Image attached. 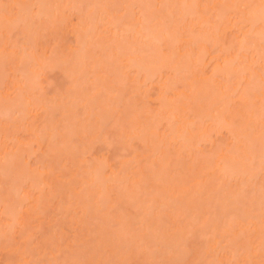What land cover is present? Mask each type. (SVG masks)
Masks as SVG:
<instances>
[{
    "label": "rangeland",
    "instance_id": "1",
    "mask_svg": "<svg viewBox=\"0 0 264 264\" xmlns=\"http://www.w3.org/2000/svg\"><path fill=\"white\" fill-rule=\"evenodd\" d=\"M10 1V0H9ZM9 1H7V0H0V9L1 8H3L2 10H0V11H2V13L0 12V14H4V15H6V16H10V15H7V11L10 9V7H11V10H14V8H16L15 6H14V8L11 6L16 0H11L10 1V3L12 2V1H14V2H12L9 6L8 5H6V3L7 4H9ZM26 1V0H25ZM53 1H55V0H52L51 2H53ZM57 1V0H56ZM54 2L53 3V5L54 4H56V5H59V9L58 10H60L61 9V6H60V4L62 5V8L64 7V9H66L67 8V6H70V5H72V4H70L69 5V3L70 2H73L74 4H76V2L77 3H79L78 1L79 0H68V1H66V0H62V1H59L58 3L57 2ZM63 1H65L66 3H68V4H62V3H64ZM70 1V2H69ZM76 1V2H75ZM82 1H84V0H81L80 1V3L81 4H77V5H72V8H73V6H80L79 8L78 7H74V8H78V9H81L83 12H84V10L86 9V7H87V5L90 3L91 4V2H93V1H91V0H85L84 2H82ZM119 5H123V4H127V3H129V6L131 5V4H133L134 2H131L130 0H129V2L128 1H117V0H115ZM152 1H157L158 2V0H152ZM161 1V0H160ZM27 2H29V4H30V2L31 1H29V0H27ZM89 2V3H88ZM94 2H96L95 0H94ZM93 2V3H94ZM100 1H98L97 0V4L99 3ZM105 3V5L107 4V2H106V0L105 1H101V3ZM115 2V4H117ZM125 2H127V3H125ZM147 2V1H146ZM204 2H205V0H204ZM96 3H94V4H96ZM109 3V2H108ZM111 4L110 5H108V6H110L111 7V5H113L114 6V9L112 10V8H113V6L110 8V7H108V8H110L114 13H119V10L120 9H122V6H118L119 8L117 9V10H115L116 8V5L115 4H112L113 2H110ZM149 3H151V1H149ZM32 4V3H31ZM50 5L52 4V3H49ZM87 4V5H86ZM96 4V5H97ZM117 4V5H118ZM151 4H153V3H151ZM157 5H159L158 3H156ZM156 4H153L150 8H152V10L153 11H150V14L151 15H153V12L154 11H156V10H154L153 8H155L157 5ZM4 5V6H3ZM13 5H15V3L13 4ZM27 5L28 4H26L25 5V7H23V11L22 12H24L25 13V11L26 10H28V12L29 13H31V9L33 8V10H35L34 8V6H32V8L29 10V9H27L26 7H27ZM67 5V6H66ZM104 5V4H103ZM125 5H123V8H124V6ZM133 5H135V3L133 4ZM133 5H131L130 7H128V9L126 8V6H128V4L125 6V8H126V12H132L131 10H135L136 8V12H137V14H139L140 12H138L139 10H138V7H140V6H137V7H132ZM31 6V5H30ZM89 6V5H88ZM92 6V4L90 5V7ZM95 6V5H94ZM136 6V5H135ZM154 6V7H153ZM9 7V8H8ZM50 7H52V6H50ZM55 7H57V6H55L54 5V12L56 11L55 10ZM71 7V6H70ZM69 7V8H70ZM97 7L99 8H101V7H104V6H100V4H98L97 5ZM107 7V6H106ZM106 7H104V9L106 8ZM121 7V8H120ZM131 7H132V9H131ZM159 7V6H158ZM160 7H162V5L160 6ZM159 7V8H160ZM13 8V9H12ZM28 8H30L29 6H28ZM72 8H71V12H72ZM87 8H89V7H87ZM92 8V7H91ZM91 8H89V9H91ZM96 8V7H95ZM124 8V9H125ZM134 8V9H133ZM159 8H158V10H159ZM4 9H8V10H5V12H7L6 14L5 13H3V10ZM51 9H53V8H51ZM64 9H62L61 11H62V13H64L65 14V11H64ZM77 9V10H78ZM84 9V10H83ZM103 8H102V10H98V12L99 11H102L101 13L103 14V11H106V10H109V9H105L104 10ZM131 9V10H130ZM155 9H157V7L155 8ZM32 10V11H33ZM69 11H70V9H68ZM68 10L66 11V12H68ZM75 10V9H74ZM73 10V11H74ZM81 10H78V11H81ZM92 10L93 11H97V8H96V10L94 9V8H92ZM138 10V11H137ZM151 10V9H150ZM156 11L157 13H160V12H162L161 11V8H160V10L159 11ZM15 11V10H14ZM52 11V10H51ZM80 12V14H82L83 16H84V14L86 13H91V12H89L88 10L86 11V12H84V14H83V12ZM116 11V12H115ZM11 12V11H10ZM9 12V13H10ZM21 12V11H20ZM19 12V13H20ZM27 12V11H26ZM53 12V11H52ZM98 12H96V13H91L92 15L91 16H93L94 14H98ZM107 12V13H106ZM105 12V14H110L109 16L108 15H104V16H102V17H117V15L115 16L114 14V16H112V13L113 12H111V11H106ZM111 12V13H110ZM120 12L122 13L123 12V10H120ZM164 12V11H163ZM162 12V13H163ZM13 13H15V12H12V15H13ZM18 15H19V13L18 12H16ZM76 13H78V14H76ZM120 13V14H121ZM155 13V12H154ZM17 14H16V16H17ZM36 13H33V15H35ZM39 14H41L42 15V13H39ZM52 14V13H51ZM67 14V13H66ZM66 14H65V16L63 17V19L62 18H60V16L62 15V14H60L58 11L57 12H55V13H53V15H51V17L53 16V18L52 19H54L55 17H58V19H61V20H64V21H66V19H68V17L66 16ZM120 14H118V16L120 17V19H121V16H120ZM131 14L132 13H129V15L131 16ZM136 13H133V15H135ZM136 14V15H137ZM3 15V16H4ZM15 15V14H14ZM25 15V14H24ZM23 15V16H24ZM29 15V14H28ZM37 16H38V14H36ZM69 15L71 16V17H69L70 18V22H69V20L67 21V22H69L71 25V27L73 26L74 27V25L75 24H78V23H76L77 21L79 22L80 21V25H78V27L79 26H82L83 28H84V25H86V26H88L86 23H84V24H82L83 22H84V19H86V17L85 18H83V16L80 18V15H79V12H77V11H75V12H73L72 14H70L69 13ZM68 15V16H69ZM78 15H79V17H78ZM90 15V14H89ZM89 15L87 14L86 16H88L89 17ZM124 15H126L125 14V12H124V14H123V17L125 18V16ZM127 15H128V13H127ZM154 15H156V14H154ZM159 14H157L156 16H158ZM160 15H164V13L163 14H161L160 13ZM159 15V16H160ZM2 16V17H3ZM16 16H13L12 18V22H11V24L12 23H15L16 21H18L19 20V18H17ZM20 16H22V14H20ZM22 16V17H23ZM32 16V15H31ZM42 16H44V14L42 15ZM42 16H39L40 17V19H41V17ZM90 16V17H91ZM100 16L101 15H99V18H100ZM139 15H137V17L136 16H134V17H136V18H140V16L138 17ZM150 16V15H149ZM156 16H150V18L152 19V18H154V20L152 19L150 22H157V20H159V19H157L156 18ZM15 17L18 19V20H16L15 19ZM21 17V18H22ZM45 17V16H44ZM43 17V18H44ZM65 17H66V19H65ZM87 17V18H88ZM88 18V21H90V19L92 20L93 18ZM94 17V19L96 18L95 16H93ZM119 17H117V18H119ZM129 17V16H128ZM132 17V16H131ZM130 17V18H131ZM21 18H20V21H21ZM36 19L38 18V17H35ZM77 18L78 19H80V20H77ZM156 18V19H155ZM159 18V17H158ZM14 19L16 20V21H14ZM23 19V18H22ZM39 19V18H38ZM38 19H37V21H38ZM45 19V18H44ZM50 19V18H49ZM48 19V20H49ZM57 19V20H58ZM93 19V20H94ZM102 19V21H104V20H108V18L107 19H105V18H100V19H98V21H100ZM104 19V20H103ZM126 19V18H125ZM135 19V18H134ZM215 18H213V20H214ZM10 20H11V17H10ZM27 20V22H28V20H29V22L28 23H30V22H33L34 24L36 23H38V22H36L35 21V19H33V17L31 18V17H29V16H26L25 17V21ZM41 20H43V19H41ZM110 20V19H109ZM113 20V19H112ZM111 20V21H112ZM116 20H118V19H116ZM116 20H114L115 22H116ZM156 20V21H155ZM215 20H217V19H215ZM1 21H3V20H1ZM0 21V22H1ZM4 21H5V19H4ZM20 21H18L16 24V30L14 29V28H12V26L13 25H11L10 24V22L8 21V23L11 25V28L12 29H14V30H12V29H9L10 28V25H8V24H6V25H8V29L9 30H12V31H9L8 29L6 30L7 31V33L4 31V33H1V32H3V31H1V30H3L5 27L7 28V26H4L5 25V23H3L4 25H1L2 27V29L0 30V46H4L5 47V49L3 48V46H2V48L0 49L1 50V53H3V50H4V56H5V53H6V57H8V56H10L9 54H11V53H13V55H12V59H13V56H15V64H11V62L10 63H3L2 64V62H4L5 60H6V58L5 59H0L1 60V62H0V64H1V67H0V70L2 71V72H0V74H1V76H0V102L2 101V103H0V105L1 104H3L4 102L6 103H4L3 104V106H0V154H3L4 156H5V158H4V156L2 155V157L4 158V159H2L4 162H2L3 164H1V162H0V164L2 165V167L3 168H1V166H0V198H1V195H4V197L5 198H2V200L4 201L5 199H6V197H9V196H11V197H13L14 198V196H15V198L18 200V197H16V196H20L21 198H22V195L21 194H23L24 193V191L26 190V194L27 193H30L29 195L31 196V197H29V195H27L28 196V200H32V201H35V198L38 196V193H36V191H38V190H36V191H33V190H31V191H29L30 189H29V187H30V183L28 184V181L25 183V184H23V179H25L26 180V178L27 179H29L30 178V176L32 177V178H30V181H32L33 182V184H35L34 182L35 181H37V177H33L32 176V174L31 173H29L28 171H33V170H31L32 168H34V171L35 170H37V169H39V168H42V169H39L40 170V175H41V173H43V172H45L46 173V175H48V174H50L51 173V175H49V177L50 178H52V179H54L55 181H56V185L55 184H52V182H50V185H55L57 188L61 185V186H64V188L62 189V187H61V189L63 190V195H61L62 193L60 192V190H58L57 188H56V190H58L57 192H56V190H55V188H53V186H49L50 188L52 187L53 188V190H51L52 192L51 193H53L54 191V195H48V197H49V199H48V201L44 204V205H42L40 202L42 201V199H41V197H40V201H39V204L37 205V201H35V202H32V204H30V203H28V202H30V201H27V202H24V204H22L23 202H20V201H22L23 199H20V197H19V199L20 200H18V202L16 201V199L14 198L11 202H12V206H14L15 208H17L18 207V204H22V206H24V207H21V209H20V211H19V208L18 209H16V210H18L19 212L18 213H16V215H18L19 214V216H22L21 218H23V219H21L20 217V219H19V221H20V223H21V221H23V225L20 227H17V225H16V228H10V227H12V226H15L14 224L16 223V221L15 220H17L18 221V219H17V217H14L13 215H15V214H10L11 216H9V217H14L15 219L13 220L12 218V221H11V219H9L7 216H6V218H8L11 222H12V226L10 225V224H8V223H10L9 222V220L8 219H4L5 218V214H4V217H2L3 216V214L2 215H0V223H2L3 221H6L7 222V220H8V230H12L11 232H6L7 230H5L4 228H0L1 229V236H0V264H7V263H10V264H16L15 262H16V258L18 257V256H20V252H22V253H25L24 255L27 257H23V259H25V260H27V262H28V264H29V262H33L34 261V263H32V264H36L35 262L37 261V259L39 258V261H41V259H42V256H44V254H43V252L44 253H46L45 254V256H44V260L45 259H48V258H50V259H52L53 257H54V260H49L48 259V262H46L47 264H50L51 262L53 263H58V264H72V263H75V261H78V262H76L75 264H87L89 261H91V263L89 262L88 264H244V262L241 260V259H243L242 258V256L241 255H243V254H245V250L247 249V248H249V247H247L246 245H245V243H244V245H245V247H244V249L242 248H239V249H241L242 251H240V250H238V252L237 253H240V252H242L241 253V255H239V254H235V255H237L236 257H235V255H232V253L234 254V252L233 251H235L236 250V245H239V242L240 241H242V239H240V238H243L244 236L241 234V231L242 230H244V229H242L241 231H239V233L241 234V236L242 237H240L239 236V233H238V230H234V231H236L237 232V241H238V239H239V242H237L238 244H236L235 245V243L233 244L232 242H231V240H232V238H234L233 237V233H235L234 231H233V233H232V231H231V233L229 234V232L228 231H226V230H228L229 228H230V230L232 229V227H231V225L230 224H233V223H230V222H232L233 220L235 221L234 223H236V221H238L241 217L243 218V216H242V212H244L245 210H246V212H245V214H243V215H246L245 217L247 218L248 217V219L246 220V218L244 217V219L246 220V221H244V225L245 226H247L246 228L247 229H249V228H251L252 227V225H247L246 223L249 221V217H250V220H251V218H253L252 220H254V218L255 217H253L255 214L257 215V216H261V212L263 211V210H261V209H264V207L263 208H261V206H262V203H264V201H263V199H264V175H263V171H264V168H263V170H260V171H257V168H256V166H255V164H253V162H252V164H253V166H251V162H248V160H247V163L246 164H248V163H250V166H249V164H248V166L251 168L252 167V169H254V166H255V171H253L252 172V176H253V174H254V176H253V179H251V184H250V182H249V180L250 179H246L245 177H237V181H240L241 179H246V183H245V180H242V181H240V182H242V184H244V185H242V186H245V184H247L246 185V187H242V186H240V184H236V183H238V182H235V179H236V177H232V179H228L227 177H226V180H228V182L226 183L225 182V180L223 181L220 177H219V175L220 174H218V173H216V175L218 174V181H217V178H216V176H212V175H214V173L215 172H212V171H210L209 169H211L212 170V168H211V165L213 166V163L211 162L210 163V167H209V162L207 163V160L210 158V154H211V152H213V147L212 146H215V143L216 144H221L220 146H221V148H222V151H223V149H225L226 147L224 146V148L222 147V145H223V143H224V141H220L222 138L224 139V137H225V139L226 138H229V137H227V135H224L225 133H220V132H218L217 131V129L218 128H220L219 126L218 127H216V126H214L213 124H212V126L213 127H216L217 129H210V131H209V133L208 134H210V135H208L206 132L204 133L205 135H206V142H204L203 144H201V142H202V139L200 140L201 142H200V144L201 145H199L198 147H200L198 150H196V148H197V146H195L196 148H194V149H192V150H189V152L191 151V154L189 153V156L188 155H186L185 153L188 151V150H186V152H185V149L183 150V152L180 150V149H182L183 148V146L182 147H180V145L182 144V143H179L180 141H178V139H177V143H178V145H177V143H176V145H177V150H176V145H175V143H174V145H173V143L172 144H170L171 143V140H169V139H171L170 137H171V135H175V130H174V132H173V134L172 133H170L171 131H170V129L171 128H174L175 129V124L173 125V121H170V120H167L166 119V121H165V119L164 118H160V117H158L157 118V116L154 114V111H155V102H153V103H151V100L153 101V100H155V98L156 97H154L155 95H157V94H155L156 92L154 91V89L155 88H157V86L155 85L156 83H158V85H163L164 83H166V82H162V83H160V81H158V80H163L164 78H165V75H167L168 77H169V75H170V73L169 74H165V72H163L164 73V75H162L161 74V76H163V78L162 79H160L159 78V76H160V74H156L157 76L156 77H158L157 79L158 80H156V77H154V76H150V77H152L153 79H150V80H147V81H149L150 83H151V80H153L152 81V83H151V85H154V86H156V87H151L150 88V86H148V84L146 85V83L147 82H143L144 80L146 81V79H144L145 77H143L145 74L146 75H153V72H154V70L153 69H150V68H148L147 70H145V72H147V73H145L144 72V74H142V72H141V75H140V72H136V70L137 69H135L134 70V68H133V71L136 73V74H134L133 73V71H131L130 70V68H126L125 67V69H124V63H125V61H124V59H125V56H127L129 53H124V51H125V49L123 50V48H127V49H136V51H134V52H132V55H133V53H136L135 55H138L139 56V54L140 53H142V51L141 52H138V51H140L141 50V48H145L144 50H146V48H149L150 46H152V45H150V43H146V41L143 39V40H141V39H139V38H137V36L136 37H134L133 39L135 40H133V39H131L130 37V40L132 41H134V43L136 44V46H134V44L131 46V44L133 43V41H132V43L130 44V42H129V39H128V36H130V35H127V34H125V36H122V40H121V35H124V34H120V37L118 38V39H120L121 40V43L122 42H124L123 44H120V46H117L116 47V49H118L119 51H120V53H119V51H117L116 49H113V47H111V42L110 43H108V44H106L107 42H109V41H107L106 43H103L104 42V39H105V37L106 38H110L111 36H113V34L115 35V33H113L112 32V34L110 35V32H108V31H106V32H104L101 28H106V26L107 27H109V25H106L105 24V26L104 25H101V23H100V25H101V27H99V24L97 23V22H94V21H92V22H94L95 24H97L96 26H98V29L96 28V27H92V28H94L95 30H97L96 32H95V30H92V33L93 32H95L94 33V35L93 34H91V32H89V34H91V35H93L92 37H94L93 38V41L91 40V42L89 41L90 40V38L92 39V37H89V35H87V37L88 38H85L86 40L88 39V41L91 43V45H90V43H87V47L85 48V46L84 45H81V44H83V43H81L80 45H81V47L82 48H85V49H88L90 46V49L92 48V46H94L93 47V52H92V50H90V49H88V51H86L85 49H84V52H86L85 54H87L89 51H91L92 53H93V55H96V56H94V58L92 59V57H93V55H90L91 53L89 52L87 55H85L86 56V59L87 58H91V59H89L90 60V62L92 61V60H94V59H96V60H98L97 62L99 63V59H100V64H101V62H102V64H101V69H100V72H99V74L97 73V71H99V68L100 67H98L97 66V62H96V60H94L92 63H90L89 61H88V59L86 60H84L83 59V61L81 60V58L79 57L80 55H79V49H74V46H76L78 43H74V41L76 40V39H78V38H76V36L77 35H75V34H73V32L71 31V33L73 34H69V29L66 31V27L64 28L63 27V25L64 26H66L65 24V22L63 23V21H62V23H63V25L61 26L60 25V22L61 21H59V22H57V21H55V23L56 24H58V25H60V27H62L61 29H59V26L57 27V28H55V29H53V30H51V31H54V30H56L54 33L53 32H49L50 31V29H48L47 28V25L48 24H46V22H43V24H42V21H41V25L43 26H45L44 28L41 26V29H42V31L39 29H36L35 31H37V32H41V35H39L40 34V32L39 33H37V32H35V31H33L34 30V28L33 29H29L28 30V34H29V31L30 30H32L33 32H31L30 31V33L33 35V36H35V40H34V38H32L31 40H28L27 38H25V37H27L28 36V34L26 33L27 31L25 30V27H23L24 29H21V28H19L20 29V32L22 31L23 32V30H24V32L22 33L21 32V34H20V32H18V27H20V25H21V27L22 26H24V25H22V24H20ZM45 21V20H44ZM86 21V20H85ZM127 21H130V19L128 20L127 19ZM126 20H124V19H122V21H120L121 23L122 22H127ZM223 21V20H222ZM222 21H219L220 22V24H218L217 26H215L216 25V21H215V25H214V28L215 27H218V26H222L221 25V23H223ZM50 21H48V23H49ZM54 22V21H53ZM82 22V23H81ZM91 22V21H90ZM107 22H109V21H107ZM119 22V21H118ZM119 22V23H120ZM218 22V21H217ZM18 23H19V25H18ZM68 23V24H69ZM104 23H106V21L104 22ZM23 24H25V22L23 23ZM27 24V23H26ZM32 24V23H31ZM53 23H51V25H52ZM67 24V27H69V25ZM73 24V25H72ZM82 24V25H81ZM107 24H109V23H107ZM113 24H115V23H110V27L108 28V30L109 31H111V30H113L111 27H112V25ZM116 24H118V23H116ZM155 24H157V23H149V27H150V25H155ZM224 24V23H223ZM50 25V24H49ZM166 25V24H165ZM164 25V26H165ZM4 26V27H3ZM28 26V25H27ZM37 26H38V28H40L39 26V23L37 24ZM36 26V27H37ZM55 27L57 26V25H54ZM76 26V25H75ZM92 26V25H91ZM103 26V27H102ZM115 26V25H114ZM118 26V28L120 27L119 26V24L117 25ZM167 26H171L170 24H168ZM167 26L166 27H164V28H167ZM14 27H15V25H14ZM51 27H53V26H51ZM70 27V28H71ZM89 27V26H88ZM181 27V26H180ZM5 28V29H6ZM28 28H29V26H28ZM27 27H26V29H28ZM32 28V27H31ZM54 28V27H53ZM80 28V27H79ZM82 28V29H83ZM90 28V27H89ZM101 30H100V29ZM111 28V29H110ZM114 28V27H113ZM116 29H117V27H115ZM160 28V27H159ZM163 28V30H165ZM169 28V27H168ZM170 28H172V26L170 27ZM169 28V29H170ZM218 28H223V26L222 27H218ZM52 29V28H51ZM59 29V30H58ZM78 29V28H77ZM85 29V28H84ZM116 29H114L113 31L114 32H117V31H119L120 29H118V30H116ZM160 29H162V27L160 28ZM197 29V28H196ZM195 29V30H196ZM206 29V28H205ZM58 30V31H57ZM74 30V29H73ZM188 30V29H187ZM207 30V29H206ZM206 30L204 31V30H198L197 29V31H199L200 32V34H199V32H197V31H194V33L196 34V33H198L197 35H199V37L200 38H202L201 40H200V38H198L199 40H197V35H193V32L192 33H190V35L191 36H194V39H195V37H196V40L199 42V41H204L205 40V38L207 37H205L204 36V32H206ZM216 30H218L217 28H216ZM8 31L9 32H11V33H8ZM75 31H77L76 29H75ZM83 32H84V30H82ZM82 31H80V32H82ZM156 31H157V29H156ZM168 31V30H167ZM170 31V30H169ZM189 31H191V28L189 29ZM204 31V32H203ZM219 31V30H218ZM227 30H225L224 31V33H222V34H220V35H222V37L221 38H223L224 39V41H225V44L224 43H222L223 41V39L222 40H220V37H219V40L220 41H222L221 43H222V45H224V46H226V45H228V44H226V43H232V47H231V45H230V47H228V48H233V44L235 43V42H233L232 41V39H233V37L234 36H232L230 33H231V31L229 32H226ZM58 32V33H57ZM80 32L78 33V34H80ZM109 34H108V33ZM203 32V36H204V38L203 37H201L202 36V33ZM226 32V33H225ZM25 33V34H24ZM34 33V34H33ZM54 35H53V34ZM86 33V32H85ZM158 33H160V30H158ZM162 33V32H161ZM160 33V36L162 35ZM234 33V32H233ZM52 34V35H51ZM88 34V33H87ZM104 34H107L106 36H104ZM177 34H179V33H177ZM235 34V33H234ZM24 35H27V36H25L24 37ZM30 35V34H29ZM100 35H102L101 37H100ZM108 35H110L109 37H107ZM131 35H134V34H131ZM167 35H168V37L169 36H171V37H173L172 35H169V33H167ZM206 35H208V33H206ZM23 36V37H22ZM81 37H79V40H80V42H81V39L80 38H82V35H80ZM116 36V35H115ZM114 36V37H115ZM117 36H118V32H117ZM164 34L161 36V38H160V41H161V39L163 38L164 39V37H166V35L164 36ZM209 36V35H208ZM72 37H75L74 39L72 38ZM85 37V35L83 34V38ZM126 37V38H125ZM133 37V36H132ZM167 37V38H168ZM24 38V39H23ZM29 38H31L30 36H29ZM99 38V39H98ZM112 38V37H111ZM111 38H110V41H111ZM137 38V39H136ZM166 38V39H167ZM192 38V37H191ZM37 39H38V41H37ZM125 41H124V40ZM163 39H162V41H163ZM165 39V45L164 44H162L161 43V46H160V41H159V46L157 45L158 44V42H157V44L156 43H154L155 44V46H157L156 48H158V49H156V50H159V49H163V48H160V47H164V48H167V47H169L168 45H170L171 44V42L170 43H168L167 42V40ZM193 39V38H192ZM204 39V40H203ZM24 40H27V41H24ZM102 40V41H101ZM115 40V39H114ZM117 40V39H116ZM120 40H117L118 42L120 41ZM136 40L137 41H139V40H141V41H143L145 44H147L146 46L147 47H143L142 45H144L143 44V42H141L140 41V46H142L141 48L139 47V43H137L136 42ZM150 39H147V41H149ZM169 40L170 41H172L171 40V38H169ZM32 41V42H31ZM38 43H36V42ZM85 41V40H84ZM97 41H99L100 43L98 44V42ZM116 41V42H117ZM196 41V42H197ZM31 42L32 44L31 45H33V42H35V44L33 45V49H34V46L35 45H37L38 47H36V49H34L33 51H35V53L37 52H39L38 54L36 53V56H35V53H34V57L31 55L30 56V59H29V62L30 61H33V63L32 62H30V64L32 65V66H35L36 65V67H37V63H35L36 61H35V59H37L36 57H37V55H39V54H43L42 55V58L44 59L45 57L44 56H48L49 55V52H50V55L48 56L49 58L47 59V57L45 58V59H47V60H43V59H41V57L40 56H38V57H40V60L39 61H41L42 60V62H39L40 64H38L39 66L37 67V68H40V65H41V63H42V67L40 68V69H37L38 71H42V68H44L43 69V73H40L39 75V77H41V78H39L40 80L38 81L37 80V78H36V80H34L33 81V83H34V86H29L28 88H30V87H33L32 88V90L31 91H33L32 93L30 92V94L32 95L30 98V100H32V102H31V105H29L30 107H31V109L30 108H28V111H25V113H27V114H31V113H33L34 111V115L33 114H31L32 116H35V114H36V117H34V118H32V116H31V120L29 119V120H27L28 118H29V116H27L26 118L27 119H25V123H26V121H27V124L26 125H28V122L31 124L30 126H29V131L31 130L32 131V128H34V127H36V129L34 130V133L35 132H37L38 131V133L39 132H41L40 133V135L39 134H37V133H35V137L37 138V140H35V141H38V143L36 142L35 144L37 145H41V149L39 150L37 147H36V145L35 144H33V142H31V141H34V139H36V138H34L33 139V137H31L30 138V134L29 133H32L33 134V132H29V131H25L24 129H27L26 127H28V126H26V127H22L25 123L23 122V121H21L22 120V114L24 115V116H26L24 113H22L21 114V111L23 110H26V107H24L25 109H23L22 107H23V105H22V103L24 102V100H23V98L24 97H26V96H22V94L25 92V86H26V88H27V86L29 85V82L31 83L32 82V77L33 76H35L36 77V75L38 74V72H36V69H34V68H36V67H34V68H32L31 69V67L32 66H30V65H27V66H29L28 68L30 69V71H32L33 69H34V71L35 72H31V73H33V75H31V74H29L28 75V73L29 72H26L25 70L26 69H28L27 67H26V69L24 70V66H26V65H24V64H28L29 62H27L28 61V57H27V55H28V53H26L25 51H27L28 50V48L31 46L29 43ZM76 42H77V40H76ZM96 42H97V44L98 45H100L99 46V49H98V46H97V44H96ZM103 44H105V45H101L102 43ZM118 42H117V44H118ZM151 42V41H150ZM167 42V43H166ZM23 43H24V45H23ZM112 43H113V41H112ZM127 43H129V44H127ZM153 43V42H152ZM151 43V44H152ZM218 43H219V45L218 46H221L220 45V42L218 41ZM39 44H40V46H39ZM84 44H85V42H84ZM124 44H126V45H128V46H126V45H124ZM154 44H153V47H152V49H150L149 51H148V49L146 50L147 51V54H145V52L146 51H144V55H145V58H150V59H152V58H155L156 57V55H158V53L161 51L162 52V50H159V52L158 51H154ZM30 45V46H29ZM97 47H96V46ZM108 45V46H107ZM119 45V44H118ZM122 45H124V47L122 46ZM150 45V46H149ZM24 46V47H23ZM26 46H27V49H25L26 48ZM55 46H59V47H55ZM63 46V48L64 47H66V49L67 48H72V49H74V52H73V55L74 54H76V58L77 57H79V59H78V61L80 60V62H79V64H78V62H76L77 60L76 59H73L74 57H75V55L73 56L72 54V57H71V55L70 56H67V55H69L70 53H72V50H70V52H67V53H69V54H67V53H62V54H64V55H59V54H61V52H60V50H62L61 49V47ZM104 46H107V47H104ZM109 46H110V50H116L117 51V53H116V51L114 52V51H110V52H113V53H111V55H109V52H107L106 50H104V52H107L106 54L105 53H103V51H101V53L104 55V56H98V54L100 53V51L98 52L97 50H103L104 48L105 49H108L109 48ZM126 46V47H125ZM129 46H131V47H133V48H131V47H129ZM235 46V45H234ZM39 47L44 51V53H43V51L41 50V49H39ZM55 47V48H54ZM77 48H79L80 46L79 45H77L76 46ZM118 47H120L121 49H122V51L123 52H121V49H119ZM222 47V46H221ZM24 48V49H23ZM31 48H32V46H31ZM101 48H103V49H101ZM140 48V50H138ZM151 48V47H150ZM8 49V52H6V50ZM56 49H57V51H56ZM58 49H60L59 51H58ZM65 49V48H64ZM219 49V48H218ZM12 51V52H10V51ZM39 50V51H38ZM42 52H41V51ZM52 50H54V51H52ZM69 50H66V51H69ZM75 50H77V52L75 51ZM80 50H82V49H80ZM138 50V51H137ZM152 50V51H151ZM166 50V49H165ZM164 50V51H165ZM224 50V49H223ZM235 50V48H233V51ZM29 52H32V50H28ZM97 51V52H96ZM133 51V50H132ZM164 51L162 52V53H164ZM10 52V53H9ZM51 52H53L54 53V55H53V53H51ZM55 52L56 53H59V54H57V55H59V56H61L60 58L62 59L61 61L62 62H65V63H68V61L66 62V60L67 59H72L73 60V63H72V61H70L73 65H76L75 66V69L73 68V65L69 62L68 64L70 65L69 66V68H68V66L67 65H63L62 64V62L60 61V60H58L59 59V57H57L56 56V54H55ZM76 52V53H75ZM96 54H95V53ZM127 52H129V50H127ZM148 52H151L152 53V55H150V53L148 54ZM153 52H156V53H153ZM167 52V51H166ZM226 51H224L223 53H225ZM228 52H229V49H228ZM9 53V54H8ZM46 53H48V54H46ZM80 53H83V52H80ZM100 53V54H101ZM124 53V54H123ZM222 53V54H223ZM227 53V52H226ZM259 53H262L263 54V52L261 51H259ZM3 54H1V57H3ZM31 54H33V53H31ZM46 54V55H45ZM65 54H67V55H65ZM112 54H114V56H115V54H117V56H115V57H117L118 58V60H121L122 59V57L124 56V58L121 60L122 62H120L121 63V65H123L122 67H121V65L119 66L117 63L115 64V62L117 61V58H115V57H112V58H115V62H113L114 61V59H113V61H112V58H111V56H113ZM142 54V55H143ZM159 54H161V53H159ZM51 55H53V58L55 59L56 57V60L55 61H58V62H56L55 63V61L53 60V58H52V56ZM77 55H79V56H77ZM110 56V58L108 59H106V57L107 56ZM123 55V56H122ZM141 55V54H140ZM155 55V56H154ZM29 56V55H28ZM63 56H67L66 58L65 57H63ZM89 56V57H88ZM121 58V59H119V57ZM154 56V57H153ZM160 56V55H159ZM11 57V56H10ZM24 59H23V58ZM81 57L83 58V55H81ZM97 57V58H96ZM103 57H105L104 59H103ZM152 57V58H151ZM4 58V57H3ZM50 58H52V59H50ZM66 60H65V59ZM85 58V57H84ZM10 59V58H9ZM9 59H7V60H9ZM19 59H22L21 60V65H22V63H23V65L21 66L20 65V60ZM51 61H50V60ZM65 61H64V60ZM102 59V60H101ZM106 59V61L108 62L109 60H111V62H113V63H110V61L107 63V62H104V60ZM4 60V61H3ZM18 60H19V63H18ZM24 60V61H23ZM13 61V60H12ZM74 61H75V63H74ZM85 61L86 62H89L90 64H92V66L90 65V68H88V66L89 65H87V67H86V64H85ZM259 61V60H258ZM61 62V63H60ZM124 62V63H123ZM18 63V64H17ZM45 65H44V64ZM50 63H51V67H49L48 68V66L50 65ZM58 63H60L59 64V68L57 69L56 67H58ZM96 63V64H95ZM106 63V64H105ZM110 63V64H109ZM35 64V65H34ZM46 64H47V66H46ZM55 65V64H57V65H55L54 67H53V65ZM62 64V65H61ZM94 64H95V66H97L98 68H94ZM210 64V63H209ZM258 64H260V66H261V62H258L257 63V65ZM17 65L19 66V68L17 67ZM45 67H44V66ZM84 65V66H83ZM99 65V64H98ZM109 66L108 68L106 67V66ZM210 65H212V62H211V64ZM256 65V66H257ZM2 66H4L3 68H2ZM62 66V67H61ZM78 66H80V67H78ZM106 68H104V67ZM112 66V67H111ZM126 66V65H125ZM182 66V65H181ZM209 66V65H208ZM208 66H207V68H208ZM61 67V68H60ZM68 68L67 70H64L63 68ZM82 67V68H81ZM92 67V68H91ZM103 67V68H102ZM120 67L121 68H123V70L122 69H120ZM180 67V66H179ZM179 67L177 68V69H179ZM210 68H211V66H209ZM254 67H255V65H254ZM253 67V71L254 72H256V69H257V67H255L254 68ZM2 68V69H1ZM22 68H23V70H22ZM65 68V69H66ZM96 69L95 71H91L90 72V70H88V69ZM132 68V67H131ZM182 68L184 69V67L182 66ZM182 68H180V70L179 71H177L178 73L179 72H181L182 74H176L175 73V75H177V76H173L172 77V75H171V77L170 78H168L167 77V81L168 80H171L172 78H174V82L176 81V78L178 77V78H180V76H181V78H183L184 76H183V73H184V75L186 76L187 75V73H186V71L185 72H183L181 69ZM207 68L205 69L207 72L210 70V69H208L207 70ZM259 68V67H258ZM20 69V70H19ZM28 69V70H29ZM109 69V70H108ZM120 69V70H119ZM130 70V71H127V70ZM22 70V71H21ZM27 70V71H28ZM102 70V71H101ZM151 70H153V71H151ZM197 70V69H196ZM24 71V72H23ZM47 71V72H46ZM77 71V72H76ZM81 71H83V72H81V73H84V74H82V75H79V74H77V73H80ZM89 72V73H87L89 76H87V74H86V72ZM121 71H126V72H128V73H133V77H136V75H137V78H135V79H137V80H133V83L132 82H127V79H128V81H130L129 79H134L132 76H130L131 78H129V75L130 74H128V73H125V72H121ZM258 71V70H257ZM66 72V73H65ZM68 72H70V74L68 73ZM77 74V75H75V73ZM101 72L104 74V73H108V76L107 75H105V76H103V78H104V80H106V81H103V80H97L98 78H97V75H100L101 74ZM122 73V75L124 76V78H125V75L126 74H128L127 75V77L128 78H126V81H124V79H123V77H121V73ZM149 72V73H148ZM254 72H252V74L254 73ZM259 72H261V74H262V71H261V68H260V70H259ZM22 73H23V75H26V76H22ZM27 73V74H26ZM34 73H35V75H34ZM37 73V74H36ZM65 73V74H64ZM69 74V76H68V74ZM71 73H74V74H71ZM96 73L97 75H94V74ZM120 73V74H119ZM151 73V74H150ZM44 74V75H43ZM61 74V75H60ZM93 74V75H92ZM255 74H260V73H255ZM30 75L32 76V77H30ZM139 75H140V77H139ZM143 75V76H142ZM159 75V76H158ZM38 76V75H37ZM70 76L72 77V78H70ZM78 77V78H76V77ZM80 76L82 77V78H80ZM85 76V77H84ZM87 76V77H86ZM93 76H95V77H93ZM102 76V75H101ZM101 76H99V77H101ZM143 78H142V77ZM183 76V77H182ZM253 76H254V74H253ZM30 77V78H29ZM90 77H92V78H90ZM149 77V78H150ZM233 77H235V76H233ZM250 76H248V79H247V82H249L248 80H250L251 78H254V77H251V78H249ZM25 78V79H24ZM29 78V79H28ZM34 78V77H33ZM74 78V80H75V78H76V80L78 81L77 83H76V81H74V80H71V79H73ZM93 78H94V80H93ZM107 78V79H106ZM140 78L142 79V84H141V87H144V86H147V87H144V92H145V89H146V92H147V90H148V92L146 93L147 95L149 94V92H150V95L149 96H147L148 98H149V105H148V103L147 102H145V103H147V108H145V112L144 111H142V109H140L141 107H140V105H139V103L141 102V101H139V96H140V99L141 98H143L142 99V101L144 100V97H146L144 94H143V90H141V91H139V89H141L140 88V86L138 87L137 86V82L139 83V82H141V80H140ZM177 78V79H178ZM225 78H227V77H224V80H226ZM228 78H231V77H228ZM227 78V82H228V80H231V79H228ZM236 78V77H235ZM27 79V80H26ZM35 79V78H34ZM87 79V80H86ZM90 81H89V80ZM102 79V78H101ZM120 82H118L117 83V80ZM217 79H218V83L219 82H221V81H219V80H221L222 79V77H221V79H219V77L218 78H215V80L217 81ZM234 79V78H233ZM84 80V81H83ZM114 80V82H110V81H113ZM121 80H122V82H121ZM173 80V79H172ZM256 80H259V79H256ZM256 80H251L253 83H255V81ZM26 81V82H25ZM75 82L76 83V86H75V84H73L72 82ZM116 81V82H115ZM154 81H156V82H154ZM158 81V82H157ZM163 81H166V78L163 80ZM210 81H212V80H210ZM233 80H231L230 82H228V83H232L233 84V82H232ZM236 81V80H235ZM37 82V83H36ZM43 82V83H42ZM85 82V83H84ZM101 82V83H100ZM102 82H104V83H102ZM110 84H109V83ZM148 82V83H149ZM172 82V83H171ZM169 81V84L171 85V84H173V86H179V85H177V83L175 82H173V81ZM225 83V85H224V87H226V90H227V93H226V91H224V89H223V91H224V93H225V95L227 96V95H229V96H227L228 97V99L226 100L228 103H227V106H226V108L228 107L229 108V104H230V106H233V99H232V97H234V95L236 96L237 95V93L239 94V92L237 91V89L235 90H233L232 89V91H231V88L233 87V85L232 84H230L231 86V88H230V94H229V88H227V85H228V83ZM237 82H238V84L239 85H241V81L239 82L238 80H237ZM243 82V81H242ZM247 82H244V84L246 83L247 84ZM39 83V84H38ZM69 83H70V85H69ZM132 83V84H131ZM143 83L145 84L144 86H142L143 85ZM210 84H211V82H209ZM213 83H216V82H214V80H213ZM256 83H257V81H256ZM259 83V82H258ZM258 83L256 84V85H258ZM27 84V85H26ZM32 84V83H31ZM38 84V85H37ZM40 84H41V86H40ZM104 84V85H103ZM168 84V82H167V84H165L166 86H170ZM176 84V85H175ZM210 84H208V87H210L211 85ZM223 84H224V82L222 81L221 82V84L219 83V85H222L223 86ZM251 84V83H250ZM74 85V86H73ZM79 85L81 86V87H79ZM110 85H112V88L110 87ZM135 85V86H134ZM138 85H140V84H138ZM237 85V84H236ZM38 86V87H37ZM120 86V87H119ZM135 88H139L138 90H136V89H134V87ZM215 86V84H213L212 86H211V88L212 87H214ZM244 86H247V85H244ZM252 86H254V84L252 85ZM68 87V88H67ZM70 87H72L73 88V90H72V88L71 89H69ZM114 87V88H113ZM150 88V89H147V88ZM162 87L163 86H161L160 88L162 89ZM170 87H172V86H170ZM240 87H242V88H239V86H238V89H243V84H242V86H240ZM251 87V86H250ZM249 87V88H250ZM15 88H17V89H15ZM27 88V90L26 91H30L29 89ZM34 88H36L35 90H34ZM78 88V89H77ZM133 88V89H132ZM172 88H175V87H172ZM178 88V87H177ZM236 88V87H235ZM247 88V87H246ZM249 88H248V90H249ZM254 87H252L251 89H253ZM256 88V87H255ZM254 88V90H255V92L253 91V93H256L257 92V88L255 89ZM15 89V90H14ZM158 89H159V87H158ZM210 89V88H209ZM214 90L216 89V88H213ZM250 89V91L249 92H251L252 90ZM19 90V91H18ZM75 90H76V92H75ZM78 90V91H77ZM80 90V91H79ZM82 90V91H81ZM135 90V91H134ZM156 90V89H155ZM210 90H212V89H210ZM214 90H212L211 92L209 91V90H207V88H205V92H204V90H202L203 92H204V94L206 95V96H203L202 98H205V99H209L210 97V94H212L213 92H214ZM246 90V89H245ZM36 91V92H35ZM139 91V92H138ZM157 91V90H156ZM159 91V90H158ZM158 91H157V93H158ZM235 91H236V93H235ZM242 91V90H241ZM244 91V90H243ZM8 92V93H7ZM23 92V93H22ZM71 92H73V93H76V94H72ZM100 92V93H99ZM135 92H137V93H142L143 94V96L144 97H141L142 96V94L140 93V94H137V93H135ZM206 92H208V93H206ZM217 94H218V92H219V96H221V91L219 90L218 91V89H216V91H215ZM235 93V94H233V93ZM7 93V94H6ZM13 93V94H12ZM17 93H18V95H17ZM26 93V92H25ZM40 93V94H39ZM42 93V94H41ZM67 93V94H66ZM94 93V94H93ZM101 94L99 97H98V100H96V99H94V96L96 95V94ZM123 94V95H120V94ZM133 93V94H132ZM210 93V94H209ZM215 93V94H216ZM243 93V92H242ZM245 93H248V92H245ZM258 93H260V91L258 92ZM5 94V95H4ZM21 94V95H20ZM27 94H29L28 92H27ZM27 94H25V95H27ZM37 96H35V95ZM82 94H85V95H82ZM139 95V96H137V95ZM203 94V93H202ZM216 94V96H218ZM233 96H232V95ZM2 95H4V96H2ZM6 95H8L9 97H8V99H5L7 96ZM17 95V96H16ZM20 95V96H19ZM40 95H41V97H40ZM92 95V96H91ZM154 95V96H153ZM208 95V96H207ZM213 95V94H212ZM230 95L232 96L231 98H229L230 97ZM239 95H242V94H239ZM239 95H237V96H239ZM246 95V94H245ZM250 95L252 96V94L250 93ZM250 95L248 94V98H246V99H249V98H251L250 97ZM264 95V94H263ZM22 96V97H21ZM28 96H30V95H28ZM39 96V97H38ZM87 96H91L90 98L88 97L87 99L85 98V97H87ZM151 96V97H150ZM222 97V99H226L227 97ZM247 96V95H246ZM2 97H5L4 99H5V101L3 102V98ZM15 97L17 98L18 97V99H16V101H17V103L18 102H20L19 101V99H21V101H23L21 104H18V106H16V101L14 102H12V100H14L15 99ZM21 97V98H20ZM55 97H57V99L55 98ZM59 97L60 98H62V99H59ZM67 97V98H66ZM72 97V98H71ZM82 97V98H81ZM93 97V98H92ZM102 97V98H101ZM146 97V98H147ZM200 97L201 96H199V101L201 100L200 99ZM208 97V98H207ZM12 98H14V99H12ZM27 99H29V97H26ZM37 98V99H36ZM38 98H43V100H41V99H38ZM55 98V99H54ZM66 100H65V99ZM69 98H71V100L69 99ZM76 98V99H75ZM119 98L121 99V100H119ZM147 98V99H148ZM211 98H213V97H211ZM219 97H217V99H218ZM239 98V97H238ZM238 98H234V100H236V101H238ZM10 99H12V100H10ZM27 99H26V101H27ZM34 99H36L35 101H36V103L34 102ZM64 99V100H63ZM82 99V100H81ZM84 99V100H83ZM94 99V100H93ZM216 99V98H215ZM220 99V98H219ZM218 99V100H219ZM230 99V100H229ZM38 100V101H37ZM57 100H59V102H57ZM73 100H76L75 102L73 101ZM102 100V101H101ZM203 100V99H202ZM201 100V101H202ZM210 100V99H209ZM217 100V101H218ZM7 101V102H6ZM15 105H12L11 104V102ZM46 101V102H45ZM53 101V102H52ZM54 101H56V102H54ZM60 101H62V102H60ZM80 101V102H79ZM92 101V102H91ZM99 101V102H98ZM146 101V100H145ZM205 102H208V100H204ZM212 101H214V99H212ZM212 101H210V102H208V103H206V104H204L203 106H199V107H204V109H201V110H197V109H195L197 112H200V113H203V114H205V112H207V113H211L212 112V110L215 108V107H217L218 109V111L219 112H222V108H219V102H221L222 100L220 99V101H216L217 102V104H214L215 103V101H214V103L212 102ZM224 101V100H223ZM223 101L221 102L222 103V105H223ZM244 101V100H243ZM8 102H10V103H8ZM70 102V103H69ZM72 102V103H71ZM98 102V103H97ZM132 104H131V103ZM204 102V103H205ZM242 102V101H241ZM250 102H251V100H250ZM27 103V102H26ZM32 103H33V105L35 106V108L36 109H34L33 108V110H32ZM48 103H50V104H48ZM54 103H56L55 104V106L53 105ZM93 103H94V105H93ZM98 105H97V104ZM142 103V102H141ZM144 103V102H143ZM141 104V105H143V106H146L145 105V103L144 104ZM210 103H212V104H214L213 105V109L212 108H210L211 110H209V109H207L208 111H206V108H208L207 107V105L209 106H211V104ZM243 103V102H242ZM24 104V103H23ZM38 104V105H37ZM44 104H46V105H44ZM75 104V105H74ZM76 104H77V106H76ZM96 104V105H95ZM135 104H137V107H134V106H136ZM200 104H202V102L200 103ZM238 105L237 106H239L240 108L238 109V110H242V106H240V104L239 103H237ZM251 104V103H250ZM262 104H264V101L262 102ZM262 104H257V105H259L258 107L259 108H264L263 106H261ZM40 105V106H39ZM47 105H49L48 107H47ZM58 105H60V106H58ZM66 105H67V107H66ZM70 105V106H69ZM71 105H73V107L71 106ZM134 105V106H133ZM197 105V107H198V104H196ZM217 105V106H216ZM234 105H236V104H234ZM257 105H255V107H256V109H257ZM7 106V107H6ZM14 106V107H13ZM19 106L22 108V109H19ZM25 106V105H24ZM38 106V107H37ZM52 106V107H51ZM53 106H54V110H53ZM58 107V109H55V107ZM65 106V107H64ZM103 106V107H102ZM139 106V107H138ZM206 106V107H205ZM237 106H235L234 108L235 109H237L238 107ZM251 106V105H250ZM6 107V108H5ZM11 107V108H10ZM43 107H44V109H43ZM51 107V108H50ZM64 107V108H63ZM157 107V106H156ZM251 107H253L254 108V106H251ZM18 108V109H17ZM60 108H62V109H60ZM70 108V109H69ZM71 108H74V109H71ZM139 109V112H138V114H137V111H138V109ZM150 108H152V109H150ZM154 108V109H153ZM195 108V107H194ZM227 108V109H228ZM230 108H232V107H230ZM233 108V109H234ZM5 109V110H4ZM16 109V110H15ZM37 109H39V110H37ZM42 109H43V111H42ZM100 109H102L103 111H102V113H103V115L101 114V110ZM104 109H105V111H104ZM130 109V110H129ZM131 109L133 110V111H135L136 112V114L134 113H131V116L130 117H132V121L131 122H133L132 123V126H133V124L135 123V122H139V121H136V119H138V118H141L140 117V114H142V117L143 118H149L147 121H150V122H144V124H147V123H149V124H147V126L148 125H151V126H153V125H156L157 127V129L155 128V126H154V128L157 130H153V129H150V127L151 126H145L143 123H141L140 124V122H142L141 120H140V122L138 123L139 124V127L141 128V125H142V129H144V128H146L147 130H148V128H149V130L147 131V133L149 132V131H152V132H156V134L154 133H151V132H149V134H151L150 136H147L148 134H146V138L148 137L149 139H151V138H153V141L155 140V141H158L157 143L154 141H152V140H149V142L151 141L153 144H155L156 146L157 145H160V146H157L158 147V149H160V152H158V150L156 149L157 147H155V151H153V144L152 143H150V145H148V143L145 141V142H143L141 139H138L139 141H137V139H134V140H136L135 141V143H134V141H130V139L128 138V137H126V140H122V138H125V137H123L124 135H122V137H120L121 135L119 134V131L122 133V132H124L125 133V135H126V133H127V135H128V133H129V130H132V128L131 129H126L125 127L126 126H124L123 125V123H127V127H128V125L131 127V125L129 124L130 123V117L129 116H127L128 115V113L129 112H131ZM146 109H147V111L149 110V115H148V113H147V111H146ZM216 109V108H215ZM234 109V112H235V115L237 114L236 113V111H238V110H235ZM244 109H247V108H245L244 107ZM255 109V108H254ZM11 110V111H10ZM14 110H15V112H14ZM19 112H18V111ZM30 110V111H29ZM49 110V111H48ZM56 110V111H55ZM60 110V111H59ZM66 110V111H65ZM70 110V111H69ZM73 110V111H72ZM107 110V111H106ZM129 110V111H128ZM151 110H153V114H152V112H150ZM203 110V112H201ZM228 110H230V109H228ZM258 110H259V112H258ZM260 110H262V109H257V112L258 113H260ZM18 113H17V112ZM46 113H48V114H46ZM75 111V112H74ZM111 113V114H109V112ZM142 111V112H141ZM205 111V112H204ZM210 111V112H209ZM230 111H232L233 112V110L231 109ZM29 112V113H28ZM39 112V113H38ZM42 112H43V114H42ZM51 112H53V113H51ZM107 112H108V114H107ZM141 112V113H140ZM143 112H144V114H147L148 116H150V117H148V116H146L145 115V117L143 116ZM238 112H240V111H238ZM242 112H243V110H242ZM245 112V111H244ZM256 111H254V114L256 113V114H258ZM15 113H16V115H15ZM45 113V114H44ZM60 113V114H59ZM62 113V114H61ZM64 113H66V115L64 114ZM74 113V118H72V114ZM140 113V114H139ZM151 113V114H150ZM20 114V115H19ZM38 114V115H37ZM41 114H42V116H41ZM68 114V115H67ZM106 114V116H104ZM113 114V115H112ZM130 114V113H129ZM240 114V113H239ZM238 114V116H235V119L236 118H238L240 115ZM264 114V113H263ZM263 114H262V112H261V114H260V116H263ZM19 115V116H18ZM46 116V118L45 119H42L41 120V117L43 118V116ZM47 115H49V116H47ZM107 115H109V117L110 118H108V116ZM112 115V116H111ZM152 115H155V116H153V117H155V118H157L158 120H159V118H160V123L162 122V120H164L165 122H163V123H159V122H157V119L154 121V120H152L151 118H152ZM13 116V117H12ZM41 116V117H40ZM65 116H67L66 118H65ZM101 118H100V117ZM136 116H137V118H136ZM139 116V117H138ZM256 116H259V114L258 115H256ZM259 116V117H260ZM22 117V118H21ZM40 117V118H39ZM55 117V118H54ZM64 119H63V118ZM68 117H70L69 119H68ZM108 118V120H105V119H107ZM128 117V118H127ZM135 117V118H134ZM20 118H21V120H20ZM37 118V119H36ZM48 118V119H47ZM59 118L60 119H62V120H59ZM97 118L99 119V123H98V120H97ZM103 118V119H102ZM105 118V119H104ZM134 118V119H133ZM142 118V120H144ZM155 118H153V119H155ZM206 119H207V117H205ZM205 118H203V121L205 120ZM208 118H209V116H208ZM255 118V122H259L258 120H260V118L261 119H263L264 120V116H263V118L262 117H260L258 120L256 119V117H254ZM67 119V122L65 121ZM75 119V120H74ZM129 119V120H128ZM151 119V120H150ZM162 119V120H161ZM196 119V118H195ZM194 119V120H195ZM252 119H253V117H252ZM50 121V123H52V125L50 124V123H48V121ZM125 120V121H124ZM128 120V121H127ZM198 121L200 120V119H197ZM201 120H202V118H201ZM209 120V119H208ZM237 120V122L239 121V119H236ZM242 120V119H241ZM241 120L239 121V122H241ZM254 120V119H253ZM257 120V121H256ZM263 120L261 121L260 120V122L259 123H261V122H263ZM19 121H21L22 123H20ZM45 121H47V122H45ZM55 121V122H54ZM122 121H124L123 123H122V127L121 126H118V125H121L120 124V122H122ZM135 121V122H134ZM168 121V122H167ZM207 121V120H206ZM44 122V123H43ZM115 122V123H114ZM152 122H154V124L152 123ZM170 122V123H169ZM195 122H196V120H195ZM194 122V123H195ZM202 122V121H201ZM201 122H199V123H201ZM208 122V121H207ZM236 122V121H235ZM156 123H158L159 125H157ZM175 123V122H174ZM198 123V124H199ZM205 123V122H204ZM209 124H208V126H210V123H213V122H211L210 120H209V122H208ZM41 124V125H40ZM58 124V127L56 126ZM70 124H72L71 126H70ZM153 124V125H152ZM170 124H172V125H170ZM196 124V123H195ZM194 124V125H195ZM198 124L197 125H195L196 127H197V129L199 128L200 129V126L201 127H204V128H202L201 129V131L202 130H204V131H208V129L206 130L205 129V127H207V123H205V124H203V123H201L200 124V126H198ZM203 124V125H202ZM250 124H252L251 125V129H253V133H254V129L255 128H258V125L259 124H257V123H255V126L256 127H254V122H252V123H250ZM257 124V125H256ZM262 124V123H261ZM263 124H264V122H263ZM34 125V126H33ZM45 125H47V126H45ZM79 125H81V126H79ZM166 125H169V126H166ZM194 125L192 124L191 125V127H194ZM206 125V126H205ZM249 125V124H248ZM25 126V125H24ZM39 126V127H38ZM43 126V127H42ZM50 126V127H49ZM54 127V130H53V127ZM64 126H66V129H65V127ZM70 128H69V127ZM174 126V127H173ZM260 126H262V125H259V127ZM41 127H42V129H41ZM46 127H47V129L48 130H50V131H53L52 133L56 136V133H57V136L56 137H54V135L52 134V139L50 140L49 139V135L47 134V135H45L46 133H48V132H50V131H48L47 129H46ZM49 127V128H48ZM68 127V128H67ZM72 127V128H71ZM76 129H75V128ZM78 127V128H77ZM80 127H82V128H80ZM125 128V129H122V130H120V129H118V128ZM195 127V128H196ZM212 127V128H213ZM249 127V126H248ZM253 127V128H252ZM264 127V126H263ZM31 128V129H30ZM40 128V129H39ZM44 128V129H43ZM58 129V130H56V129ZM74 128V129H73ZM80 128V129H79ZM210 128V127H209ZM261 128V127H260ZM260 128H258V129H256V130H259ZM69 129H70V131H69ZM73 129V131H71ZM77 129H79L78 131H80L79 133H78V131H77ZM81 129H82V131H81ZM194 129V128H193ZM193 129L191 130L190 129V127H189V131L191 130V131H193ZM196 129V130H197ZM243 129H244V127H243ZM242 129V130H243ZM250 129V130H251ZM56 130V132H54ZM65 130V131H64ZM217 131V133H219L217 136H214L213 137V134H215V132L214 131ZM222 130V129H221ZM249 130V131H250ZM261 130L262 129H260V131L259 132H256V133H258V134H261L262 132H261ZM44 131H45V133H44ZM60 131V132H59ZM74 131H77V132H75V134H74ZM128 131V132H127ZM190 131V132H191ZM201 131H196V132H194V134H193V132L191 133L192 135H193V137L194 136H196L197 135V137H200V132ZM213 131V132H212ZM223 131V130H222ZM224 131L225 132H228V130L226 131V129H224ZM223 131V132H224ZM263 131H264V129H263ZM62 132H64V133H62ZM70 132H72L71 134H70ZM81 132H83V133H81ZM244 132H246V129H245V131ZM244 132H242V134L244 135ZM251 132V131H250ZM261 132V133H260ZM44 133V134H43ZM51 133V132H50ZM60 133H62V134H60ZM76 133H78V135H76ZM197 133V134H196ZM199 133V134H198ZM201 133H203V131L201 132ZM213 133V134H212ZM230 133V132H229ZM247 133V132H246ZM256 133H254V137L255 136H258V134L256 135ZM39 136V139L40 138H42L43 139V141L41 140H38V136ZM152 134H153V136H152ZM171 134V135H170ZM204 134H202V137H203V135ZM211 134H212V136H211ZM228 134V133H227ZM29 135V136H28ZM41 135H42V137H41ZM51 135V134H50ZM64 135H65V137H64ZM68 136V138H67V136ZM120 135V136H119ZM160 135V136H159ZM199 135V136H198ZM231 135V134H230ZM246 135V134H245ZM248 135H250V134H248ZM33 136H34V134H33ZM47 137V138H44V137ZM70 136V137H69ZM74 136V137H73ZM84 136V137H83ZM100 136V137H99ZM152 136V137H151ZM155 136H158V139H157V137L155 138ZM176 136V135H175ZM208 136H211L210 137V139L212 138V141H213V144H212V141L210 142V143H207V142H209L210 140H209V137ZM229 136V135H228ZM233 135H231L230 136V138L232 137ZM247 136V135H246ZM246 136L244 137V141H247L248 143H246V144H248L249 145V142H251V144H252V140L251 139H253V141H255L254 140V137H253V134H252V138L248 141V137L246 138ZM262 136H264L263 135V133L261 134V136H259L260 137V140L259 141H261V139L262 140H264V137L262 138ZM86 137V138H85ZM151 137V138H150ZM205 137V136H204ZM64 138V139H63ZM96 138V139H95ZM120 138H121V140H120ZM127 138L129 139V143L128 142H126L127 141ZM161 140H160V139ZM173 138H175L176 139V137H174L173 136ZM208 138V139H207ZM233 138V137H232ZM256 138V137H255ZM33 139V140H32ZM45 139V140H44ZM46 139H47V141H46ZM56 139V140H55ZM61 140V142H62V140H63V144L62 143H60V140ZM68 139V140H67ZM103 139V140H102ZM175 139H173V141L175 140ZM222 139V140H223ZM31 140V141H30ZM55 142H54V141ZM78 140H80V141H78ZM83 140H84V142H86V144L83 142ZM148 140V139H147ZM208 140V141H207ZM17 141V142H16ZM28 141H30L29 143H27ZM51 141H53L54 143H57L56 145V148H51V146H52V144L53 143H51ZM56 141H58V142H56ZM90 141H92V143L90 142ZM140 141H142V143L140 142ZM226 141V140H225ZM231 141H234V140H232L231 139ZM230 141V139L228 140V142L230 143L231 142ZM259 141H257L258 143H259ZM15 142V143H14ZM20 142H21V144H23L22 146L20 145ZM41 142V143H40ZM43 142V143H42ZM47 142H50V145H49V143H47ZM68 142V143H67ZM87 142H89V143H87ZM96 142V143H95ZM118 142V143H117ZM122 143V145H121V143ZM128 143V144H125V143ZM133 144H132V143ZM174 142H176V141H174ZM221 142H223V143H221ZM228 142H226L227 143V146H228ZM256 141L254 142V143H257ZM262 143H263V141H261ZM259 143V144H256V146H252L251 148H255V147H258L259 145H260V147H264V145L262 144V143ZM14 143V144H13ZM24 143H27V145L26 144H24ZM31 143V145H29ZM83 143L85 144V145H89L90 146V148H89V146L88 147H86L85 145H83ZM95 143V144H94ZM131 143V144H130ZM146 143V144H145ZM158 143H160V144H158ZM235 143V142H234ZM234 143H230V146H233L234 145ZM253 143V145H255ZM17 144L20 146H18V149L16 148V146H17ZM42 144H45V145H43L44 146V149L46 150H44L43 148H42ZM48 144V145H47ZM59 144V145H58ZM65 144V145H64ZM72 144V147L70 146V145ZM199 144V143H198ZM197 144V145H198ZM233 144V145H232ZM263 146H262V145ZM12 145H16L15 146V148H16V153L14 152V150H15V148H14V146H12ZM79 145V146H78ZM82 145V146H81ZM124 145V146H123ZM152 145V146H151ZM226 145V144H225ZM258 145V146H257ZM26 146V148L29 150V149H31V150H29V151H27V149L26 148H24ZM35 146V147H34ZM69 146H70V148H69ZM147 148H146V147ZM149 146H151V147H149ZM235 146H236V143H235ZM9 147H12L10 150H9ZM32 147H33V149H32ZM49 147V148H48ZM65 147L67 148V149H69L70 150V152L71 153H73V151H74V153H76L75 155H77L78 153H81V157H79V154H78V156H77V160L78 159H80L81 161H82V163H84L85 164V162H87V161H89V162H87L86 163V165L85 166H87V164L89 165V163H90V160H91V158L92 159H99V160H105L104 162H108L109 164L107 165V167L110 165V167H112V168H110V170L111 169H113V166L115 167L113 170H115V172L113 173V176H112V179L113 180H110V182L111 181H114V185H113V183H111L110 185H108V183H107V185H105V187H103V188H101L100 186L102 185L103 186V184L106 182V181H104L103 182V184H101L100 186L98 185L97 187H100L101 188V191H99V189L95 186V185H97V184H100V183H102V182H100V183H97V184H93L92 186L89 184V186H85V188H80V187H78L77 186V184H76V182H78V181H75V177H76V175H77V177H76V179L78 178L79 179V175H80V173H81V171H79V169H84V170H88V169H91L92 168V166L93 165H91V168H90V166H88L89 168H84L83 167V165L81 164V161H77V160H75V156H73V155H70L71 153L70 152H68V150L66 149L65 150ZM73 147H76V148H73ZM84 148V150H82V148ZM248 146H245V148H246V150L248 151L249 149L247 148ZM250 147V146H249ZM13 148H14V150H13ZM19 148H21L20 150H19ZM39 148H40V146H39ZM86 148H89V150L88 149H86ZM126 148V149H125ZM150 148H152V151L151 150H148V149H150ZM180 148V149H179ZM215 148H217V147H215ZM228 149L229 148H231V147H227ZM237 148V147H236ZM9 151H8V150ZM36 149H38V150H36ZM49 149L52 151H49ZM58 149H61V150H58ZM64 149V150H63ZM24 150V151H23ZM34 150V151H33ZM43 150V151H42ZM54 150V151H53ZM56 150H58V151H60V152H58V151H56ZM63 150V151H62ZM92 150V151H91ZM180 150V151H179ZM193 150H195L196 151V153H195V151L193 152ZM218 150H220V149H218ZM233 150V149H232ZM262 150H264V148L262 149ZM8 151V152H7ZM18 151H20V152H18ZM64 151H66L69 155L67 156L65 153L66 152H64ZM78 151H80V152H78ZM84 151H85V153H84ZM87 151V152H86ZM178 151V152H177ZM215 151H217V150H215ZM221 151V150H220ZM221 151V152H222ZM225 151H226V149H225ZM233 151H236V150H233ZM232 151V152H233ZM252 151H253V149H252ZM252 151H251V153L249 154V157H253V158H255L254 159V162H257L258 161V163H257V167H258V169H261V165L259 164V163H261L262 164V166H264L263 165V161L262 160H260V159H262V157H261V155L263 156V154H264V151L262 152L260 149H259V151H261L263 154H261V155H259V152H257V153H254L253 155H252ZM2 152H5V153H2ZM12 152H14L13 154H12ZM17 152H18V154H17ZM22 152V153H21ZM29 152V153H28ZM44 154H42V153ZM49 152V153H48ZM55 152V153H54ZM180 152V153H179ZM197 152H198V154H197ZM220 152V153H221ZM249 152H250V150H249ZM248 152V153H249ZM7 153V154H6ZM26 153H28L27 155H26ZM51 153V154H50ZM83 153V154H82ZM154 153V154H153ZM178 153H179V155H178ZM200 153V154H199ZM214 153V152H213ZM248 153H247V155H248ZM10 156H9V155ZM55 154V155H54ZM181 154H184V155H181ZM256 154H258L257 156H260L259 158H257V157H255L256 156ZM13 155V156H12ZM15 155H17V157L15 156ZM19 155V156H18ZM31 155V156H30ZM46 155H48V156H46ZM51 155V156H50ZM53 155L55 156L54 158H51V157H53ZM114 155V156H113ZM181 155V156H180ZM213 155H215V154H213ZM240 155V154H239ZM15 156V157H14ZM50 156V157H49ZM217 156V155H216ZM232 156H234V157H236L235 156V154L234 155H232ZM238 156V155H237ZM1 157V155H0V158H2ZM12 157H14V158H17L16 160H12V159H14V158H12ZM75 157V158H74ZM102 157V158H101ZM212 157V156H211ZM213 158H214V156H213ZM20 159V160H19ZM83 159V160H82ZM216 158H214L213 159V162H214V160H215ZM258 159V160H257ZM1 160V159H0ZM1 160V161H2ZM19 160V161H18ZM94 160H92L93 162H94ZM212 160V159H211ZM257 160V161H256ZM15 161H17V162H15ZM97 161V160H96ZM95 161V162H96ZM193 161V162H192ZM260 161V162H259ZM80 162V167H79V165H77V163H79ZM93 162H91V164H93ZM117 164H116V163ZM9 163V164H8ZM11 163V164H10ZM19 164L18 165V167H20V169H19V171L17 170V168L18 167H16L17 165H14V164ZM23 163V164H22ZM25 163H27V164H25ZM96 163H99V162H96ZM102 163V162H101ZM135 163H137V164H135ZM190 163H192L191 165L194 167L195 166V164H196V166L194 167V168H196V170H194V168H192V166H190ZM194 163V164H193ZM5 164V165H4ZM25 164V165H24ZM112 164V165H111ZM128 164V165H127ZM208 164V167L206 166ZM258 164H259V166H258ZM28 167H27V166ZM42 165V166H41ZM81 165H82V167H81ZM95 165H98L97 167L99 168H101V166H103V165H101V166H99L100 164H95ZM133 165V166H132ZM189 165V166H188ZM79 168H78V167ZM105 166H106V164H104V168H105ZM247 166V165H246ZM31 167V168H30ZM36 167H38V168H36ZM94 168H95V166H93ZM106 167V168H107ZM124 167V168H123ZM127 167V168H126ZM192 168V170L194 171V173L192 174V172H191V170H190V168ZM204 167H207V171H201V173H200V169H204ZM28 168H29V170H28ZM36 168V169H35ZM45 168H47V169H45ZM118 168H120V170L118 169ZM126 168V169H125ZM132 168V169H131ZM188 168H189V170H188ZM209 168V169H208ZM16 169V170H15ZM97 169V168H96ZM129 169H131V170H129ZM202 169V170H203ZM42 170H43V172H42ZM46 170V171H45ZM103 170V167L101 168V171H99V169L98 170H96V174L97 175H99L100 177L99 178H103V179H99V181H101V180H105L106 178H104L103 176H108L109 175V173L111 172V171H113V170ZM119 170V171H118ZM123 170V171H122ZM125 170V171H124ZM126 170H127V172H126ZM133 170H135V171H133ZM204 170H206V168L204 169ZM208 170H209V172H211L212 173V175H209V174H211V173H209L208 175H207V173H208ZM214 170V169H213ZM17 171V172H16ZM23 172L24 171V173L23 174H20V173H18V172ZM27 171V172H26ZM38 171V170H37ZM97 171H99L98 173H97ZM105 171H109V173L108 172H106V173H108V174H106V173H104ZM116 171L117 172H119V173H116ZM128 171H131V173L130 172H128ZM195 171H197V172H195ZM252 171V170H251ZM16 172V173H15ZM21 172V173H22ZM48 172V173H47ZM104 173V174H101V173ZM120 172H121V174H120ZM124 172H126V174H123ZM133 172V173H132ZM191 172V173H190ZM205 172V173H204ZM260 172V173H259ZM29 173V174H28ZM33 173V172H32ZM54 173V174H53ZM85 173H86V171H85ZM127 173H130V174H127ZM136 173H137V175H136ZM255 173H259L260 175H258V174H255ZM262 173V174H261ZM15 174V175H14ZM17 174H19L18 176H16ZM26 175V177H25V175ZM31 174V175H30ZM84 174V173H83ZM106 174V175H105ZM117 174V177L120 179V180H123V182L124 181H126V183L128 182L127 181V178H134L135 179V181H138V183H139V185L137 186V184L136 183H134V181L133 182H128L129 184L130 183H132L133 184V186L134 187H132V189L131 190H129L128 189V187H130L129 185H128V187H126L127 185H126V183L124 182V185L122 186L121 184H123L122 183V181H120L119 183H117L116 182V180H115V175ZM20 175H22V176H20ZM33 175H35L36 176V172L33 174ZM38 175V174H37ZM40 175H38V178L39 179H41V177H40ZM75 175V176H74ZM86 175H88L87 177L88 178H90L89 177V174L88 173H86L85 174V176ZM121 175H123L122 176V178H121ZM132 175H134V177L132 176ZM28 176V177H27ZM44 176V174L42 175V177ZM126 176H128V177H126ZM150 176H154V178H152V180H151V182L149 181V185H151L150 183H152L154 180V184L152 185V186H156V184L157 185H162V187L161 188H164L165 187V185H168L169 186V184H170V188L168 187H165L167 190H165L164 191V189L163 190H161V188L158 186V188L160 189V191H159V193L161 192L162 194H164V195H162V194H159L158 196H157V194L156 193H158V192H156V189H155V194H156V196L157 197H153V196H151L152 194H150V192H148V191H152V188L151 187H149V188H151L150 190L148 189V191L146 190V189H144V187L146 186L145 185V183H146V180H148V177H150ZM252 176H250V177H252ZM261 176V177H260ZM22 177H24V178H22ZM49 177H47V178H49ZM98 177V176H97ZM96 177V178H97ZM126 177V178H125ZM222 177V176H221ZM257 177V178H256ZM14 178H17V179H14ZM22 178V179H21ZM44 178H45V176H44ZM47 178H45V179H47ZM49 178V179H50ZM86 178V177H85ZM87 178V179H88ZM220 178V179H219ZM222 178H224V177H222ZM20 179V180H19ZM38 179V184L40 183V180ZM45 179H43V180H45ZM48 179V182L49 181H51V179L49 180ZM91 179V178H90ZM90 179H88V181L90 182ZM118 179V180H119ZM154 179V180H153ZM234 179V180H233ZM239 179V180H238ZM42 180V181H43ZM81 180V181H80ZM79 180V182H82L83 180H84V177L83 178H81ZM130 180V179H129ZM195 180L196 181H198L199 182V184L197 183V182H195ZM221 180H222V182H224V184H222V182H221ZM233 180V181H232ZM253 180V181H252ZM17 183V181H21L20 182V184H23V186L21 185L20 186V184H19V182H18V186L19 187H21L20 189H19V187H17V185L15 184V182ZM41 181V182H42ZM53 181V180H52ZM85 181V180H84ZM87 180H86V182L87 183H89ZM139 181H142L141 183L139 182ZM144 181V182H143ZM158 181V182H157ZM220 181V182H219ZM248 181V182H247ZM45 182H47L46 180H45ZM58 182V183H57ZM116 182V183H115ZM148 182V181H147ZM177 183L178 185H179V187H177L178 188V190H177V188L175 189V190H177L176 191V194L175 193H173L172 195H174L175 197L174 198H172V199H174V202H176V203H174L173 201H171L170 200V198L171 197H169V200H167L168 198V196L166 197L165 195H171V193H169L170 191H174V189H173V185L175 184V183ZM256 182H258L257 184H256ZM54 183V182H53ZM61 183V184H60ZM83 183V182H82ZM82 183H79V185H81ZM85 183V182H84ZM86 183V184H87ZM173 183V184H172ZM226 183V184H225ZM37 184V185H38ZM41 185H43L42 183H40ZM48 184V183H47ZM58 184H60L59 186H57ZM92 184V183H91ZM131 184V185H132ZM147 184V183H146ZM255 184H256V186H255ZM13 185V186H12ZM25 185L27 186V187H25ZM29 185V186H28ZM41 185L39 186V188L41 187ZM84 185V184H83ZM82 185V186H83ZM115 185H119V186H115ZM121 185V186H120ZM148 185V184H147ZM148 185V186H149ZM164 185V186H163ZM176 185V184H175ZM248 185H250V186H248ZM252 185H253V187H252ZM33 186V185H32ZM35 186V185H34ZM34 186H33V188H34ZM45 186V185H44ZM43 186V187H44ZM81 186V187H82ZM106 186H110V187H113V188H111L110 189V187L108 188V187H106ZM115 186V187H114ZM141 186L143 187V188H141ZM148 186H146V187H148ZM172 186V187H171ZM247 186H248V188H247ZM47 187V186H46ZM46 187H44V188H46ZM84 187V186H83ZM91 188V189H93V190H96V189H98V190H96L97 191V193L95 194L94 192H92L93 194H95L94 196H95V198L97 199H95L96 201H94L93 199H92V196H90V197H88L89 195H86V197L84 196V194H88L89 193V191L91 190V189H86V188ZM92 187H94V188H92ZM119 187H121V188H119ZM125 189V190H123V188ZM157 187V186H156ZM242 187L243 189L241 190V192H240V188ZM4 188V189H3ZM12 188V189H11ZM14 188V189H13ZM16 188V189H15ZM25 188V189H24ZM27 188H28V190H27ZM31 188V187H30ZM33 188H31V189H33ZM37 188V187H36ZM42 188V187H41ZM40 188V189H41ZM44 188H43V190H44ZM60 188V187H59ZM73 188H80L79 189V192H77L78 191V189L76 190V191H74L75 192V194L76 193H80V190H81V192L82 193H80V194H83V195H80V197L81 196H84L86 199H84V197H83V199L84 200H82L83 202H86V200H90L89 202H86V203H88V205L89 206H86L87 204L86 203H84V207L86 208V207H88V208H86V209H84L83 210V208L84 207H80V206H82V205H76V201H77V197H75L76 195L74 194V192L73 191H71V189H73ZM107 188L108 189H110V190H107ZM131 188V187H130ZM135 188H138L137 190H135ZM155 188V187H154ZM157 188V189H158ZM250 188H252V189H250ZM254 188H256L258 191H256V190H254ZM3 189V190H2ZM9 189V190H8ZM11 189V190H10ZM22 189L24 190V191H22ZM83 189H85V191H86V193H84L85 191L83 190ZM102 189H103V191H102ZM114 189V190H113ZM119 189V190H118ZM135 191H137L136 193H139V191L141 190L142 192H143V194H144V196H142V193L140 192L139 193V198L140 197H142V198H140L141 200H143V197L145 198V199H148L147 200V202H145V200L143 201V203H142V201L141 200H139V198H138V194L137 195H135V197H136V199H135V197H134V201H133V197H130V196H132V195H134V193L135 192H133L134 190ZM158 189V190H159ZM169 189H172V190H169ZM221 189H223L224 190V192L226 193V192H228L227 190L229 189V192L230 191H233V193H234V195H236L237 194V196L236 197H234V195L233 194H230V197H228L229 196V193H226L225 195L227 196V194H228V196L227 197H225V195H224V197H225V201H228V202H225L223 199H222V194L220 193V190ZM231 189V190H230ZM5 190H7V192H9V193H6V192H3V191H5ZM46 190V192H47V188L45 189ZM74 190V189H73ZM84 192H83V191ZM121 190L123 191V192H121ZM180 190H181V192H180ZM198 190H201V191H204V194H203V192L202 193H199L198 192ZM238 190H239V192H238ZM244 190V191H243ZM12 191V192H11ZM19 191H22L21 193H19V194H17ZM27 191H29V192H27ZM39 191H41V190H39ZM92 191V190H91ZM126 191H127V193H126ZM133 192V193H131V192ZM153 191H154V189H153ZM163 191V192H162ZM179 191V192H178ZM184 191H187V192H185V193H183ZM252 191H254V193L252 192ZM45 192V191H44ZM45 192V193H46ZM70 192V193H69ZM71 192H73V194H74V197L71 195L72 193ZM167 192V193H166ZM175 192V191H174ZM196 192L198 193V194H202V196L200 197V195H198V194H196ZM221 192H222V190H221ZM224 192H223V194H224ZM11 193H13V195L11 194ZM16 193V194H15ZM50 192H48V194H49ZM50 193V194H51ZM58 193V194H57ZM59 193H61V194H59ZM91 193V194H92ZM102 193V194H101ZM105 195H104V194ZM129 193H131V194H129ZM135 193V194H136ZM179 193V194H178ZM182 193L183 194H185L186 196H189V201H191V203L189 204L188 202H186V203H188L187 205H185L186 207L188 206V211H187V209H185L184 207H182L183 208V210H185V211H182V212H184L185 214L187 213V214H189V216H187V214L185 215L184 213V218H183V216H182V213H180V215H179V212H181V207H179V205H178V203H182L184 200H182V202H178L181 198H179L178 199V197H177V194H178V196L181 194L182 195ZM186 193H189L188 195L186 194ZM230 193H232V192H230ZM240 193H242V194H240ZM25 194V193H24ZM25 194V195H26ZM40 195L42 194H44L43 193V191L42 192H40L39 193ZM97 194H99V195H101V196H103V197H105L103 200H105V199H108L109 200V204H108V201H107V203H103L104 201H102L101 199L103 198H97ZM107 194V195H106ZM123 194H124V196H123ZM128 194V195H127ZM148 194H150L149 196L150 197H153V198H151L152 199V201H150L149 200V198L147 197L148 196ZM238 194H240V195H238ZM6 195V196H5ZM24 195V196H25ZM32 195H33V198H32ZM37 195V196H36ZM39 195V196H40ZM98 195V196H99ZM121 195V196H120ZM165 196V200H166V202H165V200H164V202L162 201L163 199L160 197V196ZM180 195V196H181ZM241 195H242V198H240L241 197ZM46 196H47V194H45V196H43V203H44V201H45V198H46ZM64 196H66V197H64ZM106 196H108V197H106ZM146 196V197H145ZM183 196V195H182ZM221 196V199L219 198ZM232 196V197H231ZM239 196V198H240V200H241V204H239V203H236L237 202V197ZM263 198H262V197ZM26 197V196H25ZM25 197H24V199H25ZM35 197V198H34ZM204 197V198H203ZM223 197V198H224ZM233 197L235 198L234 200H232V201H235V203L233 204L232 203V201H230V199H233ZM262 198V199H260V198ZM31 198V199H30ZM61 198V199H60ZM129 198H130V200H129ZM157 198H159L158 200H159V203L158 202H154V200H157ZM162 200H161V199ZM164 198V197H163ZM175 198H177L176 200H175ZM201 198V199H200ZM227 198H229V200L227 199ZM255 198H258V200L261 202V203H258L259 201L256 199L255 200ZM8 199V198H7ZM6 199V201H4L3 202V205L5 204L6 205V203L8 204V207L10 206L11 208H9V211H11L12 212V210H15L11 205H10V201H9V199L7 200ZM38 198H36V200H37ZM76 199V200H75ZM184 199H185V196H184ZM202 199H203V201H204V203L203 202H201L202 201ZM218 199H220L222 202L221 203H223L224 205L227 203L228 205H229V203L231 204L230 206H229V208H228V206L227 205H222L221 203H220V201H218ZM252 199H254V200H252ZM1 200V199H0ZM27 200V199H26ZM72 200H75L74 201V205L73 204H71V202H72ZM91 200H93V201H91ZM100 200V204L101 205H103L102 207L104 208V206H105V210L101 207V205L99 204V207H97V203H98V201ZM79 201V200H78ZM82 201H80V202H78V203H81ZM137 203H136V202ZM139 201V202H138ZM167 201H169V204H167L168 205V208H167V206L166 205H164V204H162V205H164V207H166V209L165 210H168L170 207H172L173 205H175V206H177V208L178 209H176V208H174V207H172V208H170V210L171 209H173L171 212H170V210H168V211H166L167 212V214L165 213V211L163 212V210H164V208L162 207V208H159V207H161L159 204H161V202L162 203H167ZM250 202V201H254V203L256 202V203H258V204H253V202H250L249 203V207L251 208V207H253V209H254V211H253V209H250L247 205H245L244 203H246L247 204V202ZM1 202V201H0ZM6 202V203H5ZM9 202V203H8ZM16 202V203H15ZM97 202V203H96ZM144 202L147 204V206H148V208L146 207L145 208V206H146V204H144ZM174 204H173V203ZM15 203V204H14ZM26 203V204H25ZM33 203H35L36 205V207H35V209H33V207H34V204ZM93 203L96 207H94L93 206V204L91 205V204ZM142 203V204H141ZM158 203V204H157ZM170 203H172L171 205H170ZM252 203V205H250ZM27 204H29L30 206H28ZM71 204V205H70ZM83 204V203H82ZM139 204H141V205H139ZM144 204V205H143ZM153 204V205H152ZM204 204V205H203ZM233 204V205H232ZM244 204V205H243ZM4 205V206H5ZM17 205V206H16ZM19 205V206H20ZM28 206V207H26V206ZM32 205H33V207H32ZM40 205H41V207H40ZM70 205V206H69ZM143 205V206H142ZM150 205H152V206H155V207H150ZM157 205H159V206H157ZM170 205V206H169ZM201 205H203V206H201ZM222 205V206H221ZM259 205H261V206H259ZM75 206H77V207H75ZM93 206V208H96L97 210H95V209H93L92 211H97L99 214H100V216H97V218H95V214L97 213H94V212H92V214L93 215H91V214H89V215H91V218H90V216L89 217H87V216H83V214H82V212H81V216H83L82 218L83 219H85L86 221V223H84V220L81 218L80 219V210H81V208H82V211L84 212V213H86L85 212V210H87L88 212L90 211V207H92ZM141 206V207H140ZM184 206V205H183ZM227 206V207H226ZM258 206V209H259V211L256 209V207ZM263 206H264V204H263ZM41 209H40V208ZM43 207V208H42ZM70 207V208H69ZM76 209H78L79 207H80V209L79 210H76V211H74V208ZM140 209H139V208ZM227 208V209H222V208ZM231 207H232V209H231ZM249 208L248 210L246 209V208ZM255 207V208H254ZM2 208V206H0V209ZM4 208V207H3ZM2 208V209H3ZM5 208H7L6 206H5ZM22 208H24V209H26V208H32V209H29V210H26V211H28V212H26L24 209H22ZM37 208V209H36ZM61 208H63V210H64V208L65 209H67V212L69 211L70 213H71V215H70V213L69 214H67V212H65L66 210H64V213H63V210H61ZM142 208V209H141ZM143 208H145L146 210H144ZM179 208H180V210H179ZM261 208V209H260ZM1 209V210H2ZM89 209V210H88ZM102 209V210H101ZM156 209H159L160 210V214L158 213V210H156ZM161 209H163V210H161ZM242 209H245L244 211L242 210ZM255 209H256V211H255ZM8 210V209H7ZM22 210H24L25 211V214H24V212L22 211ZM32 210H36V211H32ZM72 210L74 211L73 213H72ZM140 210H142V212H140ZM149 211V212H147V214H145L146 212L145 211ZM151 210H154V211H151ZM174 210H175V212H176V214H175V212H174ZM176 210H178V212L176 211ZM223 210V211H222ZM227 210V211H226ZM252 210V211H251ZM8 211V213H10ZM42 211V212H41ZM137 211V212H136ZM143 211H144V213H143ZM227 212V213H225V212ZM228 211H229V213H228ZM248 211H250V212H252V215L253 216H251V213L249 214V216L247 215V212ZM4 212H6V211H4ZM23 212V213H22ZM140 212V213H139ZM152 212V213H151ZM156 212V213H155ZM168 212H170V215L172 216V218L174 217V220H175V218L177 217V215L179 216L178 218H176L177 219V224H175V225H173L172 227H174L175 229H177L176 231L177 232H180V231H182L181 230V228H185L182 232H185V233H182L181 234V232L180 233H177L176 231H173V230H175L174 228L173 229H169V224H174L175 222H176V220L175 221H173V222H170V223H167V221H164V222H166L167 224H166V226L167 227H164L163 229H164V231H165V233L163 232V231H161L160 232V229L158 228V227H156V225H159V224H156V225H154L155 223H153V222H150V221H153L154 220V222H158V220L157 219H159L158 217H159V215H161V218H162V216H163V214L165 213L166 215H164V216H167L168 215ZM174 212V213H173ZM253 212L255 213V212H257V213H255V214H253ZM264 212V211H263ZM262 212V214H264ZM6 214V215H9V214ZM37 213V214H36ZM109 213V214H108ZM138 215H137V214ZM142 213H143V215H142ZM148 213H149V215H148ZM0 214H1V211H0ZM65 214V215H64ZM107 215L106 217H105V215ZM136 215V216H133V215ZM141 214V215H140ZM152 214V215H151ZM225 214H229L230 215V217H234V219L232 220V218H230L228 215H226L225 216ZM69 215V216H68ZM85 215V214H84ZM98 215V214H97ZM148 215V216H147ZM154 215V216H153ZM191 215V216H190ZM225 216V217H223V216ZM233 215V216H232ZM77 216V217H76ZM102 216V217H101ZM104 216V217H103ZM131 216H133V218L131 217ZM139 216V217H138ZM144 216V217H143ZM153 216V217H152ZM157 217V219H155L156 217ZM237 216L239 217L240 216V218H238L237 219ZM256 216V217H257ZM73 217V218H72ZM85 217V218H84ZM92 217L94 218V220L92 219ZM107 217H109V218H107ZM135 217V218H134ZM140 217H141V219L143 220L145 217H146V219H144L145 221L143 222L141 219H140ZM168 217L170 218V216L168 215ZM227 217V218H226ZM235 217H236V220H235ZM258 217V218H259ZM263 217V218H262ZM88 218V219H87ZM98 218H100V219H98ZM103 218H106V222L104 221V223H106L105 225H107V226H105V225H103V227L104 228H102V227H99V226H101V225H97V224H99V222H100V224H103L102 223V219ZM112 218V219H111ZM115 218V219H114ZM118 218H120V220L118 219ZM121 218H122V220L124 221V222H126V221H129V224L131 223L132 224V227H130V226H127V229L128 228H133V229H135V230H133V229H130L131 230V235L134 237V235H135V237L137 236V238H139V237H141V235L144 237L145 235V238H147L146 239V241L143 239V237L142 238H139L140 240H138L137 238H133V240H138L136 243H135V241H132V244H133V242L136 244V246H130V242H131V240H132V236H130L128 233L121 239V238H118V240L116 239V240H113V239H115V237L117 236V235H119V234H117L116 235V233H112V235L113 234H115L116 236L114 237V238H109L108 237V235H106L107 234V232H109V233H111V232H114V231H116L115 230V227L114 226H112V225H115L114 223H116L117 221V223L119 224L118 226L121 228H119L118 229V226L116 227L118 230H119V233L121 234L122 232H123V230L125 229V228H123V227H121V225H120V223L119 222H122V223H124L122 220H121ZM126 218V219H125ZM147 218H151L152 220H149V219H147ZM154 218V219H153ZM166 219H167V217H165ZM168 218V219H169ZM172 218H171V220H168V221H172ZM242 218L240 219V221H238V222H242L243 223V220H242ZM258 218H256V219H258ZM82 220L83 221V223L81 222V221H77V220ZM90 219V220H89ZM108 219H109V221H108ZM129 219V220H128ZM134 219V220H133ZM139 219V220H138ZM180 219L183 221V222H181L180 221ZM184 219V220H183ZM261 219H263L264 220V216H261L260 217V221H261ZM72 220V221H71ZM98 220H100L99 222H98ZM104 220V219H103ZM130 220H131V222H130ZM147 220V221H146ZM149 220V221H148ZM156 220V221H155ZM162 220V219H161ZM164 220V219H163ZM179 220V221H178ZM185 220H187V222H185ZM231 220V221H230ZM242 220V221H241ZM13 221H14V224H13ZM77 221V224L75 223ZM93 221H94V224H93ZM112 221V222H111ZM134 221V222H133ZM136 221H138V224H137V222ZM141 221L143 222V224L145 223L146 225L144 226L142 223H141ZM160 221V220H159ZM226 221V222H225ZM227 221H230L229 222V224H227L228 222ZM256 220H254V221H252V222H255ZM6 222H3L2 223V225L0 224V226H3L4 225V223H6ZM107 222H108V224H107ZM147 222H149V224L150 223H152L154 226H155V229H159V231L158 230H153V226L152 227H150L149 226V224H147ZM163 222V221H162ZM209 222V223H208ZM216 222V223H215ZM223 222H225L224 224H226V227L227 226H229V228H226V227H224L223 228V230L225 229V231L223 232V233H221L222 231H221V226L220 225H224V224H221V223H223ZM251 222V221H250ZM20 223H17L18 225H21ZM71 223V224H70ZM90 223V224H89ZM139 223H141V225H143L144 227H142ZM178 223H180V225H179V228H178ZM206 225H205V224ZM218 223V226H220V231L218 230V231H216V232H220V235L221 234H223L224 236L223 237H225V234L226 235H228L229 234V237H230V235H232V237H230V238H228V239H225L224 238V241L222 242V243H224V244H220V243H218L217 241L220 239V238H218V237H220V235L219 234H217L218 236H213L212 237V235L211 234H213L214 232H211L212 230L214 231V230H217L218 229V227H216L217 229H207L209 226L208 225H210L211 227H213L212 225H214V224H217ZM249 223V222H248ZM127 223H124V224H122L123 226H125ZM162 224V223H161ZM165 224V223H164ZM163 224V225H164ZM258 224H259V222H258ZM9 225H10V227H9ZM97 227H95V226ZM110 225V226H109ZM184 225V227H181V226H183ZM243 225V224H242ZM260 225V224H259ZM262 225H264V224H261L260 226L262 227ZM75 226V227H74ZM108 226H109V228H108ZM116 226V225H115ZM233 227H235L234 225H232ZM248 226H250L249 228H248ZM259 226V228H261ZM140 227H142V229L140 228ZM148 228V229H145V228ZM161 227H163V226H160V228ZM207 227V228H206ZM75 228H77L76 230H75ZM95 228L96 229H98L97 231L95 230ZM102 228V229H101ZM123 228V229H122ZM150 228H152L151 230H149ZM203 228H206L205 230L203 229ZM215 228V227H214ZM263 228V227H262ZM261 228V229H262ZM2 229H3V231H5V232H3L2 231ZM82 229V230H81ZM91 231H90V230ZM103 229H106L107 230V232L105 231V233L106 234H104L103 233V235H106V236H101V237H99V240H101L100 242H101V244L100 243H98V241L99 240H97L98 238V236L101 234L102 235V232H101V230H103ZM126 229V230H127ZM137 229H140V230H138V231H136ZM162 229V228H161ZM170 231H169V230ZM178 229H180V230H178ZM238 229V228H237ZM261 229H258L257 228V230H255L256 232H258V231H260ZM100 230V231H99ZM145 230H146V232H145ZM168 230V231H167ZM172 230V231H171ZM82 231V232H81ZM90 231V232H89ZM95 231V232H94ZM100 232V234H99V232ZM128 231V230H127ZM126 231V232H127ZM132 231H135L136 232V234L134 233V232H132ZM140 231H143V233H140ZM147 231H149L148 232V234H147ZM154 231L157 233V234H159V233H162V237H163V239H162V237H161V234H160V237H161V239H160V237H158V235H156L155 237L156 238H158L159 240H161L162 242H163V245H164V239H168V237L170 238V236H168L167 238H165L164 236L165 235H171V234H180L181 236H184V238L183 237H180L179 236V241L178 242H180V243H177V242H174L173 240H172V246H170V245H168V244H166V245H164V247L161 245V241H159L158 242V239H156V238H154V235L156 234V233H154ZM167 231V232H166ZM245 231H247L246 229H245ZM250 233H252L254 230H252V231H250V229L248 230ZM254 231V232H255ZM130 232V231H129ZM170 232H172V233H170ZM192 234H191V233ZM210 232H211V234H210ZM227 232H228V234H227ZM82 234V236H81V234ZM152 233V234H151ZM248 233V232H247ZM259 234H260V236L259 237H261V238H259V241H257L258 243H262L263 242V240H261L262 238H264V230H262L261 232H258ZM258 233H256V235H259ZM49 234V235H48ZM90 234V235H89ZM123 234H125V232H123ZM122 234V235H123ZM145 234V235H144ZM174 234H173V236H174ZM216 234H213V235H216ZM249 234V233H248ZM57 235V236H56ZM89 235V236H88ZM96 235V236H95ZM122 235H119V236H122ZM235 235V234H234ZM245 235H246V233H245ZM47 236H48V239L50 240L49 242L51 243V245L50 244H48V239H47ZM61 236V237H60ZM79 236V237H78ZM84 236V237H83ZM86 236V237H85ZM153 236V237H152ZM172 236V239H174V240H178V238L176 237V236H174L173 237ZM178 236V235H177ZM240 238H239V237ZM253 236V235H252ZM252 236H247L248 237V240H250L251 239V237ZM46 237V238H45ZM52 237H54V239L52 238ZM59 237V238H58ZM65 237V238H64ZM94 237V238H93ZM97 239H96V238ZM153 239H152V238ZM211 237L213 238L212 240H215V241H211ZM214 237H215V239H214ZM222 237V236H221ZM236 237V236H235ZM257 237V236H256ZM52 238V239H51ZM74 238H77V239H79V240H77V239H74ZM107 238V239H106ZM117 238V237H116ZM125 238H126V240H128V242L125 240ZM131 238V239H130ZM148 238H149V241H151V239H152V242L151 243H149V241H147L148 240ZM181 238H183V239H181ZM188 238V239H187ZM216 238H218V239H216ZM250 238V239H249ZM45 239H47V244H46V242H44L45 241ZM94 239V240H93ZM104 239V240H103ZM111 239V240H110ZM244 240H247L246 239V236H245V238H243ZM253 239H254V237H253ZM43 240V241H42ZM53 240V241H52ZM55 240V241H54ZM61 240H63V241H61ZM84 240V241H83ZM106 240V241H105ZM108 240H110V241H108ZM122 240H124L123 242H122ZM155 240V241H154ZM170 240H171V238H170ZM183 240H184V242H183ZM220 240H222V238L220 239ZM235 240H236V238H235ZM234 240V241H235ZM252 240V239H251ZM256 240H258L257 238H256ZM261 240V241H260ZM26 241V243H24ZM79 243H78V242ZM95 241V242H94ZM107 241H108V243H107ZM112 241V242H111ZM119 241V242H118ZM158 243H157V242ZM169 241V240H168ZM252 241H255V240H252ZM166 242H167V240H166ZM170 242L171 241H169V244H170ZM174 242V243H173ZM208 242H217L218 244H219V246L218 245H216V244H213V243H209V245L211 246V248H212V246L214 245V247H213V249L214 248H216V249H214L215 250V252H213V250H212V252H211V248H208L207 246H206V244H208ZM220 242V241H219ZM236 242V241H235ZM246 242V241H245ZM250 242L251 241H249V242H247L248 243V246H249V244H250ZM256 242V241H255ZM55 244V246L57 247V248H55V247H53L54 245H52V244ZM68 243V244H67ZM70 243V244H69ZM83 243H85V244H83ZM98 243V244H97ZM109 244V246L107 245V244ZM111 243V244H110ZM123 243H128V245H127V247H125L124 245L125 244H123ZM141 243V244H140ZM143 243V244H142ZM153 243V244H152ZM154 243H157V244H154ZM176 243V244H175ZM183 244L181 247H180V244ZM23 244L24 245H26V247L25 246H23ZM46 244V246H49V247H45L44 245ZM88 244V245H87ZM148 244H152V245H154L153 247H156L157 249H158V251L161 253V252H164V251H168V248H165L166 246L167 247H171L170 249H172V250H174L175 248H177L175 245H177L178 246V248H180V249H176V250H179V251H176L175 250V253L174 254H168V253H166V255H162V256H160V258H158L159 260H157V257H159V256H157L156 257V255L158 254V253H156V255H154L155 256V258L154 259H151L152 258V256H149V254L150 253H152V254H154L153 252H152V250H154V252H155V250H156V248H153L152 247V249L151 248H148V250H147V246H148ZM175 244V245H174ZM205 244V245H204ZM241 244V243H240ZM242 244H243V241H242ZM262 244H264V242L262 243ZM69 245V246H68ZM99 246V249L97 248V247H95V246ZM105 245V246H104ZM155 245H157V246H155ZM174 245V246H173ZM221 245H223L224 247L226 246V248H224L223 246H221ZM43 246L46 248V251H45V248L43 249ZM88 246V247H87ZM93 246V247H92ZM101 246V247H100ZM130 248H129V247ZM143 246V247H142ZM161 246V247H160ZM215 246H218V248L217 247H215ZM221 246V247H220ZM241 246H243V245H241ZM42 247V248H41ZM53 247V248H52ZM78 247V248H77ZM83 247L85 248V250H86V252H85V250H83ZM140 247V248H139ZM175 247V248H174ZM206 247V248H205ZM223 247V248H222ZM236 247V248H235ZM239 247H240V245H239ZM94 248V249H93ZM131 248H133V249H131ZM137 248V249H136ZM163 248V249H162ZM235 248V249H234ZM263 248H264V245H263ZM43 249V250H42ZM170 249H169V251H170ZM207 251H206V250ZM209 249V250H208ZM15 250H17V251H15ZM51 250V251H50ZM91 251V250H95L94 252H93V256L91 257L90 255H92V253H89V251ZM142 250H144V251H142ZM164 250V251H163ZM39 251H41L40 253L41 254H43L42 256H41V254H38L39 253ZM52 251H54V252H52ZM157 251V252H158ZM19 252V253H18ZM74 253V255L72 254V253ZM92 252V251H91ZM150 252V253H149ZM174 252V251H173ZM236 252V251H235ZM260 252H264L263 251V249H260ZM21 253V255H23ZM49 253H50V255H49ZM52 253V254H51ZM60 253V254H59ZM85 254H87L86 256L87 257H85V258H83L84 257V255ZM89 254V255H88ZM151 254V255H152ZM38 255H40L39 257H38ZM83 255V256H82ZM148 255V256H147ZM159 255V254H158ZM258 255V254H257ZM262 256L264 255V254H261ZM261 255H259L258 257L259 258H256V259H254L252 262H254L253 264H264V258H261L262 256ZM50 256H52V257H50ZM59 256V257H58ZM89 256V257H88ZM244 256V255H243ZM47 257V258H46ZM150 257V258H149ZM63 258V259H62ZM72 258V259H71ZM87 258H91L89 261L87 260ZM162 258H163V260H162ZM169 258H170V260H169ZM32 259V260H31ZM75 259V260H74ZM17 260H21V262H22V257H21V259H20V257L17 259ZM29 260V261H28ZM31 260V261H30ZM57 260V261H56ZM165 260V261H164ZM167 260V261H166ZM249 260V259H248ZM248 260H247V262H246V260H245V264H249V262H248ZM251 260L252 259H250V264L252 263L251 262ZM38 261V262H39ZM43 261V260H42ZM45 261H47V260H45ZM45 261H43L42 263H44ZM63 261V262H62ZM64 261H65V263H64ZM169 261V262H168ZM17 262H19V261H17ZM37 262V263H38ZM157 262V263H156ZM51 263V264H52ZM53 263V264H54ZM41 264V263H40Z\"/></svg>",
    "mask_w": 264,
    "mask_h": 264
},
{
    "label": "bare ground",
    "instance_id": "2",
    "mask_svg": "<svg viewBox=\"0 0 264 264\" xmlns=\"http://www.w3.org/2000/svg\"><path fill=\"white\" fill-rule=\"evenodd\" d=\"M7 1H9V0H7ZM10 1H11V0H10ZM10 1H9V4L6 3V5L9 6L12 2H14V1H12V2L10 3ZM29 1H31L30 4H29V2H27V0H26V1H25V0H16V1L14 2L15 5H13L14 3L11 5L13 8H14V6L16 7V8H14L15 11H14V10H11V7H10V6H9V7H10L9 10H8V9H4V10H3V13L6 14V13L8 12L7 15H10V16H6V15H4V14H0V21L3 20V21L0 22V30L2 29V28H1L2 26H1V25H4L3 23H5L4 26H7V28L5 27L6 29L4 28L3 30H1V31H3V32H1V33H4V31L7 33L6 30L8 29V25H10L11 22L13 21V20H12V19H13L12 17H13V16H16V14H17L16 12L19 13L20 11H21V12L19 13V15L17 14L18 17L16 16L17 18H19V20H18L16 17H15V19L18 20V21H20V18L25 14V15L22 17L23 19L21 18V21H20V24H22V25H24V26L21 27V25H20V27H18V29H19V28L24 29L23 27H25V30L27 31V32H26L27 34H28V30H29V29H33V28H34L33 31H35L36 29H38V30L40 29V30L42 31V29H43L45 26H44V25H43V26L41 25V21H42V24H43V22H46V21H47L46 24H48V25H47V28L50 29V31H49L50 33H51V32L54 33L56 30H54V31H51V30L57 28L58 26H59V29H61L62 27H60V25H61V24L63 25V23L65 22V23H66V24H65L66 26L63 25V27H64V28L66 27V28H65L66 31L69 29V30H70V31H69V34H72V33H71V31H72L73 34L76 33L75 35H77V36H76V38H78V39H76L77 42H76V40H75L74 43H78L77 45H79L80 47L77 48V47H76L77 45H76V46H74V49H79V52H78V53H79V55H80V54L83 55V58L81 57V55H80V56L77 55V56H79V57L81 58L82 61H83V59H84V60L86 59V56H85V55H87L89 52L91 53L90 55H93L92 52L94 51V50H93V47H94V46H92L91 49H90L91 46L88 48V49L92 50V52L89 51L87 54H85L86 52H84V49L87 47V46H86L87 43H90L91 40L93 41V38H94V37H92V36H93L94 33L97 31V30H95V29L92 28V27H96V28L98 29V26H96L97 24H95L94 22H97V23L99 24V27H101V25H104V26H105V24H106V25H109V27H110V26H111L110 23L113 22V23H115V24H113L111 28H112L113 30L116 29L115 27H117L116 30L120 29L119 31H117V32H118V36H117V32H114L115 30H114V31H113V30L109 31V30H108L109 27H107V26H106V28H105V27H104V28H101L104 32H106V31L110 32V35L112 34V32L115 33L116 36L113 34V36H111L112 38L110 37V38H111V41H110V38H106V37H105L104 42H103V43H106L107 41H109V42H107L106 44H108V43L111 42L110 45H111V47H113V49H116L117 46H120V44H123V43H124V42L121 43V40H122V36H125V34L130 35V36H128L129 42L131 41L130 38L133 39L134 37L137 36V38H139V39H141V40L144 39V40L146 41V43H147V42L150 43V45H152V46L149 45L151 48H150V47H149V48H146V50L148 49V51H149L150 49H152L154 43L157 44V42H158L157 45L159 46V41H160V38H161V36H162L163 34H164V36L166 35V37L163 36L164 39L162 38L163 41H162V39H161V41H160V46H161V43H162V42H163L162 44L165 45V42H164V41H165V39L168 37L167 33H169V35H172L173 37L169 36V37L166 39L168 43L171 42V44L168 45L169 47L164 48V47L162 46V47H160V48H163V49H159V50H162V52L166 49V50L164 51V53H162L161 51L159 52V50H156V49H158V48H156L157 46H155V44H154V51H158V52L161 53V54L158 53V55H156L155 58H152V57H151L152 59H150V58H145V55H144L143 53H144V51H146V50H144L145 48H141V47H142V46H143V47H144V46L147 47V46H146L147 44H145V43H144L143 41H141V40H139V41L136 40V42L139 43V47L141 48V50H140V48L138 49V50H140V51H138V50H137V51H138V52H141V51H142V53H140L141 55L139 54V56H138V55H135L136 53H133V55H132V52L136 51V49H134L133 47H131L133 44H134V46H136V44L134 43V41H135L134 39H133L134 41L132 40L133 43H132V41L130 42V44L132 43L131 46H129V47H131V48H133V49L123 48V50L125 49V51H124L125 54H126V53H129L128 55L126 54L127 56H125V59H124L125 63L123 62V63H124V64H123V65H124V69H125V67H126V68H127V67L130 68V70L132 69L131 71H133V68H134V70L137 69L136 72H137V71L140 72V75H141V72H142V74H144L145 70H147L148 68L154 70L153 75H149V74H148V75L145 74L144 76L142 75L143 77H145L144 79H146V81L144 80L143 82H147L146 85L148 84V86H150V88H151V87L154 88V87L157 86V88H155V89H156L157 91L159 90L158 93H157V91L154 89V91L156 92L155 94H157V95H155V96L153 95V96L156 97V98H155V100H153V101L151 100V103L155 102V111H154V114L157 116V118H158V117H160V118H164L165 121H166V119H167V120H170V121H173V125L175 124V126H176L175 129H174V128H171V129H170V131L173 129L170 133L173 134L174 130H175V132H176V133H175L176 136L170 134V135H171V137H170L171 139H169V140H171V143H170V144L173 143V145H174V143H175V145H176V143H177V139H178V141H180L179 143H182L181 145L179 144L180 147L183 146L182 149H180V148H179V149H180L182 152H183L184 149H185V152H186V150H188L185 154L189 156V153L191 154V151L189 152V150H192V149L196 148L195 146H197L196 150H198V149L200 148V147H198V146L201 145V144H203L204 142H206V135L209 133L210 129H211V130H212V129L215 130V129H217L216 127L219 126L220 128H218L217 131L220 132V133H221V132H222V133H225L224 135H227V137H229V138H226V139H225V137H224V139L222 138L223 140H222V139L220 140V141H224V143H223V142H221V143H223V145H222L223 148H224V146L226 147V148H225L226 151H225V149H223V151H222V148H221V146H220L221 144L218 145V144L215 143V146H212V147H213V152H214V153L211 152V154H210V158L207 160V163L210 161V162L208 163V164H209V167H210V163H211V162L213 163V166L211 165L212 170L209 169V168H208V169H209L210 171H212V172H215V173H214V175H212V173L209 172V170H208L207 175H208L209 173H211V174H209V175L216 176L217 181H218V174H220L219 177H220L223 181L225 180L226 183L228 182V180H226V177H227L228 179H229V178L232 179V177H236L235 182H238V183H236V184H240V183H241L240 186H242V185H244V184H242V182H240V181L245 180V183H246V179H247V180L250 179V178L253 179L254 174H253V176H252V172L255 171V166H256V168H257V171L263 170L264 166H262L261 163H259V164L261 165V169H258V167H257V163H258L257 160H258V159L256 160L257 162H254V159H255V158H253V157H249V154L251 153L252 149H253V151H252V155H253L254 153H257V152H259V155H261V154H263L262 152L264 151V150H262L264 147H260V145H259V146L257 145L258 147H255V148H254V147L251 148L252 146H256V144H259L261 141H263V143H262V142H261V143L264 145V140L261 139V141H259V140H260V137H259V136H261L262 133H263V135H264V131H263V129H264V127H263V126H264V124H263L264 120L260 118V117L263 118V116H264V114H263V113H264V108H262V107L259 108V107H258V106H259L260 104H262V102L264 101V95H263V94H264V0H205V2H204V0H161V1L158 0V2H157V1L155 2V1H152V0H130L131 2H134L135 5H136V6L133 5V4H134V3H133V4H131V5H133L132 7L140 6V7H138V10H139V11L137 10L138 12H140L139 14H137V12L135 11L137 8L133 11V10H131L132 7H131V9H130L132 12H130V11H129V12H126V11H127L126 8L128 9V7L131 6V5L129 6V3H127V2H125V3H127L128 6H126L127 4H126V5L123 4V5L126 6V8H125V6H124V8H125V9H124V8H123V5H119L115 0H106V2H107L108 5L111 4L110 2H113L112 4H115V2H116V3L118 4V5L115 4V5H116V7H115L116 9H115V10H117V9L119 8L118 6H122V9H120V10H123V12L121 13L120 10H119V13H118V14L121 13V14H120V16L122 15V16H121V19H120V17L118 16L117 13H114V12L112 11V10L114 9V6H113V5H111V7L113 6V8H112V10H111V9H110V8H111L110 6H108L107 4L105 5L104 2L101 3L102 0H98V1H100V2L98 3V4H100V6H101V5L104 6V7L107 6L105 9H109V10H106V11H111V12H113V13H112V16H114V15L116 16V15H117V17H119V18H117V17H114V18H113V17H111V16H110V17H106V16H105V17H102V16H104V15H108V14H105L106 11H103V14H104V15L101 13L102 11H99V12H98V10H102V8L104 9V7H101V8L99 7V8H98V7H97L98 4L96 3L97 0H95L96 2H94V0H91V1H93L94 3L97 4V5H96V4H94L93 2H91V4H92L91 7L94 8L95 10H96V8H97V11H96V12H98V14H97V15H96V14L93 15V16H95L96 18L94 19V17L91 16L93 13H96V12L92 10V8L90 7L91 4H90L89 2H88V3H89V4H88L89 6H88L87 4H86V5H87V7L91 8V9H89V8H87V7H86L85 10L83 9L84 12H86V11L88 10L89 12L92 13V14H91V13H87L88 15L90 14V15H89V17L91 16L90 18H93V19H94V20H93V19H92V20L90 19L91 22L88 21V18H89V17L86 16L87 14H86V13L84 14V12H83L81 9H78L81 5H80L79 7H78V6H73V8H72V5L81 4V3H80L81 0L78 1L79 3H77V2L75 1L76 4H74L73 2H70V1H69V2H70L69 5H70V4H72V5H70L71 7L66 5V6H67L66 9H64V7L62 8V5L60 4V6H61V9H60V10H58V9L60 8L59 5L54 4L55 6H57V7H55V10H56L55 12L58 11L60 14H62V15L60 16V18L63 19V17H64L65 14L67 13L66 16L68 17V19H66V17H65L66 21L61 20V19H58V17H55L54 19H52L53 16L51 17V15H53V13H55V12H54V5H53V3H54L56 0L53 1V2H51L52 0H29ZM59 1H62V0H57L56 2L58 3ZM66 1H68V0H66ZM71 1H72V0H71ZM73 1H74V0H73ZM84 1H85V0H84ZM84 1H82V2H84ZM103 1H105V0H103ZM117 1L119 2V1H121V0H117ZM122 1H123V2H124V1H128V2H129V0H122ZM122 1H121V2H122ZM146 1H147V2H146ZM149 1H151V3H153V4H156V3L159 4V5L156 4V5H157V6H156L157 9H155L156 7L153 8V9L156 10V11H157L158 8L162 5V7H160V8H161V11H162V12L164 11V12H163L164 15L162 16V15H160V13L163 14L162 12L157 13L156 11H154L155 13L153 12V15H151V14H150V11H153V10H152V8H150V7H151L153 4L149 3ZM63 2H64V3H62V4H68V3H66L65 1H63ZM108 2H109V3H108ZM31 3H32V4H31ZM49 3H52V4L50 5ZM119 3H120V2H119ZM26 4H28L27 7H26L27 9L30 10V9L32 8V6H34V7H35V8H34L35 10H33V8H32V9L30 10L31 13H29L28 10H26L27 12L25 11V13L22 12V11L25 9V8L23 9V7H25ZM103 4H104V5H103ZM120 4H121V3H120ZM30 5H31V6H30ZM94 5H95V6H94ZM3 6H4V5H3ZM28 6H29L30 8H28ZM50 6H52V7H50ZM158 6H159V7H158ZM9 7H8V8H9ZM69 7H70V8H69ZM74 7H78V8H74ZM81 7H82V6H81ZM95 7H96V8H95ZM108 7H110V8H108ZM153 7H154V6H153ZM13 8H12V9H13ZM51 8H53V9H51ZM71 8H72V12H71ZM120 8H121V7H120ZM160 8H159V10H160ZM2 9H3V8H1L0 10H2ZM62 9H64L65 14L62 13V11H63ZM68 9H70V11H69ZM74 9H75V10H74ZM77 9H78V10H81V11L83 12L84 16H83L82 14H80L81 11H78ZM105 9H104V10H105ZM133 9H134V8H133ZM150 9H151V10H150ZM5 10H8V11L5 12ZM32 10H33V11H32ZM51 10H52L53 12H52ZM61 10H62V11H61ZM67 10H68V12H66ZM73 10H74V11H73ZM125 10H126V11H125ZM159 10H158V11H159ZM10 11H11V12H10ZM75 11L79 12L80 18H81L82 16H83V18L86 17V19H84V22H83V23L81 22V23L84 24V23L87 22L86 24H87L90 28H89L88 26H86V25H84V28H85V29H84L82 26H79V27H80V28H79L78 25H80V24H79L80 21H79V22H78V21L76 22V23H78V24H75L76 26H75V25H74V27H73V26H72V27L70 26L71 24L69 23V22H70V18H69V17H71V16L69 15V13L72 14V13L75 12ZM117 11H118V10H117ZM0 12L2 13V11H0ZM9 12H10V13H9ZM12 12H15V13H13V15H12ZM111 12H110V13H111ZM115 12H116V11H115ZM124 12H125V14H126V15H124L126 19L123 17ZM33 13L38 14V16H37L36 14L33 15ZM39 13H42V15L44 14L45 17L42 16L41 14H39ZM51 13H52V14H51ZM106 13H107V12H106ZM127 13H128V15H127ZM129 13H132V14H131L132 17L129 15ZM133 13H136V14L139 15V16L141 15L140 18H136L137 15H136V14L133 15ZM14 14H15V15H14ZM20 14H22V16H20ZM28 14H29V15H28ZM76 14H78V13H76ZM113 14H114V15H113ZM154 14H156V15L159 14L160 16H159V15L156 16V15H154ZM3 15H4V16H3ZM31 15H32V16H31ZM68 15H69V16H68ZM79 15H78V17H79ZM99 15H101L100 18H105V19L108 18V20H104V19H103L104 21H102V19H101V20H100V21L102 22V23H101L100 21H98V19H100V18H99ZM109 15H110V14H109ZM109 15H108V16H109ZM149 15H150V16H156V18L159 19V20H157V22H150L152 19L154 20V18L151 19ZM2 16H3V17H2ZM26 16H29V17H31V18L33 17V19H35V21L39 23V25H40L39 27H40V28H38V26H37L38 23H37V24H36V23L34 24L33 22L28 23L29 20H28V22H27V20L25 21V17H26ZM39 16H42L41 19H43V20H41ZM128 16H129V17H128ZM134 16H136V17H134ZM139 16H138V17H139ZM10 17H11V20H10ZM35 17H38V18H39V19L37 18L38 21H37V19H36ZM43 17H44L45 19H44ZM87 17H88V18H87ZM130 17H131V18H130ZM158 17H159V18H158ZM49 18H50V19H49ZM134 18H135V19H134ZM156 18H155V19H156ZM213 18H215V19H217V20H215V19L213 20ZM4 19H5V21H4ZM15 19H14V21H16ZM48 19H49V20H48ZM57 19H58L59 21H61V22H60V25H58V24L55 23V21L59 22ZM109 19H110V20H109ZM112 19H113V20H112ZM116 19H118V20H116ZM122 19H124V20H126V21H127V19H128V20L130 19V21L122 22V23H121L120 21H122ZM44 20H45V21H44ZM68 20H69V22H67ZM77 20H80V19L77 18ZM85 20H86V21H85ZM111 20H112V21H111ZM114 20H116V22H115ZM222 20H223V21H222ZM8 21L10 22V24L8 23ZM18 21H16L15 23H12V24H11V25H13L12 28H14L15 30H16V27H17V26H16V25H17L16 23H17ZM48 21H50V22L48 23ZM53 21H54V22H53ZM62 21H63V23H62ZM92 21H94V22H92ZM105 21H106V23H104ZM107 21H109V22H107ZM118 21H119L120 23H119ZM155 21H156V20H155ZM215 21H216V25H215ZM217 21H218V22H217ZM219 21H222V22L224 23V24L221 23V25L223 26V28H218V27H222V26H218V27H215V28H214V25L217 26L218 24H220ZM2 22H3V23H2ZM24 22H25V24H23ZM99 22L101 23V25H100ZM26 23H27V24H26ZM31 23H32V24H31ZM51 23H53V24L51 25ZM68 23H69V24H68ZM107 23H109V24H107ZM116 23L119 24V26H120L119 28H118V26H117L118 24H116ZM149 23H150V24H151V23H157V24H155V25H150V27H149V26H148ZM217 23H218V24H217ZM6 24H8V25H6ZM49 24H50V25H49ZM67 24L69 25V27H67ZM82 24H81V25H82ZM165 24H166V25H165ZM168 24H170V25L172 26V28H170L171 26H167ZM11 25H10V28H9V29H12V28H11ZM14 25H15V27H14ZM18 25H19V23H18ZM27 25L29 26V28H28ZM54 25H57V26L55 27ZM62 25H61V26H62ZM72 25H73V24H72ZM91 25H92V26H91ZM114 25H115V26H114ZM164 25H165V26H164ZM4 26H3V27H4ZM36 26H37V27H36ZM41 26L43 27L42 29H41ZM51 26H53L54 28L51 27ZM166 26H167V28H164V27H166ZM180 26H181V27H180ZM26 27H27L28 29H26ZM31 27H32V28H31ZM70 27H71V28H70ZM102 27H103V26H102ZM113 27H114V28H113ZM159 27H160V28L162 27V29H160ZM168 27H169L170 29H169ZM45 28H46V27H45ZM51 28H52V29H51ZM77 28H78V29H77ZM82 28H83V29H82ZM111 28H110V29H111ZM163 28H164L165 30H163ZM190 28H191V31H189ZM196 28H197L199 31H200V30H204V31H205V30L207 29L206 32L203 31V32H204V36H205V37L207 36V37L205 38V40L203 39L204 41H202V42H201V41H199V42L197 41V40H199L198 38H200V37H199V35H197L198 33H196V34L194 33V31H197ZM205 28H206V29H205ZM216 28H217L219 31L216 30ZM9 29H8V30H9ZM14 29H12V30H14ZM59 29H58V30H59ZM62 29H63V28H62ZM62 29H61V30H62ZM73 29H74V30H73ZM75 29H76L77 31H75ZM91 29H92V30H95V32L92 33V30H91ZM99 29H100V28H99ZM101 29H100V30H101ZM156 29H157V31H156ZM187 29H188V30H187ZM195 29H196V30H195ZM12 30H9V31H12ZM58 30H57V31H58ZM82 30H84V32H83ZM105 30H106V31H105ZM158 30H160V33L162 32V33H161V34H162L161 36H160V33H158ZM167 30H168V31H167ZM169 30H170V31H169ZM225 30H227L226 32H228V31L230 32V31H231L230 34H231L232 36H234L233 39H232V41L234 40L233 42H235V43L233 44V48H235L234 51H233V48H228V47H230V45H231V47H232V43H231V42H230V43H229V42L226 43V44H228V45H226V46L222 45V43L225 44L224 39L221 38L222 35H223L222 33H224ZM9 31H8V33H11V32H9ZM30 31L33 32L32 30H30ZM30 31H29V34H30V35H29V34H28V36H27V35H24V37L27 36V37H25V38H27L28 40H31L32 38H34V40H35V36H36V35L33 36V35L30 33ZM80 31H82V32H80ZM199 31H197V32H199ZM18 32H20V29L18 30ZM21 32H22V31H21ZM21 32H20V34H21ZM23 32H24V30H23ZM23 32H22V33H23ZM35 32H37V31H35ZM39 32H40V31H39ZM39 32H37V33H39ZM67 32H68V31H67ZM79 32H80V34H78ZM85 32H86V33H85ZM89 32H91V34H93V35L89 34ZM108 32H107V33H108ZM192 32H193V35H194V36H195V35L198 36V37L196 36V37H197V40H196V37H195V39H194V36H191V35H190V33H192ZM203 32L201 33V34H202L201 37L204 38V36H203ZM226 32H225V33H226ZM233 32H234L235 34H234ZM53 33H52V34H53ZM57 33H58V32H57ZM87 33H88V34H87ZM119 33H120V34H124V35H121V37H120V34H119ZM177 33H179V34H177ZM206 33H208L209 36L206 35ZM24 34H25V33H24ZM33 34H34V33H33ZM52 34H51V35H52ZM73 34H72V35H73ZM83 34L85 35L84 38H83ZM108 34H109V33H108ZM131 34H134V35H131ZM199 34H200V32H199ZM220 34H222V35H220ZM39 35H41V32H40ZM53 35H54V34H53ZM80 35H82V38H80V39H81V42H80V40H79V37H81ZM87 35H89V37H92V39L90 38V40H89L90 42L88 41V39H87V40L85 39V38H88ZM106 35H107V34H104V36H106ZM110 35H108L107 37H109ZM29 36H30L31 38H29ZM101 36H102V35H100V37H101ZM114 36H115V37H114ZM132 36H133V37H132ZM22 37H23V36H22ZM119 37L121 38V40L118 39ZM129 37H130V38H129ZM191 37H192L193 39H192ZM219 37H220V40L223 39V40H222L223 42L219 40ZM72 38L74 39L75 37H72ZM125 38H126V37H125ZM137 38H136V39H137ZM169 38H171L172 41H170ZM23 39H24V38H23ZM98 39H99V38H98ZM114 39H115V40H114ZM116 39H117V40H120V41L118 42ZM147 39H150V40L147 41ZM201 39H202V38H200V40H201ZM84 40H85V41H84ZM123 40H124V39H123ZM24 41H27V40H24ZM37 41H38V39H37ZM101 41H102V40H101ZM112 41H113V43H112ZM116 41L118 42L119 45L117 44ZM124 41H125V40H124ZM140 41L143 42L144 45L140 46V45H141V44H140ZM150 41H151V42H150ZM196 41H197V42H196ZM218 41L220 42V45H221L222 47H221V46H218V45H219ZM31 42H32V41H31ZM31 42H30V43L28 42V43L31 45V44H32ZM35 42H36V41H35ZM35 42H33V45L35 44ZM84 42H85V44H84ZM93 42H94V41H93ZM97 42H98V44L100 43L99 41H97ZM97 42H96V44H97ZM152 42H153V43H152ZM167 42H166V43H167ZM221 42H222V43H221ZM36 43H37V42H36ZM81 43H83V44H81ZM91 43H92V42H91ZM91 43H90V45H91ZM101 43H102V42H101ZM103 43H102L101 45H105V44H103ZM151 43H152V44H151ZM37 44H38V43H37ZM80 44H81V45H84L85 48H82ZM98 44H97V46H98V49H99V46H100V45H98ZM127 44H129V43H127ZM217 44H218V45H217ZM23 45H24V43H23ZM30 45H29V46H30ZM33 45H31L32 48H31V46L28 48V50H32V52H29L28 50L25 51V52L28 53V55H29V56L27 55V57H28V58H27V59H28L27 62H29L30 56H31V55L33 56L34 53H35V51H36V50H35V51H33V50L36 49V47H38L37 45H35L36 47L34 46V49H33ZM116 45H117V46H116ZM124 45H126V44H124ZM124 45H122V46L124 47ZM234 45H235V46H234ZM2 46H3V45H2ZM2 46H0V49L2 48ZM39 46H40V44H39ZM95 46H96V45H95ZM97 46H96V47H97ZM107 46H108V45H107ZM107 46H104V47H107ZM126 46H128V45H126ZM126 46H125V47H126ZM23 47H24V46H23ZM55 47L57 48V47H59V46H55ZM55 47H54V48H55ZM3 48L5 49L4 46H3ZM59 48H60V47H59ZM62 48H63V46L61 47V49H62ZM64 48H65V49H64ZM64 48H63L62 50L58 49V51H59V50H60V52L62 51L61 54L55 52L56 56L59 57L58 60H60V61H61L62 59L60 58L61 56H59V55H64V54H62V53H67V52H70V50H72V53H70V54L67 53V54H69V55L65 54V55H67V56H70L71 54L73 55V52H74V49H72V48H71V49H70V48H67V49H66V47H64ZM118 48L121 49L120 47H118ZM218 48H219V49H218ZM23 49H24V48H23ZM25 49H27V46H26ZM39 49H41V48L39 47ZM69 49H70V50H69ZM80 49H82V50H80ZM88 49H85V50L88 51ZM101 49H103V48H101ZM223 49H224V50H223ZM228 49H229V52H228ZM41 50H42V49H41ZM41 50H40V51H41ZM66 50H69V51H66ZM104 50H106L107 52H109V55H111V53H113V52H110V51H114V50H110V46H109L108 49H105V48H104L103 50H97V51H98V52L100 51V53H101V51H103V53L106 54L107 52H104ZM109 50H110V51H109ZM116 50L119 51L118 49H116ZM116 50H115V51H116ZM127 50H129V52H127ZM132 50H133V51H132ZM9 51H10V50H9ZM38 51H39V50H38ZM42 51H43V50H42ZM42 51H41V52H42ZM52 51H54V50H52ZM56 51H57V49H56ZM75 51L77 52V50H75ZM97 51H96V52H97ZM115 51H114V52H115ZM117 51H116V53H117ZM151 51H152V50H151ZM166 51H167V52H166ZM224 51H226L227 53H226V52L223 53ZM259 51H260V52L262 51L263 54H262V53H259ZM6 52H8V49L6 50ZM10 52H12V51H10ZM10 52H9V53H10ZM76 52H75V53H76ZM80 52H83V53H80ZM121 52H123L122 49H121ZM3 53H4V50H3ZM3 53H1V50H0V59H1V58H2V59H5V58H6L5 61L3 60L4 62H2V64H3V63H10V62H11V64H15V61H14V60H15V56H13V59H12V55H13V53H11V54L8 53L11 57H10V56L6 57V53H5V56H4ZM31 53H33V54H31ZM36 53H37V52H36ZM36 53H35V56H36ZM38 53H39V52H38ZM38 53H37V54H38ZM43 53H44V51H43ZM51 53H53V52H51ZM94 53H95V52H94ZM100 53L98 54V56L100 55V56L102 57V56L105 55V54L103 55L102 53H101V54H100ZM119 53H120V51H119ZM124 53H123V54H124ZM149 53H150V55H152L151 52H148V54H149ZM153 53H156V52H153ZM222 53H223V54H222ZM1 54H3V57H4V58L1 57ZM46 54H48V53H46ZM46 54H45V55H46ZM57 54H59V55H57ZM95 54H96V53H95ZM142 54H143V55H142ZM145 54H147V51L145 52ZM42 55H43V54H42ZM42 55H41V54L37 55V57H36L37 59H35V61H36L35 63H37V67L39 66L38 64H40L39 62H42V60L39 61V60H40V57H41V59H43V58H42ZM49 55H50V52H49ZM49 55H48V56H49ZM53 55H54V53H53ZM53 55H51L52 58H53ZM72 55H71V57H72ZM74 55H75V57H74L73 59H76V60H77L76 62H78V64H79V62H80V60L78 61L79 57L76 58V54H74ZM74 55H73V56H74ZM88 55H89V54H88ZM96 55H97V54H96ZM96 55H93L92 59H93L94 56H96ZM106 55H107V54H106ZM109 55L106 57V59H107V58H108V59L110 58ZM112 55H113V56H111V58L117 56V54H115V56H114V54H112ZM159 55H160V56H159ZM38 56H40V57H38ZM48 56H44V57H45V58L47 57V59H48V58H49ZM54 56H55V55H54ZM67 56H63V57L66 58ZM122 56H123V55H122ZM154 56H155V55H154ZM154 56H153V57H154ZM33 57H34V56H33ZM57 57H56V58H57ZM84 57H85V58H84ZM88 57H89V56H88ZM118 57H119V56H118ZM120 57H121V56H120ZM120 57H119V59H121ZM9 58H10V59H9ZM22 58H23V57H22ZM45 58H44V59H45ZM52 58H50V59H52ZM56 58H55V59L53 58V60L55 61ZM65 58H64V59H65ZM96 58H97V57H96ZM104 58H105V57H103V59H104ZM115 58H117V57H115ZM115 58H112V61H113V59H114L113 62L116 61ZM123 58H124V56L122 57V59H123ZM7 59H9V60H7ZM23 59H24V58H23ZM38 59H39V60H38ZM44 59H43V60H44ZM47 59H45V60H47ZM50 59H49V60H50ZM64 59H63V60H64ZM87 59H88V61L90 62L89 59H91V58H87ZM87 59H86V60H87ZM106 59L104 60V62H107ZM122 59H121V60H122ZM12 60H13V61H12ZM19 60H20V65H21V60H22V59H19ZM19 60H18V63H19ZM65 60H66V59H65ZM65 60H64V61H65ZM69 60L72 61V63H73V60H72V59H67L66 62L68 61V63H69V62H70ZM94 60H96V59H94ZM94 60H92L90 63H92ZM101 60H102V59H101ZM121 60H118V58H117V61L115 62V64L119 61L118 63L121 65V63H120V62H122ZM258 60H259V61H258ZM23 61H24V60H23ZM47 61H48V60H47ZM50 61H51V60H50ZM97 61H98V60H96V62H97ZM109 61H110V63H113V62H111V60H109ZM109 61H108V62H109ZM0 62H1V60H0ZM30 62L33 63V61H30ZM30 62H29L28 64H27V63L24 64V65H26V66H24V67H25L24 70L26 69V67H27V68L29 67V66H27V65H30V66L33 65L32 63H31L32 65H31ZM56 62H58V61H55V63H56ZM61 62H62V61H61ZM61 62H60V63H61ZM89 62H86V61H85V64L87 63V64H86V67H87V65H89L88 68H90V65L92 66V64L94 63V62H93L92 64H90ZM108 62H107V63H108ZM211 62H212V65H210ZM258 62H261V66H260V64L257 65ZM18 63H17V64H18ZM60 63H58V67H56L57 69L59 68V64H60ZM68 63L62 62L63 65L65 64V65H67L68 68H69V66H70L72 63L70 62V63H71L70 65H69ZM74 63H75V61H74ZM80 63H81V62H80ZM110 63H109V64H110ZM118 63H117V64H118ZM209 63H210V64H209ZM43 64H44V63H43ZM62 64H61V65H62ZM95 64H96V63H95ZM95 64H94V68H98V67H100V68H99V71H97V73L99 74L100 69H101V64H102V62H101V64H100V59H99V63L97 62V66H98V67L95 66ZM98 64H99V65H98ZM105 64H106V63H105ZM119 64H118V65H119ZM20 65H19V66H20ZM22 65H23V63H22ZM22 65H21V66H22ZM34 65H35V64H34ZM44 65H45V64H44ZM44 65H43V66H44ZM52 65H53V64H52ZM55 65H57V64H55ZM55 65H53V67H54ZM72 65H73V64H72ZM76 65H77V64H76ZM76 65H73V68H74V69H75V66H76ZM102 65H103V64H102ZM120 65H119V66H120ZM123 65H121V67H122ZM125 65H126V66H125ZM181 65L184 67V69L182 68ZM208 65L211 66V68H210ZM254 65H255V67L258 66L259 68L257 67V69H256V68L254 67ZM256 65H257V66H256ZM19 66L17 65L18 68H19ZM46 66H47V64H46ZM83 66H84V65H83ZM105 66H106V65H105ZM179 66H180V67H179ZM207 66H208V68H207ZM0 67H1V64H0ZM3 67H4V66H2V68H3ZM34 67H36V65H35V66H32L31 69L34 68ZM37 67L34 68V69H36V72H38V74L36 73L38 76H37V75H36V77L33 76L35 79L31 76V75H33V73H31V72H35L34 69H33L32 71H30L29 68H28L29 70H28V69L25 70L26 72H29L28 75L31 74L30 77H32V78H31V79H32V82H31L32 84L29 82V85L27 86V88H28L29 86H31V85L34 86L33 81L36 80V78H37V80L39 81V80H40L39 78L42 77V76L39 77V76H40L39 74H40V73H43L42 71H43L44 68H42V71H41V72L37 70V69H40V68L42 67V63H41V65H40V68H37ZM44 67H45V66H44ZM49 67H51V63H50V65L48 66V68H49ZM61 67H62V66H61ZM61 67H60V68H61ZM76 67H77V66H76ZM78 67H80V66H78ZM103 67H104V66H103ZM103 67H102V68H103ZM106 67L108 68L109 66H106ZM111 67H112V66H111ZM121 67H120V69L123 70V68H121ZM131 67H132V68H131ZM178 67H179V69H177ZM253 67L256 69V72H254L255 70L253 71ZM2 68H1V69H2ZM54 68H55V67H54ZM65 68H66V67H65ZM65 68H63V69H64V70H67V69H68V68H66V69H65ZM81 68H82V67H81ZM91 68H92V67H91ZM94 68H93V69H88V70H90V72H91L92 70L95 71L96 69H94ZM104 68H105V67H104ZM180 68H182V69H181L182 71L184 70L183 72L186 71L187 75L185 76L184 73H183V76H184V77L182 76L183 78H181V76H180V78L177 77L178 79L176 78V81H175V82L177 83V85L180 84L179 86H177L178 88H177L176 86H173V84H171V85L169 84V81H170V82H171V81L174 82V78H172L173 80L171 79V80H168V81H167V77H168V76L165 75L166 81H163L165 78H164L163 80H158V79H157L158 77H156V76H157L156 74H160V76H159V75H158V76H159L160 79H162L163 76H161V74L164 75L163 72H165V74H169V73H170V75H169L168 78H170L171 75H172V77H173V76L175 75V73H176L177 71L180 70ZM206 68H207V70H208V69H210V70L207 72V71L205 70ZM260 68H261L262 74H261V72H259ZM105 69H106V68H105ZM120 69H119V70H120ZM196 69H197V70H196ZM19 70H20V69H19ZM22 70H23V68H22ZM22 70H21V71H22ZM27 70H28V71H27ZM40 70H41V69H40ZM108 70H109V69H108ZM126 70H127V69H126ZM130 70H127V71H130ZM148 70H149V69H148ZM148 70H147V71H148ZM153 70H151V71H153ZM176 70H177V71H176ZM257 70H258V71H257ZM67 71H68V70H67ZM101 71H102V70H101ZM131 71H130V72H131ZM0 72H2V71L0 70ZM23 72H24V71H23ZM46 72H47V71H46ZM76 72H77V71H76ZM79 72H80V71H79ZM81 72H83V71H81ZM81 72H80V73H77V74H79V75L84 74V73H81ZM85 72H86V71H85ZM95 72H96V71H95ZM121 72L128 73V72H126V71H121ZM121 72H120V73H121ZM252 72H254V73H253L254 76H253ZM65 73H66V72H65ZM65 73H64V74H65ZM68 73L70 74V72H68ZM68 73H67V74H68ZM74 73H75V72H74ZM74 73H71V74H74ZM87 73H89V72H86V74H87ZM120 73H119V74H120ZM133 73L136 74L134 71H133ZM133 73H131V74L128 73V74H130V75H129V78H131L130 76L133 77ZM145 73H147V72H145ZM148 73H149V72H148ZM255 73H260V74H255ZM26 74H27V73H26ZM69 74H68V76H69ZM77 74L75 73V75H77ZM93 74H94V73H93ZM93 74H92V75H93ZM128 74L125 75V78H124V76H123L124 74L122 75V73H121L120 75H121V77H123L124 81H126V78H128V77H127ZM150 74H151V73H150ZM176 74H182V73H181V72H179V73L177 72ZM34 75H35V73H34ZM43 75H44V74H43ZM60 75H61V74H60ZM94 75H97V74L95 73ZM101 75H102V76H101ZM105 75L108 76V73L106 72V73L103 74V73L101 72L100 75H97V78H98L97 80L100 79V80L106 81V80H104V78H103V76H105ZM140 75H139V77H140ZM0 76H1V74H0ZM22 76H26V75H23V73H22ZM87 76H89V75L87 74ZM87 76H86V77H87ZM99 76H101V77H99ZM142 76H141V77H142ZM150 76H154V77H156V80L160 81V83H162V82H163V83L166 82V83H164L163 85H162V84H161V85H158L159 82L157 81L158 83L155 84L156 86L151 85V83H152L153 80H151V83H150L149 81H147V80L153 79V78L150 77ZM175 76H177V75H175ZM175 76H174V77H175ZM233 76H235L236 78L233 77ZM248 76H250L249 78H251V77H254V78H251L250 80H248L249 82H247ZM30 77H29V78H30ZM38 77H39V78H38ZM72 77H73V76H72ZM72 77L70 76V78H72ZM75 77H76V76H75ZM84 77H85V76H84ZM93 77H95V76H93ZM143 77H142V78H143ZM149 77H150V78H149ZM218 77H219V79H221V77H222V79L219 80V81H221V82L223 81V82H224L223 86H222V85H219V83L221 84V82L218 83V79H217V81L215 80V78H218ZM224 77H227V78H228V77H231V78H228V79L233 80L232 82H233L234 85H233L232 83H228V82H230L231 80H228V82H227V78H225L226 80H224ZM29 78H28V79H29ZM76 78H78V77H76ZM76 78H75V80H74V78L71 79V80H74V81H76V83H77L78 81L76 80ZM80 78H82V77L80 76ZM90 78H92V77H90ZM101 78H102V79H101ZM133 78H134V79H129L130 81H128V79H127V82H129V83L132 82V83H133V80H137V79H135V78H137V75H136V77H133ZM233 78H234V79H233ZM24 79H25V78H24ZM106 79H107V78H106ZM256 79H259V80H256ZM26 80H27V79H26ZM86 80H87V79H86ZM88 80H89V79H88ZM93 80H94V78H93ZM116 80H117V79H116ZM140 80H141V82H139V83L137 82V86H138V87L140 86L141 89H139V88H138V89H139V91L143 90V94L147 97V96L150 95V92H149L148 95L146 94V93L148 92V90H147V92H146V89H145V92H144V87H147V86H144L145 84L143 83L142 86H144V87H141L142 79L140 78ZM210 80H212V81H210ZM213 80H214V82H216V83H213ZM235 80H236V81H235ZM237 80H238L239 82L241 81V85L238 84ZM251 80H256L257 83L259 82L258 85H256V84H257L256 81H255V83H253L254 81L252 82ZM74 81H73L72 83L75 84V86H76V83H75ZM83 81H84V80H83ZM89 81H90V80H89ZM242 81H243V82H242ZM25 82H26V81H25ZM110 82L112 83V82H114V80H113V81H110ZM115 82H116V81H115ZM118 82H119V81L117 80V83H118ZM121 82H122V80H121ZM135 82H136V81H135ZM135 82H134V83H135ZM148 82H149V83H148ZM154 82H156V81H154ZM167 82H168V84H169L170 86L175 87V88H172V87H170V86H166L165 84H167ZM175 82H174V83H175ZM209 82H211L212 85L215 84V86L211 88L212 85H211ZM226 82L228 83L227 88H229V94H230V88H231V87H230V86H231L230 84L233 85V87L231 88V91H232V89H233V90H234V89H235V90L237 89L238 92L240 91L239 94H242V95H239V94L237 93V95H239V96H237V95L235 96V95H234V97H232V96H233L232 94H231L232 96L230 95L229 98L232 97V99H233L234 102L232 103L233 106H230V104H229V108H228V107H227V108L230 109V110L232 109L233 112L230 111V110H228V109L226 108L227 103L229 102V101H228V102L226 101V100L228 99L227 96H229V95L226 96L225 93H224V91H226V93H227V90H228V89L226 90V87H224V85H225ZM244 82H247V84H246V83L244 84ZM36 83H37V82H36ZM42 83H43V82H42ZM84 83H85V82H84ZM100 83H101V82H100ZM102 83H104V82H102ZM108 83H109V82H108ZM119 83H120V82H119ZM119 83H118V84H119ZM132 83H131V84H132ZM134 83H133V84H134ZM171 83H172V82H171ZM250 83H251V84H250ZM38 84H39V83H38ZM38 84H37V85H38ZM109 84H110V83H109ZM135 84H136V83H135ZM138 84H140V85H138ZM208 84H210L211 86L208 87ZM236 84H237V85H236ZM242 84H243V89H238V86H239V88H242V87H240V86H242ZM253 84H254V86H252ZM26 85H27V84H26ZM69 85H70V83H69ZM103 85H104V84H103ZM119 85H120V84H119ZM175 85H176V84H175ZM244 85H247V86H244ZM40 86H41V84H40ZM73 86H74V85H73ZM120 86H121V85H120ZM120 86H119V87H120ZM134 86H135V85H134ZM134 86H133V87H134ZM161 86H163L162 89L160 88ZM250 86H251V87H250ZM37 87H38V86H37ZM79 87H81V86L79 85ZM110 87L112 88V85H110ZM158 87H159V89H158ZM235 87H236V88H235ZM246 87H247V88H246ZM249 87H250V88H249ZM252 87H254V88L256 87V88H257V89L255 88V89L257 90L256 93H253V91L255 92V90H254V88L251 89ZM27 88H26V86H25V89H24V90H25L26 93H25V92H24V93L22 92V93H23L22 96L24 95V96H26V97H29V99H27L26 97H24V98H23L24 102L21 101V99H19V101H20L21 103H22V102L24 103V104L22 103V105H23L22 108L25 109L24 107H26V110H24V111L22 110V111H21V114L24 113L26 116H24V115L22 114V117H23V118L21 117L22 120H21V118H20V120L23 121L24 123H25V119L28 118L27 116H29V118H28L27 120H29V119L31 120V116H32L31 114H33V113L35 112V111H34V112L31 113V114H27V113H25V111H28V108L31 109V107H30L29 105H31V102H32V100H33V99L30 100V99H31L30 97L32 96V95L30 94V92H31V93L33 92V91H31L33 87L28 88L30 91H26ZM67 88H68V87H67ZM71 88H72V87H70L69 89H71ZM113 88H114V87H113ZM150 88L148 87L147 89H150ZM205 88H207V90H209L210 92H211L212 90H214L213 88H216V89H218V91H219V90L221 91V92H220V93H221V96H219V95H220L219 92H218V94L215 92V91H216V89H215L214 92L212 93L213 95L209 93V94H210V96H209V97H210V98H209L210 100H209V99L202 98L203 96H206V95L204 94V92H205ZM209 88L212 89V90H210ZM224 88H225V89H224ZM248 88H249V90H248ZM15 89H17V88H15ZM15 89H14V90H15ZM35 89H36V88H34V90H35ZM77 89H78V88H77ZM132 89H133V88H132ZM134 89L138 90V89L135 88V87H134ZM223 89H224V91H223ZM245 89H246V90H245ZM250 89L252 90L251 92H249ZM72 90H73V88H72ZM202 90H204V92H203ZM241 90H242V91H241ZM243 90H244V91H243ZM18 91H19V90H18ZM77 91H78V90H77ZM79 91H80V90H79ZM81 91H82V90H81ZM134 91H135V90H134ZM139 91H138V92H139ZM259 91H260V93H258ZM27 92H28L29 94H27ZM35 92H36V91H35ZM75 92H76V90H75ZM141 92H142V91H141ZM141 92H140V93H141ZM242 92H243V93H242ZM245 92H248V93H245ZM7 93H8V92H7ZM7 93H6V94H7ZM71 93H72V94H76V93H73V92H71ZM99 93H100V92H99ZM99 93L96 94V95L94 96V99L98 100V97L101 95V94H99ZM135 93H137V92H135ZM140 93H137V94H140ZM202 93H203V94H202ZM206 93H208V92H206ZM215 93H216L218 96H216ZM232 93H233V92H232ZM235 93H236V91H235ZM235 93H233V94H235ZM250 93L252 94V96L250 95ZM12 94H13V93H12ZM25 94H27V95H25ZM32 94H33V93H32ZM39 94H40V93H39ZM41 94H42V93H41ZM66 94H67V93H66ZM93 94H94V93H93ZM132 94H133V93H132ZM137 94H136V95H137ZM141 94H142V93H141ZM143 94H142L141 97H144ZM245 94H246L247 96H246ZM248 94L250 95L251 98L246 99V98L249 97ZM4 95H5V94H4ZM4 95H2V96H4ZM17 95H18V93H17ZM17 95H16V96H17ZM20 95H21V94H20ZM20 95H19V96H20ZM28 95H30V96H28ZM34 95H35V94H34ZM82 95H85V94H82ZM120 95H123V94L121 93ZM202 95H203V96H202ZM6 96H7L6 98H5V97H2V98H3V99H4V98H5V99H8L9 96H8V95H6ZM22 96H21V97H22ZM35 96H36V95H35ZM91 96H92V95H91ZM91 96H87V97H85V98L87 99L88 97L90 98ZM137 96H139V95H137ZM199 96H201V97H200L201 100L203 99L202 101H201V100H200V101L198 100V99H199ZM207 96H208V95H207ZM225 96H226L227 98H226V99H222V97H225ZM21 97H20V98H21ZM36 97H37V96H36ZM38 97H39V96H38ZM40 97H41V95H40ZM146 97H144V100L142 101L143 98L140 99V96H139V101H141L142 103H143V102H144V103L147 102L148 105H149V101H148L149 98L147 97V98H148V99H147ZM150 97H151V96H150ZM211 97H213V98H211ZM217 97H219L222 101L224 100V101H223V105H222V103H221L222 101L218 103V104L220 105L219 108H222V112H219V111L217 110V109H218V108H217V107H218L217 105H216L217 107H215L216 109H215V108L213 109V105H214V104H217V102L220 101V99L218 98V99H219V100H218ZM235 97H236V98L239 97V98H238V101L234 100ZM55 98L57 99V97H55ZM55 98H54V99H55ZM66 98H67V97H66ZM71 98H72V97H71ZM71 98H69V99L71 100ZM81 98H82V97H81ZM92 98H93V97H92ZM101 98H102V97H101ZM207 98H208V97H207ZM215 98H216V99H215ZM5 99L3 100V102L5 101ZM12 99H14V98H12ZM12 99H10V100H12ZM16 99H18V97H17V98L15 97V99L12 100V102H13V101L15 102ZM26 99H27V101H26ZM36 99H37V98H36ZM36 99H34V102H35V103H36V101H35ZM38 99L43 100V98H38ZM59 99H62V98L59 97ZM64 99H65V98H64ZM64 99H63V100H64ZM75 99H76V98H75ZM94 99H93V100H94ZM121 99H122V98H121ZM121 99L119 98V100H121ZM212 99H214L215 103H214V101H212ZM65 100H66V99H65ZM81 100H82V99H81ZM83 100H84V99H83ZM145 100H146V101H145ZM204 100H208V102L212 101V102L214 103V104L210 103L211 106H210V105H209V106L207 105L208 108H206V111H208L207 109L211 110L210 108H212L213 110H212L211 113H207V112L204 111L205 114H203V113L197 112V111L195 110V109H197V110H198V109H199V110L204 109V107H203V108H202V107H199V106H203L204 104L208 103V102H205ZM217 100H218V101H217ZM229 100H230V99H229ZM243 100H244V101H243ZM250 100H251V102H250ZM37 101H38V100H37ZM73 101L75 102L76 100H73ZM101 101H102V100H101ZM216 101H217V102H216ZM241 101H242L243 103H242ZM6 102H7V101H6ZM10 102H11V101H10ZM10 102H8V103H10ZM12 102H11V104L14 105ZM20 102L17 103V101H16V103H15L16 106H18V104H21ZM26 102H27V103H26ZM45 102H46V101H45ZM52 102H53V101H52ZM54 102H56V101H54ZM57 102H59V100H57ZM60 102H62V101H60ZM79 102H80V101H79ZM91 102H92V101H91ZM98 102H99V101H98ZM98 102H97V103H98ZM141 102L139 103L140 107L142 106L140 109H142V111L145 112V108H147L148 105H147V103H145L146 106H143V105H141V104H142ZM201 102H202V104H200ZM204 102H205V103H204ZM0 103H2V101H1ZM4 103H5V102H4ZM4 103H3V104H4ZM69 103H70V102H69ZM71 103H72V102H71ZM97 103H96V104H97ZM130 103H131V102H130ZM144 103H143V104H144ZM237 103H239L240 106H242V110H243V112H242V110H238L240 107L237 106V105H238ZM250 103H251V104H250ZM3 104H1L0 106H3ZM5 104H6V103H5ZM48 104H50V103H48ZM52 104H53V103H52ZM55 104H56V103H54L53 105L55 106ZM96 104H95V105H96ZM131 104H132V103H131ZM153 104H154V103H153ZM196 104H198V107H197ZM234 104H236V105H234ZM257 104H259V105H257ZM24 105H25V106H24ZM34 105H35V104H34ZM34 105H33V103H32V110H33V108L36 109V108H35L36 105H35V106H34ZM37 105H38V104H37ZM44 105H46V104H44ZM50 105H51V104H50ZM56 105H57V104H56ZM74 105H75V104H74ZM93 105H94V103H93ZM97 105H98V104H97ZM135 105H136V106H134V105H133V106H134V107H137V104H135ZM250 105H251V106H254L255 109H254L253 107H251ZM255 105H257V109H262V110H260V113H258L259 110H258V112H257V109H256ZM263 105H264V104H262L261 106H263ZM14 106H15V105H14ZM14 106H13V107H14ZM39 106H40V105H39ZM48 106H49V105H47V107H48ZM54 106H53V110H54ZM58 106H60V105H58ZM69 106H70V105H69ZM71 106L73 107V105H71ZM76 106H77V104H76ZM156 106H157V107H156ZM214 106H215V105H214ZM235 106H237L238 108L235 109V108H236ZM6 107H7V106H6ZM6 107H5V108H6ZM37 107H38V106H37ZM51 107H52V106H51ZM51 107H50V108H51ZM60 107H61V106H60ZM64 107H65V106H64ZM64 107H63V108H64ZM66 107H67V105H66ZM102 107H103V106H102ZM138 107H139V106H138ZM194 107H195V108H194ZM205 107H206V106H205ZM209 107H210V108H209ZM230 107H232V108H230ZM234 107H235V108H234ZM244 107L247 108V109H244ZM263 107H264V106H263ZM10 108H11V107H10ZM22 108L19 106V109H22ZM148 108H149V107H148ZM148 108H147V109H148ZM200 108H201V109H200ZM233 108H234L235 110L240 111V112L236 111L237 114L235 115V112H234V109H233ZM17 109H18V108H17ZM43 109H44V107H43ZM43 109H42V111H43ZM55 109H58V107L56 106ZM60 109H62V108H60ZM69 109H70V108H69ZM71 109H74V108H71ZM137 109H138V108H137ZM147 109H146V111H147ZM150 109H152V108H150ZM150 109H149V110H150ZM153 109H154V108H153ZM4 110H5V109H4ZM15 110H16V109H15ZM15 110H14V112H15ZM37 110H39V109H37ZM62 110H63V109H62ZM100 110H101V114L103 115V113H104V112L102 113L103 110H102V109H100ZM129 110H130V109H129ZM129 110H128V111H129ZM149 110L147 111L148 115H149ZM10 111H11V110H10ZM17 111H18V110H17ZM17 111H16V112H17ZM19 111H20V110H19ZM19 111H18V112H19ZM29 111H30V110H29ZM48 111H49V110H48ZM55 111H56V110H55ZM59 111H60V110H59ZM65 111H66V110H65ZM69 111H70V110H69ZM72 111H73V110H72ZM104 111H105V109H104ZM106 111H107V110H106ZM132 111H133V110L131 109V112H129L130 114L128 113L127 116L130 117V116H131V113H133V112L136 114V112H135L136 110L133 111V112H132ZM142 111H141V112H142ZM244 111H245V112H244ZM254 111H256V112L259 114V116H260V114H261V112H262L263 116H260V117H259V116H256V115H258V114H256V113L254 114ZM18 112H17V113H18ZM44 112H45V111H44ZM74 112H75V111H74ZM108 112H109V111H108ZM108 112H107V114H108ZM138 112H139V109H138V111H137V114H138ZM141 112H140V113H141ZM144 112H143V116H144V117H145V115L148 116L147 114H144ZM150 112H152V114H153V110H151ZM201 112H203V110H202ZM209 112H210V111H209ZM28 113H29V112H28ZM38 113H39V112H38ZM45 113H46V112H45ZM45 113H44V114H45ZM51 113H53V112H51ZM134 113H133V114H134ZM140 113H139V114H140ZM239 113H240V114H239ZM42 114H43V112H42ZM42 114H41V116H42ZM46 114H48V113H46ZM59 114H60V113H59ZM61 114H62V113H61ZM64 114L66 115V113H64ZM109 114H111V113L109 112ZM150 114H151V113H150ZM238 114H239L240 116H239L238 118H236V119H239V121L242 119L241 122H239V121L237 122V120L235 119V116H238ZM15 115H16V113H15ZM19 115H20V114H19ZM19 115H18V116H19ZM30 115H31V116H30ZM33 115H34V114H33ZM37 115H38V114H37ZM67 115H68V114H67ZM112 115H113V114H112ZM112 115H111V116H112ZM155 115H152V118H151V119L154 120V121L157 119V118L153 117V116H155ZM41 116H40V117H41ZM47 116H49V115H47ZM73 116H74V113L72 114V118H74ZM104 116H106V114H105ZM107 116H108V118H110L109 115H107ZM208 116H209V118H208ZM12 117H13V116H12ZM26 117H27V118H26ZM34 117H36V114H35V116H32V118H34ZM40 117H39V118H40ZM44 117L46 118V116L44 115L43 118L41 117V120H42V119H45ZM66 117H67V116H65V118H66ZM99 117H100V116H99ZM132 117H133V116H132ZM132 117H130V120L128 119V120L130 121L129 124L131 125V127H130L129 125H128V127H127V123H123L125 120L122 121V122H120L121 125H118V126H121V127L124 125V126H126V127H125L126 129H128V128L131 129V128H132V130H129V129H128V130H129L128 135H127V133H126V135H125L124 132L121 133V132L119 131V134L121 135V136H120V135H119V136L122 137V135H124L123 137H125V138H122V140H126V137H128V138L130 139V141L133 139L132 141H134V143H135V141H136V140H134V139H137V141H139L138 139H141L143 142L146 141L147 143L149 142V140H152V141H153V138H151V137L153 136L154 133L156 134V132L149 131V132L153 133L152 136L150 137L151 139H149L148 137L146 138V137H145L146 134H148L147 136H150V135H151V134H149V132L147 133V131L149 130V128H148V130H147L146 128L142 129V125H141V128H140V127H139V124H138V123L140 122V120L142 121V122H140V124H141V123L144 124V122H150V121H147L149 118H147V119H146V118H143V117H142V114H140V117H141V118L136 119V121H139V122L137 123V122L134 121L135 123H134L133 126H132V123H133V122H131V121H132V120H131ZM138 117H139V116H138ZM148 117H150V116H148ZM205 117H207V119H206ZM252 117H253L254 120L252 119ZM254 117H256V119H257V118H258V119L260 118L261 121L263 120V122H261L262 124L259 123L260 120H258V119H257V120H258L259 122H255V118H254ZM54 118H55V117H54ZM62 118H63V117H62ZM69 118H70V117H68V119H69ZM100 118H101V117H100ZM100 118H99V119H100ZM106 118H107V117H106ZM108 118H107V119L104 118V119H105V120H108ZM127 118H128V117H127ZM134 118H135V117H134ZM134 118H133V119H134ZM136 118H137V116H136ZM142 118H143L144 120H142ZM153 118H155V119H153ZM160 118H159V120H160ZM195 118H196V119H195ZM201 118H202V120H201ZM203 118H205L204 121H203ZM36 119H37V118H36ZM47 119H48V118H47ZM63 119H64V118H63ZM99 119L97 118L98 123H99ZM102 119H103V118H102ZM151 119H150V120H151ZM194 119L196 120V122H195ZM197 119H200V120L198 121ZM208 119H209L211 122H213V123H210V126H208V124H209V123H208V122H209ZM59 120H62V119L59 118ZM74 120H75V119H74ZM128 120H127V121H128ZM159 120L157 119V122L160 123ZM161 120H162V119H161ZM206 120H207L208 122H207ZM257 120H256V121H257ZM21 121H19V122L22 123ZM47 121H48V120H47ZM47 121H45V122H47ZM50 121H51V120H50ZM50 121H48V123H50ZM65 121L67 122V119H66ZM165 121L162 120L161 123H163V122H165ZM201 121H202V122H201ZM235 121H236V122H235ZM29 122H30V121H29ZM29 122H28V125L30 126L31 124H30ZM54 122H55V121H54ZM155 122H156V121H155ZM167 122H168V121H167ZM174 122H175V123H174ZM194 122H195L196 124H195ZM199 122H201V123H203V124L207 123V124H206L207 127H205V129L207 128L208 131H204V130H202L203 133H201V132H202L201 129L204 128V127H201V126H200L201 123H199ZM204 122H205V123H204ZM252 122H254V127H256V126H255V123H257V124H259V125H262V126H260L261 128H260L259 125H258V128L262 129V130H261L262 133L260 132L261 134L256 133V132H259L260 129H259V130H256V129H258V128H255V129H254V133H256V135L258 134V136H255L256 138L254 137L253 129H251V125H252V124H250V123H252ZM43 123H44V122H43ZM114 123H115V122H114ZM122 123H123V125H122ZM152 123L154 124V122H152ZM161 123H160V124H161ZM169 123H170V122H169ZM198 123H199V124H198ZM26 124H27V121H26V123L24 124L25 126L23 125L22 127H26V126H28V125H26ZM50 124L52 125V123H50ZM147 124H149V123H147ZM147 124H144V125L147 126ZM153 124H152V125H153ZM156 124L159 125L158 123H156ZM192 124H193V125H194V124H195V125L198 124V126H200V129H199V128L197 129V127H196L195 125H194V127H191ZM203 124H202V125H203ZM212 124H213L214 126H216V127H213ZM248 124H249V125H248ZM257 124H256V125H257ZM40 125H41V124H40ZM71 125H72V124H70V126H71ZM161 125H162V124H161ZM170 125H172V124H170ZM206 125H205V126H206ZM29 126L26 127L27 129H24L26 132L29 131V129H28ZM33 126H34V125H33ZM45 126H47V125H45ZM56 126L58 127V124H57ZM79 126H81V125H79ZM148 126H151V125H148ZM148 126H147V127H148ZM154 126H155V128L157 127L156 125H153V126L150 127V129L156 130L157 128L155 129ZM166 126H169V125H166ZM248 126H249V127H248ZM252 126H253V125H252ZM30 127H31V126H30ZM38 127H39V126H38ZM42 127H43V126H42ZM42 127H41V129H42ZM49 127H50V126H49ZM49 127H48V128H49ZM52 127H53V126H52ZM64 127H65V129H66V126H64ZM68 127H69V126H68ZM68 127H67V128H68ZM169 127H170V126H169ZM173 127H174V126H173ZM189 127H190L191 130L194 128L193 131L190 130V131H191V132H190V131H189ZM195 127H196V128H195ZM209 127H210V128H209ZM212 127H213V128H212ZM243 127H244V129H243ZM34 128L36 129V127H34ZM34 128H32V131H31V130L29 131V132H33L34 136H33L32 133H29V134H30V138L33 137V139L36 138V137H35V133H37V134H39V135H40V133H41V132L38 133V131L34 133V130H35ZM58 128H59V127H58ZM69 128H70V127H69ZM71 128H72V127H71ZM74 128H75V127H74ZM74 128H73V129H74ZM77 128H78V127H77ZM80 128H82V127H80ZM80 128H79V129H80ZM125 128H122V129H125ZM252 128H253V127H252ZM30 129H31V128H30ZM39 129H40V128H39ZM43 129H44V128H43ZM46 129H47V127H46ZM55 129H56V128H55ZM73 129H72L71 131H73ZM75 129H76V128H75ZM79 129H77V131H78ZM118 129L122 130L120 127H119ZM196 129H197V130H196ZM207 129H206V130H207ZM221 129H222L223 131H224V129H226V131L228 130V132H225V131L223 132ZM242 129H243V130H242ZM245 129H246V132H247V133L244 132ZM250 129H251V130H250ZM47 130H48V129H47ZM53 130H54V127H53ZM56 130H58V129H56ZM56 130H55L54 132H56ZM66 130H67V129H66ZM214 130H213V131H214ZM249 130H250L251 132H250ZM48 131H50V130H48ZM64 131H65V130H64ZM69 131H70V129H69ZM77 131H74V134H75V132H77ZM81 131H82V129H81ZM156 131H157V130H156ZM196 131H198V132L201 131L200 134L198 133V134L200 135V137H197V135L193 137V135L191 134L192 132H193V134H194V132H196ZM213 131H212V132H213ZM217 131H214L215 134L212 133V134H213V137H214V136H217V135L219 134V133H217ZM50 132H51V133H50ZM50 132L46 133L45 135L48 134V135H49V139L51 140V139L53 138V137H52V134H53L52 132H53V131H50ZM59 132H60V131H59ZM79 132H80V131H78V133H79ZM127 132H128V131H127ZM205 132H206V133L208 132V133L205 135V134H204ZM229 132H230V133H229ZM242 132H244V135L242 134ZM44 133H45V131H44ZM44 133H43V134H44ZM62 133H64V132H62ZM62 133H60V134H62ZM71 133H72V132H70V134H71ZM78 133H76V135H78ZM81 133H83V132H81ZM222 133H221V134H222ZM227 133H228V134H227ZM37 134H36V135H37ZM50 134H51V135H50ZM196 134H197V133H196ZM202 134H204L203 137H202ZM212 134H211V136H212ZM230 134L233 135V136H232L233 138H232V137L230 138V136H231ZM245 134H246L247 136H246ZM248 134H250V135H248ZM252 134H253L254 140H255L256 142L259 141V143H258V142H257V143H254L255 141H253V139H251V138H252V137H251ZM53 135H54V134H53ZM62 135H63V134H62ZM194 135H195V134H194ZM199 135H198V136H199ZM208 135H210V134H208ZM219 135H220V134H219ZM228 135H229V136H228ZM28 136H29V135H28ZM37 136H38V135H37ZM56 136H57V133H56ZM56 136L54 135V137H56ZM66 136H67V135H66ZM159 136H160V135H159ZM173 136L176 137V139L173 138ZM204 136H205V137H204ZM211 136H208L210 141L207 142V143H210V142L212 141V138H213V137L210 139ZM245 136H246V138L248 137V138H247L248 141H249L250 139L252 140V144H251V142H249V145L246 144V143H248V142H247V141H244V137H245ZM41 137H42V135H41ZM64 137H65V135H64ZM69 137H70V136H69ZM73 137H74V136H73ZM83 137H84V136H83ZM99 137H100V136H99ZM156 137H157V139H158V136H155V138H156ZM263 137H264V136H262V138H263ZM44 138H47V137L45 136ZM67 138H68V136H67ZM85 138H86V137H85ZM128 138H127V141H126V142L129 141ZM214 138H215V137H214ZM249 138H250V139H249ZM33 139H32V140H33ZM47 139H48V138H47ZM47 139H46V141H47ZM63 139H64V138H63ZM95 139H96V138H95ZM147 139H148V140H147ZM159 139H160V138H159ZM173 139H175L174 141H176V142H174ZM201 139H202V142L200 141ZM207 139H208V138H207ZM229 139H230V141H231V139L234 140V141H231V142H232V143L235 142V143H236V146H235V143H234V145L232 144L233 146H230V143H231V142H230V143L228 142ZM35 140H37V138L34 139V141H31V140H30V141L33 142V144H35L36 142L38 143V141H35ZM38 140H40V141L42 140V141H43L42 138L39 139V136H38ZM44 140H45V139H44ZM55 140H56V139H55ZM59 140H60V139H59ZM67 140H68V139H67ZM102 140H103V139H102ZM120 140H121V138H120ZM160 140H161V139H160ZM225 140H226V141H225ZM30 141H28L27 143H29ZM53 141H54V140H53ZM53 141H51V143H53L52 146H51V148H53V147L56 148V146H57L56 144H57V143H54L55 141H54V142H53ZM78 141H80V140H78ZM130 141H129V142H130ZM142 141H140V142L142 143ZM154 141H155V140H154ZM154 141H153V142H154ZM207 141H208V140H207ZM213 141H214V140H213ZM213 141H212V144H213ZM16 142H17V141H16ZM56 142H58V141H56ZM80 142H81V141H80ZM83 142H84V140H83ZM90 142L92 143V141H90ZM129 142H128V143H129ZM155 142L157 143L158 141H155ZM200 142H201V144H200ZM214 142H215V141H214ZM226 142L229 143L228 146H227V143H226ZM14 143H15V142H14ZM14 143H13V144H14ZM27 143H24V144L27 145ZM40 143H41V142H40ZM42 143H43V142H42ZM47 143H49V145H50V142H47ZM60 143L63 144V140H62V142H61V140H60ZM67 143H68V142H67ZM84 143L86 144V142H84ZM84 143H83V145H85ZM87 143H89V142H87ZM95 143H96V142H95ZM95 143H94V144H95ZM117 143H118V142H117ZM120 143H121V142H120ZM124 143H125V142H124ZM128 143H125V144H128ZM131 143H132V142H131ZM131 143H130V144H131ZM150 143H152V142L150 141V142L148 143V145H150ZM198 143H199V144H198ZM253 143H254L255 145H253ZM89 144H90V143H89ZM132 144H133V143H132ZM145 144H146V143H145ZM152 144H153V143H152ZM158 144H160V143H158ZM197 144H198V145H197ZM210 144H211V143H210ZM225 144H226V145H225ZM262 144H261V145H262ZM20 145L22 146L23 144H21V142H20ZM29 145H31V143H30ZM35 145H36V144H35ZM43 145H45V144H42V148L44 149V146H43ZM47 145H48V144H47ZM58 145H59V144H58ZM64 145H65V144H64ZM69 145H70V144H69ZM90 145H91V144H90ZM121 145H122V143H121ZM177 145H178V143H177ZM177 145L175 146V147H176V150H177ZM179 145H178V146H179ZM263 145H262V146H263ZM12 146H14V148H15L16 145H12ZM18 146H19V145L17 144V146H16L17 149H18ZM39 146H40V148H39ZM70 146L72 147V144H71ZM70 146H69V148H70ZM78 146H79V145H78ZM81 146H82V145H81ZM85 146L88 147L89 145H85ZM123 146H124V145H123ZM151 146H152V145H151ZM151 146H149V147H151ZM154 146L157 147V146H160V145H157V146H156L155 144H153V146H152V147H153V151H155V150L157 149L158 152H160V149H158V147L155 149ZM245 146H248V147H247L248 149L250 148V149H249L250 152H249V150H248V151L246 150ZM249 146H250V147H249ZM19 147H20V146H19ZM22 147H23V146H22ZM34 147H35V146H34ZM36 147H37L39 150L41 149V145H38V144H37ZM145 147H146V146H145ZM160 147H161V146H160ZM215 147H217V148H215ZM227 147H231V148L228 149ZM236 147H237V148H236ZM11 148H12V147H9V150H10ZM14 148H13V150H14ZM16 148H15V150H14L15 153H16V151H17ZM24 148H26V146H25ZM48 148H49V147H48ZM54 148H53V149H54ZM73 148H76V147H73ZM81 148H82V147H81ZM89 148H90V146H89ZM89 148H86V149L89 150ZM146 148H147V147H146ZM20 149H21V148H19V150H20ZM26 149H27V148H26ZM32 149H33V147H32ZM38 149H36V150H38ZM45 149H46V148H45ZM45 149H44V150H45ZM56 149H57V148H56ZM66 149H67V148L65 147V150H66ZM125 149H126V148H125ZM154 149H155V150H154ZM218 149H220L222 152H221L220 150H218ZM232 149H233V150H236V151H233ZM259 149H260L262 152L259 151ZM7 150H8V149H7ZM9 150H8V151H9ZM29 150H31V149H29ZM29 150L27 149V151H29ZM58 150H61V149H58ZM58 150H56V151H58ZM63 150H64V149H63ZM63 150H62V151H63ZM67 150H68V152H70L69 149H67ZM82 150H84V148H82ZM148 150H151V151H152V148H150V149H148ZM180 150H179V151H180ZM215 150H217V151H215ZM8 151H7V152H8ZM23 151H24V150H23ZM33 151H34V150H33ZM42 151H43V150H42ZM45 151H46V150H45ZM49 151H51V150L49 149ZM53 151H54V150H53ZM91 151H92V150H91ZM194 151H195V150H193V152H194ZM232 151H233V152H232ZM14 152H12V154H13ZM18 152H20V151H18ZM18 152H17V154H18ZM51 152H52V151H51ZM58 152H60V151H58ZM64 152H66V151H64ZM78 152H80V151H78ZM86 152H87V151H86ZM177 152H178V151H177ZM220 152H221V153H220ZM248 152H249V153H248ZM0 153H1V152H0ZM2 153H5V152H2ZM15 153H14V154H15ZM21 153H22V152H21ZM28 153H29V152H28ZM28 153H26V155H27ZM41 153H42V152H41ZM48 153H49V152H48ZM54 153H55V152H54ZM70 153H71V152H70ZM84 153H85V151H84ZM160 153H161V152H160ZM179 153H180V152H179ZM179 153H178V155H179ZM183 153H184V152H183ZM195 153H196V151H195ZM247 153H248V155H247ZM260 153H261V154H260ZM6 154H7V153H6ZM42 154H43V153H42ZM50 154H51V153H50ZM65 154H66L67 156L69 155L67 152H66ZM75 154H76V153H74V151H73V153L70 154V155H73V156L76 157V158L74 157L75 160H77V156H78V154H79V157H81V153H78L77 155H75ZM82 154H83V153H82ZM153 154H154V153H153ZM197 154H198V152H197ZM199 154H200V153H199ZM213 154H215V155H213ZM234 154H235L236 157L232 156V155H234ZM239 154H240V155H239ZM0 155H1V157H2L3 154H0ZM8 155H9V154H8ZM43 155H44V154H43ZM54 155H55V154H54ZM54 155H53V157H51V158H54V157H55ZM181 155H184V154H181ZM181 155H180V156H181ZM216 155H217V156H216ZM237 155H238V156H237ZM254 155H255V154H254ZM254 155H253V156H254ZM257 155H258V154H256L255 157L259 158L260 156H257ZM3 156H4V155H3ZM9 156H10V155H9ZM12 156H13V155H12ZM15 156L17 157V155H15ZM15 156H14V157H15ZM18 156H19V155H18ZM30 156H31V155H30ZM46 156H48V155H46ZM50 156H51V155H50ZM50 156H49V157H50ZM113 156H114V155H113ZM211 156H212V157H211ZM213 156H214V158H216V159L214 160V162H213V159H214ZM14 157H12V158H14ZM261 157H262V159H260V160L263 161V165H264V154H263V156L261 155ZM261 157H260V158H261ZM4 158H5V156H4ZM4 158L2 157V158H0V159L2 160V159H4ZM101 158H102V157H101ZM16 159H17V158H14V159H12V160L14 161V160H16ZM211 159H212V160H211ZM1 160H0V162H1V164H3L2 162H4V161H3V160L1 161ZM19 160H20V159H19ZM19 160H18V161H19ZM82 160H83V159H82ZM92 160H94V159L91 158L90 163H89V165L87 164V166H85V165H86V163L89 162V161L85 162V164H84V163H82V161H81L80 159L77 160V161H81V164H82L83 167L86 168V169L89 168L88 166H90V168H91V165L95 166V168L92 166V168H91V169H88V170H84V169L82 170V169H79V171H81V173H80V175H79V179H78V178L76 179L77 175H76V177H75V181H78V182H76L77 186L80 187V188H85V186H89V184L92 186L94 183L97 184V183L102 182V183H100V184L95 185V186L97 187L98 185L100 186L101 184H103L104 181H106V182L103 184V186H102V185L100 186L101 188L105 187V185H107V183H108V185H110L111 183H113V185H114V181H111V182H110V180H113V179H114V178L112 179L113 173L115 172V170H113V169H114L116 166H115V167L113 166V169H111V170H113V171H111L110 168H112V167H110V165L107 167V165H108L109 163H108V162H104L105 160H102V159H101V160H99V159H95L94 162H93ZM96 160H97V161H96ZM247 160H248V162H251V166H253V164H255L254 169H252V167H251V168L249 167V166H250V163H248L249 166H248V164H246V163H247ZM95 161H96V162H99V163H96ZM15 162H17V161H15ZM91 162H93V164H91ZM101 162H102V163H101ZM192 162H193V161H192ZM252 162H253V164H252ZM259 162H260V161H259ZM115 163H116V162H115ZM1 164H0V166H1V168H3ZM8 164H9V163H8ZM10 164H11V163H10ZM22 164H23V163H22ZM25 164H27V163H25ZM25 164H24V165H25ZM95 164H100L99 166L103 165V166H101V168L103 167V170L106 169V170H110V171H111L110 173H109V171H105V172H104V173H106V172L109 173L108 176H103L104 178H106L105 180H101V181H99V179H103V178H99L100 176L96 174V170L99 169V171H101V168H100V167L98 168V167H97L98 165H95ZM104 164H106L105 168H104ZM116 164H117V163H116ZM135 164H137V163H135ZM191 164H192V163H190V166H192ZM193 164H194V163H193ZM208 164L206 165L207 167H208ZM259 164H258V166H259ZM4 165H5V164H4ZM14 165H17L16 167H18L19 164L16 163V164H14ZM77 165H79V167H80V162L77 163ZM82 165H81V167H82ZM111 165H112V164H111ZM127 165H128V164H127ZM246 165H247V166H246ZM26 166H27V165H26ZM41 166H42V165H41ZM132 166H133V165H132ZM188 166H189V165H188ZM195 166H196V164H195ZM195 166H194V167H195ZM27 167H28V166H27ZM77 167H78V166H77ZM79 167H78V168H79ZM83 167H82V168H83ZM106 167H107V168H106ZM109 167H110V168H109ZM194 167L192 166V168H194ZM207 167H204V169L206 168V170H204L203 168H202L203 170L200 169V170H199L200 173H201V171H202V172H203V171H207ZM30 168H31V167H30ZM36 168H38V167H36ZM36 168H35V169H36ZM96 168H97V169H96ZM116 168H117V167H116ZM123 168H124V167H123ZM126 168H127V167H126ZM126 168H125V169H126ZM189 168H190V167H189ZM189 168H188V170H189ZM192 168H190V170H191V172H192V174H193L194 171L192 170ZM19 169H20V167L17 168L18 171H19ZM39 169H42V168H39ZM39 169H37L38 171H37V170L34 171V168H32L31 170H33V171H28L29 173L32 174V176H33L34 178L37 177V178H36L37 181H38V179H39V178H38V175H40V174H39V173H40V170H39ZM45 169H47V168H45ZM118 169L120 170V168H118ZM131 169H132V168H131ZM131 169H129V170H131ZM213 169H214V170H213ZM15 170H16V169H15ZM28 170H29V168H28ZM119 170H118V171H119ZM190 170H189V171H190ZM194 170H196V168H194ZM251 170H252V171H251ZM45 171H46V170H45ZM85 171H86V173L89 174V177L91 176V177H90L91 179L87 177L88 175L85 176V174H86ZM99 171H97V173H98ZM122 171H123V170H122ZM124 171H125V170H124ZM133 171H135V170H133ZM16 172H17V171H16ZM16 172H15V173H16ZM21 172H22V171H21ZM21 172H18V173H20V174H23V173H24V171H23L22 173H21ZM26 172H27V171H26ZM32 172H33V173H32ZM35 172H36V176L33 175ZM42 172H43V170H42ZM112 172H113V173H112ZM126 172H127V170H126ZM126 172H124L123 174H126ZM128 172L131 173V171H128ZM191 172H190V173H191ZM195 172H197V171H195ZM29 173H28V174H29ZM47 173H48V172H47ZM83 173H84V174H83ZM100 173H101V172H100ZM104 173H101V174H104ZM108 173H106V174H108ZM116 173H119V172L116 171ZM130 173H127V174H130ZM132 173H133V172H132ZM204 173H205V172H204ZM216 173H218V174L216 175ZM253 173H254V172H253ZM259 173H260V172H259ZM259 173H255V174L260 175ZM31 174H30V175H31ZM37 174H38V175H37ZM43 174H44L45 178H47V177H49V175H51V173L48 174V175H46L45 172L41 173V175H40L41 179H39V180H40V183H42L43 185H41L40 183L38 184L39 181H38V182L35 181V182H34L35 184H33V182H32L33 180L30 181V178H32L31 176H30L29 179H27V178H26V180L23 179V180H24V181H23V184H25V183L28 181V184L30 183V187H31V188H33V186L35 185L33 189H31V188L29 187V189H30L29 191H31V190H33V191L38 190V191H36V193H38V196L36 195V196H37L36 198H38V199L36 200V198L34 197V198H35V201L38 202L37 205L39 204V201H40L39 199H40V197H41V199H42V201H43V199H44L43 196H45V194H47L44 203H43L42 201L40 202L42 205H44V204L48 201V199H49L48 195H49V196H50V195H51V196L54 195V192H55V191H54L53 193H51V192H52L51 190H53V188H55V190H56V188H57V187L55 186V185H56V181H55L54 179H52V178L49 177V178L51 179V181L48 182V179H49V178L45 179L44 176L42 177ZM53 174H54V173H53ZM106 174H105V175H106ZM120 174H121V172H120ZM261 174H262V173H261ZM14 175H15V174H14ZM18 175H19V174H17L16 176H18ZM24 175H25V174H24ZM114 175H115V174H114ZM136 175H137V173H136ZM263 175H264V171H263ZM20 176H22V175H20ZM74 176H75V175H74ZM97 176H98V177H97ZM122 176H123V175H121V178H122ZM132 176L134 177V175H132ZM221 176L224 177V178H222ZM250 176H252V177H250ZM25 177H26V175H25ZM27 177H28V176H27ZM83 177H84V180H85V181L83 180V181H82L83 183H82V182H79V180H80L81 178H83ZM85 177H86V178H85ZM96 177H97V178H96ZM115 177H116V178H115L116 182L118 181L117 183H119L120 181H122V183H123V184H121L122 186L124 185V182L126 183V181L123 182V180H124L123 178H124V177L122 178L123 180H120V179L117 177V174L115 175ZM126 177H128V176H126ZM126 177H125V178H126ZM237 177H241V178H242V177H245L246 179H241L240 181H237ZM260 177H261V176H260ZM22 178H24V177H22ZM22 178H21V179H22ZM87 178L90 179V182L88 181ZM152 178H154V176H153V177L150 176V177H148V180H146V183H147L148 185H149V181L151 182ZM220 178H219V179H220ZM256 178H257V177H256ZM14 179H17V178H14ZM43 179H45L47 182H45V180H43ZM50 179H49V180H50ZM118 179H119V180H118ZM129 179H130V180H129ZM150 179H151V180H150ZM251 179L249 180L250 184L252 183V182H251ZM19 180H20V179H19ZM42 180H43V181H42ZM52 180H53V181H52ZM86 180H87L89 183H87ZM153 180H154V179H153ZM222 180H221V182H222ZM233 180H234V179H233ZM233 180H232V181H233ZM238 180H239V179H238ZM41 181H42V182H41ZM80 181H81V180H80ZM127 181H128V182H133V181H134V183H136L137 186L139 185L138 181H135L134 178H133V179H132L131 177H130V178H127ZM147 181H148V182H147ZM154 181H155V180H154ZM154 181H153V182H154ZM252 181H253V180H252ZM14 182H15V181H14ZM18 182H19V181H17V183L15 182V184L17 185ZM20 182H21V181H20ZM20 182H19V184H20ZM50 182H52V184H55V185H50ZM53 182H54V183H53ZM84 182H85V183H84ZM116 182H115V183H116ZM128 182L126 183V185H127L126 187H128V185H129L131 188L128 187V189L131 190L132 187H134V186H133L132 183L129 184ZM139 182L141 183L142 181H139ZM143 182H144V181H143ZM153 182L150 183L151 185H149V186L145 183V185L148 186V187H146V186H145V187L143 186V187H144V189H146L147 191H148V189L150 190V189L152 188V191H148V192H150V194H152L151 196H153V197H157L159 194H162L161 192L159 193L160 189L158 188V186L161 188L162 185L160 186V185H157V184H156L157 187H156L155 185L152 186V185L154 184ZM157 182H158V181H157ZM195 182H197V183L199 184L198 181L195 180ZM219 182H220V181H219ZM239 182H240V183H239ZM247 182H248V181H247ZM47 183H48V184H47ZM57 183H58V182H57ZM79 183H82V184L79 185ZM86 183H87V184H86ZM91 183H92V184H91ZM120 183H121V182H120ZM174 183H175V182H174ZM226 183H225V184H226ZM257 183H258V182H256V184H257ZM23 184H20V186H21V185L23 186ZM37 184H38V185H37ZM60 184H61V183H60ZM60 184H58L57 186H59ZM83 184H84V185H83ZM131 184H132V185H131ZM141 184H142V183H141ZM172 184H173V183H172ZM175 184H176V185H175ZM175 184L173 185V186H174L173 189H174L175 192H174L172 189H169V190H172V191L169 192V193L172 192L171 195H165L166 197L168 196V197H167V198H168L167 200H169V197H171L170 200L173 201V202H174V199H172V198H174V197L176 196L175 194H176V191L178 190L177 187H179V185H178L177 183H175ZM222 184H224V182H222ZM256 184H255V186H256ZM32 185H33V186H32ZM40 185H41V187H42V188L40 187L41 189L39 188ZM44 185H45V186H44ZM48 185H49V186H53V188H52V187L50 188ZM61 185H62V184H61ZM61 185L59 186L60 188H59V187L57 188L58 190H60L61 187H62V189L64 188V186H61ZM82 185H83L84 187H83ZM121 185H120V186H121ZM246 185H247V184H245V186H242V187L244 188V187H246ZM12 186H13V185H12ZM28 186H29V185H28ZM43 186H44V187L47 186V187H46V188H47V192H46V190H45L46 188H44ZM81 186H82V187H81ZM93 186H94V185H93ZM115 186H119V185H115ZM115 186H114V187H115ZM124 186H125V185H124ZM163 186H164V185H163ZM167 186H168V185H165V187H167ZM169 186H170V184H169ZM169 186H168V187H169ZM248 186H250V185H248ZM248 186H247V188H248ZM17 187H19V186L17 185ZM23 187H24V186H23ZM25 187H27V186L25 185ZM36 187H37V188H36ZM100 187H97V188L99 189V191H101V188H100ZM106 187H108V186H106ZM109 187H110V186H109ZM109 187H108V188H109ZM143 187L141 186V188H143ZM149 187H151V188H149ZM154 187H155V188H154ZM165 187H164V188H165ZM168 187H167V188H168ZM171 187H172V186H171ZM242 187H241V188L239 187V188H240V189H239L240 192H241V190L243 189ZM252 187H253V185H252ZM20 188H21V187H19V189H20ZM43 188H44V190H43ZM80 188H79V189H80ZM92 188H94V187H92ZM108 188H107V190H110V189L113 188V187H110V189H108ZM119 188H121V187H119ZM122 188H123V187H122ZM157 188H158L159 190H158ZM164 188H161V190H163ZM169 188H170V187H169ZM176 188H177V190H175ZM0 189H1V188H0ZM3 189H4V188H3ZM3 189H2V190H3ZM11 189H12V188H11ZM11 189H10V190H11ZM13 189H14V188H13ZM15 189H16V188H15ZM24 189H25V188H24ZM62 189L60 190V192H61V191L63 192ZM73 189H74V190H73ZM73 189H71V191L74 192V191H76L78 188H73ZM79 189H78L77 192H79ZM86 189L88 190V189H91V188L88 187V188H86ZM94 189H95V188H94ZM98 189H96V190H98ZM137 189H138V188H135V190H137ZM153 189H154V191H153ZM155 189H156V192H158V193L155 192ZM250 189H252V188H250ZM8 190H9V189H8ZM20 190H21V189H20ZM27 190H28V188H27ZM39 190H41V191H39ZM58 190H56V192H57ZM83 190L85 191V189H83ZM83 190H82V191H83ZM91 190H92V191H91ZM91 190L89 191L88 194H84V196L86 197V195H89L88 197H90V196L93 195V196H92V199H93L94 201H96L97 199L95 198L94 195L97 193V191H96V190H93V189H91ZM113 190H114V189H113ZM118 190H119V189H118ZM123 190H125V189L123 188ZM133 190H134V189H133ZM135 190H134L133 192L136 193L138 190H137V191H135ZM165 190H167V189L165 188L164 191H165ZM221 190H222V192H221ZM221 190H220V193L222 194L223 197H224V195H225L226 193H229V196H228V194H227L228 197H230V194H233V195H234L233 191H230V192H232V193L229 192V189L227 190L228 192H226V193L224 192L223 189H221ZM230 190H231V189H230ZM239 190H238V192H239ZM254 190L258 191L256 188H254ZM22 191H24V190L22 189ZM22 191H19L17 194L21 193ZM29 191H27V192H29ZM42 191H43L44 194H43V195H42V194L40 195L39 193L42 192ZM44 191H45L46 193H45ZM84 191H83V192H84ZM94 191H95L96 193H95ZM102 191H103V189H102ZM243 191H244V190H243ZM3 192L9 193V192H7V190H5V191H3ZM11 192H12V191H11ZM48 192H50L51 194H50V193L48 194ZM58 192H59V191H58ZM62 192H61V193H62ZM73 192H71V193H72L71 195L74 197L75 192H74V194H73ZM92 192H94L95 194H93ZM121 192H123V191L121 190ZM130 192H131V191H130ZM133 192H131V193H133ZM140 192L142 193V196H144V194H143V192H142L141 190L139 191V193H140ZM154 192L157 194V196H156V194H155ZM162 192H163V191H162ZM178 192H179V191H178ZM180 192H181V190H180ZM182 192H183V191H182ZM185 192H187V191H184L183 193H185ZM198 192H199V193H202V192H203V194H204V191L198 190ZM223 192H224V194H223ZM252 192L254 193V191H252ZM22 193H23V192H22ZM24 193L26 194V190L24 191ZM24 193L21 194V195H22V198H21L19 195L16 196V197H18V200L23 199V200L20 201V202H23L24 200H25L24 202L30 201V200H28L29 198H28V196H27V195H29L30 193H27L26 195H25ZM61 193H59V194H61ZM69 193H70V192H69ZM80 193H82L81 190H80ZM80 193H79V194H80ZM84 193H86V191H85ZM91 193H92V194H91ZM126 193H127V191H126ZM131 193H129V194H131ZM135 193H134V195H132V196H130V197H133V196L135 197V195L138 194L137 196H138V198H139V193H136V194H135ZM166 193H167V192H166ZM173 193H175V194H174L175 196L172 195ZM183 193H182L183 196H182L181 194H180L181 196H180V195L178 196L179 193L177 194L178 199L181 198L178 202H182V200H184L182 203H178L179 207H181V212H179V215H180V213H182V216L185 214L184 212H182V211H185V210H183L182 207H184L185 209H187L188 206L186 207L185 205H187L188 203H189V204L191 203V201H189V200H190V199H189V196H186V195L183 194ZM11 194L13 195V193H11ZM15 194H16V193H15ZM57 194H58V193H57ZM79 194H78V193L75 194V195H76L75 197H77L76 205H82V206H80V207H84V206H83L84 203L89 202L90 200H86V202H83L82 200L86 199L87 197H86V198H85L84 196H81V197H80V195H83V194H80V195H79ZM101 194H102V193H101ZM103 194H104V193H103ZM150 194H148V196H147L148 198L150 197V196H149ZM186 194L188 195L189 193H186ZM196 194H198V193L196 192ZM240 194H242V193H240ZM240 194H238V195H240ZM24 195H25L26 197H25ZM30 195H31V194H30ZM30 195H29V197H31ZM39 195H40V196H39ZM61 195H63V193H62ZM98 195H99V194H97V198H99V197L102 198V197H103V196H101V195H99V196H98ZM104 195H105V194H104ZM106 195H107V194H106ZM127 195H128V194H127ZM162 195H164V194H162ZM162 195H161L160 197H161L163 200H162L161 198H160V199L164 202V200H165V196H162ZM198 195H200V197L202 196V194H198ZM5 196H6V195H5ZM120 196H121V195H120ZM123 196H124V194H123ZM184 196H185V199H184ZM227 196L225 195V197H227ZM236 196H237V194L234 195V197H236ZM19 197H20V199H19ZM24 197H25V199H24ZM64 197H66V196H64ZM83 197H84V199H83ZM106 197H108V196H106ZM134 197H133V201H134ZM145 197H146V196H145ZM153 197H150L149 200H150L151 198H153ZM163 197H164V198H163ZM223 197H222V199L224 200L225 197H224V198H223ZM231 197H232V196H231ZM234 197H233V199H230V201L234 200V199H235ZM261 197H262V196H261ZM263 197H264V196H263ZM263 197H262V198H263ZM2 198H5L4 195H1V198H0V199H1V200H0V201H1V202H0V206H2V208L4 207L3 209L1 208L2 210L0 209V211H1V214H0V215L3 214L2 217H4V214H5V213L7 214L8 211H9V208H11V207H10V206L8 207V204L5 202L6 205H5V204H4V205L7 207V208H5V206L3 205V202L6 201L7 198H8L9 201L11 202V201L15 198V196H14V198L11 197V196L6 197V199H5L4 201L2 200ZM32 198H33V195H32ZM94 198H95L96 200H95ZM104 198H105V197H103V198L101 199L102 201H104L103 203L105 204V203H107V201H108V204H109V200H108V199L103 200ZM140 198H142V197H140ZM140 198H139V200H141ZM203 198H204V197H203ZM219 198L221 199V196H220ZM237 198H238V199H237V202H236V203H239V202H240L239 204H241V203L243 202V201L241 202V200H240V198H242V195H241L240 198H239V196H238ZM259 198H260V197H259ZM262 198H260V199H262ZM8 199H7V200H8ZM11 199H12V200H11ZM15 199H16V198H15ZM26 199H27V200H26ZM30 199H31V198H30ZM60 199H61V198H60ZM135 199H136V197H135ZM153 199H154V198H153ZM158 199H159V198H157V200H154V202L156 201V202L159 203V200H158ZM176 199H177V198H175V200H176ZM178 199H177V200H178ZM200 199H201V198H200ZM220 199H218V201H220V203H221L223 200L221 201ZM227 199L229 200V198H227ZM256 199L258 200V198H255V200H256ZM18 200L16 199L17 202H18ZM32 200H33V199H32ZM32 200H31V201H32ZM46 200H47V201H46ZM75 200H76V199H75ZM75 200H72L71 204L74 205V201H75ZM78 200H79V201H78ZM93 200H91V201H93ZM129 200H130V198H129ZM136 200H137V199H136ZM144 200H145V202H147L148 199H145V198L143 197V200H141L142 203H143ZM177 200H176V201H177ZM252 200H254V199H252ZM13 201H14V200H13ZM13 201H12V202H13ZM31 201L28 202V203L32 204V202H35V201H32V202H31ZM80 201H82V202H81V203H78V202H80ZM150 201H152V199H151ZM185 201L188 202V203H186ZM204 201H205V200H204ZM204 201H203V199H202L201 202L204 203ZM224 201H225V200H224ZM224 201H223V202H224ZM258 201H259V200H258ZM263 201H264V199H263ZM12 202L10 203V205L12 204ZM24 202H23L22 204H24ZM135 202H136V201H135ZM138 202H139V201H138ZM145 202H144V204H146ZM156 202H155V203H156ZM165 202H166V200H165ZM173 202H172V203H173ZM225 202H228V201H225ZM250 202H253V204H255V205L258 204V203H261L260 201H259L258 203H256L257 201H256L255 203H254V201H250ZM250 202L248 201L247 204H246V203H244V204L247 205V206L249 207V203H250ZM8 203H9V202H8ZM15 203H16V202H15ZM15 203H14V204H15ZM18 203H19V202H18ZM82 203H83V204H82ZM96 203H97V202H96ZM136 203H137V202H136ZM142 203H141V204H142ZM158 203H157V204H158ZM172 203H170V205H171ZM174 203H176V202H174ZM174 203H173V204H174ZM232 203L234 204L235 201H232ZM22 204H21V205L18 204V207H17V208H15L14 206L11 205L15 210H12V212L9 211V212H10V213H8L9 215H6V214H5V218H4V219L6 220V219H8V218H9V219L12 218V219L14 220V219H15L14 217H17V216H18L17 219H18L19 217L21 218L22 216H19V214L16 215V213H18V212L20 211L21 207H24V206H22ZM25 204H26V203H25ZM33 204H34V207H33V205H32V207H33V209H35V207H36L35 205H36V204H35V203H33ZM71 204H70V205H71ZM86 204H87L86 206H89L88 203H86ZM90 204H91V203H90ZM92 204H93V203H92ZM92 204H91V205H92ZM97 204H98L97 207H99L100 200L98 201ZM101 204H102V203H101ZM101 204H100V205H101ZM141 204H139V205H141ZM144 204H143V205H144ZM162 204L166 205L167 208H168V205H167V204H169V201H167L166 204H165V203H162V202H161V204H159V205L161 206V207H159V208H162V207H163L164 210H163V209H161V210H163V212L165 211L166 214H167L166 211L170 210V208H172V207L178 209V208H177L178 205L175 206V205H176V204H175V205H173V206L171 205L172 207H170L168 210H165L166 207H164V205H162ZM189 204H188V205H189ZM221 204L224 205L223 203H221ZM233 204H232V205H233ZM244 204H243V205H244ZM263 204H264V203H262V206H261V205H259V206H261V208H263V207H264ZM19 205H20V206H19ZM27 205L30 206L29 204H27ZM70 205H69V206H70ZM95 205H96V204H95ZM95 205L93 204L94 207H96ZM105 205H106V204H105ZM143 205H142V206H143ZM152 205H153V204H152ZM152 205H150V207H151ZM159 205H157V206H159ZM170 205H169V206H170ZM183 205H184V206H183ZM203 205H204V204H203ZM203 205H201V206H203ZM222 205H221V206H222ZM225 205H227L228 208H229V206H230L231 204L229 203V205H228V204L226 203ZM225 205H224V206H225ZM250 205H252V203H251ZM16 206H17V205H16ZM25 206H26V205H25ZM28 206H26V207H28ZM93 206L90 207V211H89V212H88L87 210H85L86 213H84V212L82 211V208H81V210H80V219H81L83 216H87V217L90 216V218H91V215H93L92 212H94L95 210H97L96 208H93ZM102 206H103V205H101V207H102ZM227 206H226V207H227ZM19 207H20V208H19ZM40 207H41V205H40ZM40 207H39V208H40ZM75 207H77V206H75ZM80 207H79L78 209H77V208L75 209V208L73 207V208H74V211L79 210ZM140 207H141V206H140ZM146 207L148 208L147 204H146L145 208H146ZM152 207H155V206H152ZM226 207H225V208H222V209H227ZM18 208H19V211L16 210V209H18ZM42 208H43V207H42ZM69 208H70V207H69ZM86 208H88V207H86ZM86 208L84 207L83 210L86 209ZM92 208L95 209V210L92 211V210H93ZM102 208H103V207H102ZM138 208H139V207H138ZM145 208H143V209L146 210ZM155 208H156V207H155ZM174 208H173V209H174ZM245 208H246V207H245ZM249 208H250V207H249ZM249 208H246V209L248 210ZM254 208H255V207H254ZM261 208H260V209H261ZM7 209H8V210H7ZM11 209H12V208H11ZM22 209H24V208H22ZM29 209H32V208H26V209H24V210L26 211V210H29ZM36 209H37V208H36ZM40 209H41V208H40ZM103 209L105 210V206H104ZM139 209H140V208H139ZM141 209H142V208H141ZM173 209H171L170 212H171ZM231 209H232V207H231ZM250 209H253V207H251ZM250 209H249V210H250ZM256 209L259 211L258 206L256 207ZM256 209H255V211H256ZM24 210H22V211H23L24 214H25V211H24ZM61 210H63V208H61ZM64 210H66L65 212H67V209L64 208ZM64 210H63V213H64ZM88 210H89V209H88ZM101 210H102V209H101ZM156 210H158V213L160 212L159 209H156ZM179 210H180V208H179ZM242 210L244 211L245 209H242ZM261 210L264 211V209H261ZM4 211H6V212H4ZM32 211H36V210H32ZM74 211L72 210V213H73ZM151 211H154V210H151ZM176 211L178 212V210H176ZM187 211H188V209H187ZM222 211H223V210H222ZM226 211H227V210H226ZM251 211H252V210H251ZM253 211H254V209H253ZM263 211H262V212H263ZM23 212H22V213H23ZM26 212H28V211H26ZM41 212H42V211H41ZM68 212H69V211H68ZM68 212H67V214L70 213V212H69V213H68ZM76 212H77V211H76ZM81 212H82L83 216H81ZM96 212H97V211H95L94 213H96ZM136 212H137V211H136ZM140 212H142V210H140ZM140 212H139V213H140ZM145 212H146L145 214H147V212H149V211L147 210V211H145ZM170 212H168V215L170 216V218L168 217V215H167V216H164V215H166V214L164 213L163 216H162V218H161V215H159V217H158L159 219H157V217L155 216V217H156L155 219L158 220L157 223L154 222V220H153V221H150V222L155 223L154 225L160 223L159 225H156V227H158V228L160 229V232L163 231V232L165 233V231H164L163 228H164V227H167L166 224H167V223H170V222H173V221L176 220V222H175L174 224H173V223H172V224H169V226H170L169 229H173L175 226H174V227H172V226L175 225V224H177V219H176V218L179 217V216L177 215V217H176L175 220H174V217L172 218V216L170 215ZM174 212H175V210H174ZM174 212H173V213H174ZM185 212H186V211H185ZM224 212H225V211H224ZM245 212H246V210H245L244 212H242V213L245 214ZM249 212H250V211L247 212V215L249 216V214L251 213V216H253V215H252V212H250V213H249ZM259 212H260V211H259ZM262 212H261L260 214H261V216H264V214H262ZM88 213L91 214V215H89ZM143 213H144V211H143ZM143 213H142V215H143ZM149 213H150V212H149ZM149 213H148V215H149ZM151 213H152V212H151ZM155 213H156V212H155ZM183 213H184V214H183ZM187 213H188V212H187ZM187 213H186V214H187ZM225 213H227V212H225ZM228 213H229V211H228ZM248 213H249V214H248ZM255 213H257V212H255ZM255 213L253 212V214H255ZM263 213H264V212H263ZM10 214H12V215L15 214V215H13L14 217H9V216H11ZM36 214H37V213H36ZM73 214H74V213H73ZM84 214H85V215H84ZM97 214H98V215H97ZM108 214H109V213H108ZM136 214H137V213H136ZM159 214H160V213H159ZM175 214H176V212H175ZM186 214H185V215H186ZM243 214H242L243 218L241 217L242 220H243V223H242V222H238V221H240V219H241L240 216H239V217L237 216V219H238V218H240V219H239L238 221H236V223H234V222H235V221L233 220L234 217H230L229 214H225V216L228 215V216H229L230 218H232V220H233L232 222H230L231 220H230V221H227V222H228L227 224H229V222H230V223H233V224H230L231 227H232L231 230H230V228H229L230 225L226 227V224H224L226 221L223 222V223H221V224H224L223 226H222V225H220V226H221V231L223 230L224 227L229 228L228 230H226V231L229 232V234L231 233V231H232V233H233V231H234L235 229L238 230V233H239V231H241L242 229H244V230L241 231V234L244 232V233L242 234V235L244 236L243 238H245V236H246V239H247V240H244L243 238H240V237H242L240 233H239V236H240V237L238 236L240 239H242L243 244H242V241L239 242V239H238V241H237V232L234 231L235 233H233V237H234V238H232L231 242L233 241L232 243H233V244L235 243V245L238 244L237 242H239L240 247H239V245H236V247H237V248L235 247V248H236V250H235L236 252L233 251L234 254L232 253V255H235V254H239V255H241V253L243 252L241 249H242V248L244 249V247H245V245H246V246L249 247V248H247V249L245 250V254L242 253L244 256L241 255L242 258H243V259H241V260H242V261L244 262V264H245V263L247 262V260L249 259L248 262H249V264H250V259H252V260H251V262H252L254 259L259 258V257H258L259 255L264 254V252H260V249H263V251H264V248H263V245H264V244H262V243L264 242V240H263L264 238L261 239V240H263L262 243H261V242H260V243L257 242V241H259V238H261V237H259L260 234H259L258 232H261L262 230H264V225H262L263 228L260 226L261 224H264V220L261 219V221H260V217H261V216H260V217L257 216L258 214H257V215L255 214V215L253 216V217H255V218H254V220H256L255 222H252V221H254V220H252L253 218H251V220H250V217H249V221H248L249 223L247 222L246 224H247V225H252L251 228H249L250 226H248V228L250 229V231H252V230L255 231V230H257V228H258V229H261V228H262V229H261L260 231H258V232H256V231L254 232V231H253L252 233H250V232L248 231L249 229L246 228L247 226L244 225V221H246V220L248 219V217L246 218V217H245L246 215H243ZM64 215H65V214H64ZM70 215H71V213H70ZM104 215H105V214H104ZM137 215H138V214H137ZM140 215H141V214H140ZM148 215H147V216H148ZM151 215H152V214H151ZM185 215H184V216H185ZM6 216H7L8 218H6ZM68 216H69V215H68ZM97 216H100V214H99L98 212L95 214V218H97ZM106 216H107V215H105V217H106ZM133 216H136V215L134 214ZM133 216H131V217L133 218ZM153 216H154V215H153ZM153 216H152V217H153ZM184 216H183V218H184ZM187 216H189V214H187ZM190 216H191V215H190ZM222 216H223V215H222ZM225 216H223V217H225ZM232 216H233V215H232ZM256 216H257V217H256ZM76 217H77V216H76ZM101 217H102V216H101ZM103 217H104V216H103ZM138 217H139V216H138ZM143 217H144V216H143ZM165 217H167V219H166ZM244 217L246 218V220L244 219ZM258 217H259V218H258ZM20 218H19V219H20ZM72 218H73V217H72ZM84 218H85V217H84ZM107 218H109V217H107ZM134 218H135V217H134ZM168 218H169V219H168ZM171 218H172V221H168V220H171ZM226 218H227V217H226ZM256 218H258V219H256ZM262 218H263V217H262ZM9 219H8V220H9ZM12 219H11V221H12ZM19 219H18V221L15 220V221H16L15 224H14V221H13V224H14L15 226H12V225H11L12 222H11L10 220H9L10 223H8V220H7V222H6V221H3V222H6V223H4L3 226H0V228H1V227H2V228L5 227L4 229L7 230L6 232H11V231L13 230V229H12L13 227L16 228V225H17V227H19V226L21 227V226L24 224L23 221H21V223H20ZM21 219H23V218H21ZM82 219H83V218H82ZM85 219H86V218H85ZM85 219H83V220H84V223H86V222H85V221H86ZM87 219H88V218H87ZM92 219L94 220L93 217H92ZM98 219H100V218H98ZM103 219H104V220H103ZM103 219H102V223H103V224H100V222H99L100 220H98L99 224H97V225H101V226H99V227H102V228H104L105 226H107V225H105L106 223H104V221L106 220V218H103ZM111 219H112V218H111ZM114 219H115V218H114ZM118 219L120 220V218H118ZM125 219H126V218H125ZM140 219H141V217H140ZM144 219H146V217H145ZM144 219H143V220L141 219V220L144 222V221H145ZM147 219H149V218H147ZM153 219H154V218H153ZM161 219H162V220H161ZM163 219H164V220H163ZM23 220H24V219H23ZM89 220H90V219H89ZM121 220H122V218H121ZM128 220H129V219H128ZM133 220H134V219H133ZM138 220H139V219H138ZM149 220H152V219L150 218ZM149 220H148V221H149ZM159 220H160V221H159ZM183 220H184V219H183ZM235 220H236V217H235ZM242 220H241V221H242ZM71 221H72V220H71ZM77 221H81V222L83 223L82 220H79V219H78ZM77 221L75 222L76 224H77ZM108 221H109V219H108ZM122 221H123V220H122ZM142 221H141V223L143 224ZM146 221H147V220H146ZM155 221H156V220H155ZM162 221H163V222H162ZM164 221H167V223L164 222ZM178 221H179V220H178ZM180 221L183 222L181 219H180ZM250 221H251V222H250ZM0 222H1V221H0ZM3 222H2V223H3ZM105 222H106V221H105ZM111 222H112V221H111ZM117 222H118V221H117ZM117 222L114 223L116 226H115V225H112V226L115 227V230H116V231L109 233V232H107L106 229H103V230H101V232H102V235H101L100 232H99L100 230H99L98 232H99L100 235L97 237L98 239H97L96 237H95V238H96L97 240H99V237H101V236H106V235H108L109 238H111V237L114 235V236L112 237V238H114L117 234L122 235L123 232H125V234H123L122 236L117 235V236H116L117 238L115 237V239H113V240H116V239L118 240V238H121V239H122L127 233H128L130 236H132V235L130 234V233H131V230H130V229H133V228H128V229H127V226L132 227V224H131V223L129 224V221H126V222L123 221L124 223H127L125 226L122 225V224H124V223L119 222L120 225H121V227L125 228L121 234L119 233V230H120L121 228L118 226L119 224H118ZM130 222H131V220H130ZM133 222H134V221H133ZM136 222H137V224H138V221H136ZM185 222H187V220H185ZM258 222H259L260 225L258 224ZM2 223H0V224L2 225ZM7 223L10 224V225L12 226V227H10V225H9V227H10L12 230H8V229H7V228H8V224H7ZM17 223H20L21 225H18ZM141 223H139V224L141 225ZM161 223H162V224H161ZM164 223H165V224H164ZM208 223H209V222H208ZM215 223H216V222H215ZM70 224H71V223H70ZM89 224H90V223H89ZM93 224H94V221H93ZM107 224H108V222H107ZM147 224H149V222H147ZM163 224H164V225H163ZM204 224H205V223H204ZM206 224H207V223H206ZM206 224H205V225H206ZM242 224H243V225H242ZM103 225H105V226L103 227ZM143 225L145 226L146 224L144 223ZM143 225H141V226L144 227ZM151 225L154 227L153 230H158V231H159V229H155V226H154L152 223L149 224L150 227H152ZM179 225H180V223H178V228H179ZM232 225H234L235 227H233ZM94 226H95V225H94ZM109 226H110V225H109ZM109 226H108V228H109ZM117 226H118V229L120 228L119 230L116 228ZM160 226H163V227H161L162 229L160 228ZM208 226H209V227H208V228L206 227V228H207V229L210 228L211 230H212V229H217L216 227H218L217 230H214V231L212 230L211 232H214L213 234H216V233H217V234L220 235V232H216V231H218V230L220 231V226H218V223L212 225L213 227H211L210 225H208ZM259 226H260L261 228H259ZM74 227H75V226H74ZM95 227H96V226H95ZM142 227H140V228L142 229ZM181 227H184V225L181 226ZM214 227H215V228H214ZM96 228H97V227H96ZM96 228H95V230L97 231L98 229H96ZM102 228H101V229H102ZM123 228H122V229H123ZM206 228H203V229L205 230ZM237 228H238V229H237ZM16 229H17V228H16ZM76 229H77V228H75V230H76ZM126 229H127L128 231H127ZM145 229H148V228L146 227ZM151 229H152V228H150L149 230H151ZM169 229H168V230H169ZM174 229H175V228H174ZM184 229H185V228H181L182 231H183ZM245 229H246L247 231H245ZM81 230H82V229H81ZM89 230H90V229H89ZM133 230H135V229H133ZM138 230H140V229H137L136 231H138ZM168 230H167V231H168ZM176 230H177V229H175V230H173V231H176ZM178 230H180V229H178ZM2 231H3V229H2ZM90 231H91V230H90ZM90 231H89V232H90ZM105 231L107 232V234L105 233ZM126 231H127V232H126ZM129 231H130V232H129ZM167 231H166V232H167ZM169 231H170V230H169ZM171 231H172V230H171ZM182 231H180L181 234H182V233H185V232H182ZM224 231H225V229H224L221 233H223ZM3 232H5V231H3ZM6 232H5V233H6ZM81 232H82V231H81ZM94 232H95V231H94ZM132 232H134V233L136 234L135 231H132ZM138 232H139V231H138ZM145 232H146V230H145ZM148 232H149V231H147V234H148ZM163 232H162V233H163ZM176 232H177V231H176ZM180 232H177V233H180ZM211 232H210V234H211ZM228 232H227V234H228ZM247 232H248L249 234H248ZM103 233L106 234V235H103ZM112 233H116V235H115V234L112 235ZM140 233H143V231H140ZM154 233H156V232L154 231ZM157 233H158V232H157ZM157 233L154 235V238H156V237H155L156 235H158V237H160V234H161V237H162V233H159V234H157ZM170 233H172V232H170ZM190 233H191V232H190ZM245 233H246V235H245ZM256 233H258L259 235H256ZM80 234H81V233H80ZM151 234H152V233H151ZM173 234H174V233H173ZM173 234H171V235L168 234V235H165V236H164L165 238H167L168 236H170V238H171V240H170L169 237H168V239H164V241H165V242H164V245L168 244V245L172 246V240H173L174 242L180 243V242H178V241L180 240V239H179V236L184 238V236H181L180 234H176V235L174 234V236H176V237L178 238V240L176 241V240L172 239ZM191 234H192V233H191ZM213 234H211L212 237H213V236H218L217 234H216V235H213ZM223 234H224V233H223ZM223 234H221L220 237H218V238H220V239L222 238V240L219 239V240L217 241V242L220 243V244H224V243H225V242H224V243H222V242L224 241V238H225L226 236H227V237H226L225 239H228V238L232 237V235H230V237H229V234H228V235L225 234V237H223V236H224ZM234 234H235V235H234ZM48 235H49V234H48ZM89 235H90V234H89ZM89 235H88V236H89ZM111 235H112V236H111ZM144 235H145V234H144ZM177 235H178V236H177ZM248 235H249V236H252V235H253V236L251 237V239H252V240H255L256 242H255V241H252L250 238H249L250 240H248V237H247ZM0 236H1V229H0ZM56 236H57V235H56ZM81 236H82V234H81ZM95 236H96V235H95ZM145 236H146V235H145ZM145 236L143 237V236L141 235V237H139V238H142V237H143V239H144ZM174 236H173V237H174ZM221 236H222V237H221ZM235 236H236V237H235ZM256 236H257V237H256ZM60 237H61V236H60ZM78 237H79V236H78ZM83 237H84V236H83ZM85 237H86V236H85ZM134 237H135V235H134ZM134 237L132 236V240H131V242H130V243H131L130 246H133V245L136 246L135 243H136L138 240H140L139 238H137V236H136L135 238H137L138 240H136V239L133 240ZM152 237H153V236H152ZM152 237H151V238H152ZM161 237H160V239H161ZM212 237H211V241H215V240H212V239H213ZM253 237H254V239H253ZM258 237H259V238H258ZM45 238H46V237H45ZM52 238L54 239V237H52ZM52 238H51V239H52ZM58 238H59V237H58ZM64 238H65V237H64ZM93 238H94V237H93ZM101 238H102V237H101ZM112 238H111V239H112ZM174 238H175V237H174ZM183 238H181V239H183ZM218 238H216V239H218ZM235 238H236V240H235ZM256 238H257L258 240H256ZM47 239H48V236H47ZM47 239H45L44 242H46ZM74 239H77V238H74ZM106 239H107V238H106ZM111 239H110V240H111ZM130 239H131V238H130ZM146 239H147V238H145L144 240L146 241ZM152 239H153V238H152ZM152 239H151V241H149V238H148L147 241H149V243H151V242H152ZM156 239H158V238H156ZM162 239H163V237H162ZM187 239H188V238H187ZM214 239H215V237H214ZM77 240H79V239H77ZM93 240H94V239H93ZM103 240H104V239H103ZM110 240H108V241H110ZM125 240H126V238H125ZM166 240H167V242H166ZM168 240L171 241L170 244H169V241H168ZM234 240H235L236 242H235ZM261 240H260V241H261ZM42 241H43V240H42ZM49 241H50V240L48 239L47 242H48V244L51 245V243H50ZM52 241H53V240H52ZM54 241H55V240H54ZM61 241H63V240H61ZM79 241H80V240H79ZM83 241H84V240H83ZM100 241H101V240H99L98 243L101 244L102 241H101V242H100ZM105 241H106V240H105ZM108 241H107V243H108ZM123 241H124V240H122V242H123ZM126 241L128 242V240H126ZM132 241H135V243L133 242V244H132ZM154 241H155V240H154ZM159 241H161V240L158 239V242H159ZM219 241H220V242H219ZM245 241H246V242H245ZM249 241H251V242H250V244H249V246H248V243H247V242H249ZM47 242H46V244H47ZM77 242H78V241H77ZM94 242H95V241H94ZM111 242H112V241H111ZM118 242H119V241H118ZM156 242H157V241H156ZM158 242H157V243H158ZM174 242H173V243H174ZM183 242H184V240H183ZM217 242H215V243H214V242H208V244H206V246L208 245L207 247H208V248H211V246L209 245V243H210V244H211V243L216 244ZM24 243H26V241H25ZM78 243H79V242H78ZM98 243H97V244H98ZM107 243H106V244H107ZM157 243H154V244H157ZM160 243H161V245L164 247L163 242L161 241ZM218 243H217L216 245L219 246ZM240 243H241V244H240ZM244 243H245V245H244ZM46 244H45L44 246H45L46 248L49 247V246H46ZM67 244H68V243H67ZM69 244H70V243H69ZM83 244H85V243H83ZM110 244H111V243H110ZM123 244H125V243H123ZM140 244H141V243H140ZM142 244H143V243H142ZM152 244H153V243H152ZM152 244H148V246H147V250H148V248H151V249H152V247L154 246V245H152ZM175 244H176V243H175ZM175 244H174V245H175ZM26 245H27V244H26ZM26 245L23 244V246H25V247H26ZM52 245H54L53 247L57 248V247H56L57 245L55 246L54 243H53ZM87 245H88V244H87ZM101 245H102V244H101ZM107 245L109 246V244H107ZM127 245H128V243H126L124 246L127 247ZM157 245H158V244H157ZM157 245H155V246H157ZM174 245H173V246H174ZM177 245H178V244H177ZM177 245H175V246L178 248ZM182 245H183V244L181 243V244H180V247H181ZM204 245H205V244H204ZM241 245H243V246H241ZM44 246H43V249L45 248ZM68 246H69V245H68ZM104 246H105V245H104ZM158 246H159V245H158ZM218 246H215V247L218 248ZM221 246H223V245H221ZM221 246H220V247H221ZM53 247H52V248H53ZM87 247H88V246H87ZM92 247H93V246H92ZM95 247H97V248L99 249V246L96 245ZM100 247H101V246H100ZM128 247H129V246H128ZM136 247H137V246H136ZM142 247H143V246H142ZM160 247H161V246H160ZM213 247H214V245H213L212 248H211V252H212V250H213V252H215L214 249H216V248L213 249ZM223 247H224V246H223ZM223 247H222V248H223ZM41 248H42V247H41ZM46 248H45V251H46ZM77 248H78V247H77ZM129 248H130V247H129ZM139 248H140V247H139ZM153 248H156V247H153ZM165 248H168V251H167V252L163 250L164 252H161V253H160L159 251H160L161 249L158 251V249L156 248L155 252H154V250H152V252H153L154 254H152V253L149 252V253H150L149 256H152L151 259H154V258H155L154 255H156V253H158L159 255L157 254L156 257L159 256V257H157V260H159L158 258H160V256H162L163 254H164V255H166V253H168V254H170V255H171V254H174V253H175V250L177 249V248L174 247L175 249L172 250V249H170L171 247H167V246H166ZM205 248H206V247H205ZM224 248H226V246H225ZM235 248H234V249H235ZM239 248H241V249H239ZM43 249H42V250H43ZM93 249H94V248H93ZM131 249H133V248H131ZM136 249H137V248H136ZM162 249H163V248H162ZM169 249H170V251H169ZM178 249H180V248H178ZM83 250H85L84 247H83ZM99 250H100V249H99ZM205 250H206V249H205ZM208 250H209V249H208ZM216 250H217V249H216ZM238 250H240V251H242V252L237 253ZM15 251H17V250H15ZM50 251H51V250H50ZM88 251H89V250H88ZM91 251H92V252H91ZM91 251H89V253H92V255H90V256L92 257V256H93V252H94L95 250H91ZM142 251H144V250H142ZM157 251H158V252H157ZM173 251H174V252H173ZM176 251H179V250H176ZM206 251H207V250H206ZM40 252H41V251H39L38 254H41V253H42V252H41V253H40ZM52 252H54V251H52ZM85 252H86V250H85ZM18 253H19V252H18ZM21 253H22V252H20V256H18V257L16 258V262H15V263H16V264H28L27 260L23 259V257H24V258L26 257V256L24 255L25 253H22L23 255H21ZM46 253H47V252H46ZM46 253L43 252L44 256H45ZM71 253H72V252H71ZM43 254H41V256H42ZM51 254H52V253H51ZM59 254H60V253H59ZM72 254L74 255V253H72ZM151 254H152V255H151ZM257 254H258V255H257ZM49 255H50V253H49ZM86 255H87V254H85L83 258L87 257ZM88 255H89V254H88ZM39 256H40V255H38V257H39ZM41 256H40V257H41ZM44 256H42L41 261H39V258H38L37 261H36L35 263H36V264H40V263H41V264H47L46 262H48V259H49V260H54V257H53L52 259H50V258L45 259V260H47V261H45V260L43 259ZM82 256H83V255H82ZM147 256H148V255H147ZM236 256H237V255H235V257H236ZM261 256H262V255H261ZM19 257H20V259H21V257H22V262H21V260H17ZM50 257H52V256H50ZM58 257H59V256H58ZM88 257H89V256H88ZM153 257H154V258H153ZM237 257H238V256H237ZM26 258H27V257H26ZM46 258H47V257H46ZM149 258H150V257H149ZM238 258H239V257H238ZM261 258H264V255H263ZM62 259H63V258H62ZM71 259H72V258H71ZM90 259H91V258H90ZM90 259L87 258L88 261H89ZM31 260H32V259H31ZM31 260H30V261H31ZM42 260L45 261V262L42 263V262H43ZM74 260H75V259H74ZM162 260H163V258H162ZM169 260H170V258H169ZM245 260H246V262H245ZM17 261H19V262H17ZM28 261H29V260H28ZM38 261H39V262H38ZM56 261H57V260H56ZM164 261H165V260H164ZM166 261H167V260H166ZM37 262H38V263H37ZM62 262H63V261H62ZM76 262H78V261H75V263H76ZM89 262L91 263V261H89ZM89 262H88V263H89ZM168 262H169V261H168ZM254 262H255V261H254ZM254 262H252L251 264H253ZM32 263H34V261H33ZM32 263L29 262V264H32ZM48 263H49V262H48ZM51 263H52V262H51ZM51 263H50V264H51ZM53 263H54V262H53ZM53 263H52V264H53ZM64 263H65V261H64ZM75 263H72V264H75ZM88 263H87V264H88ZM156 263H157V262H156ZM5 264H6V263H5ZM7 264H10V263H7ZM13 264H14V263H13ZM54 264H55V263H54ZM56 264H58V263H56ZM60 264H61V263H60ZM66 264H67V263H66ZM84 264H85V263H84Z\"/></svg>",
    "mask_w": 264,
    "mask_h": 264
}]
</instances>
